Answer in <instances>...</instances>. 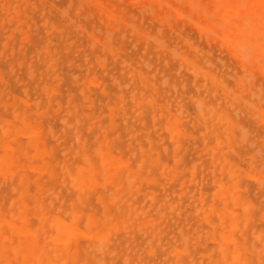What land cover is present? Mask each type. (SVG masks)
<instances>
[{"label": "rangeland", "instance_id": "obj_1", "mask_svg": "<svg viewBox=\"0 0 264 264\" xmlns=\"http://www.w3.org/2000/svg\"><path fill=\"white\" fill-rule=\"evenodd\" d=\"M6 1H8V2H6ZM14 1V0H13ZM13 1H11V0H0V24L2 23L1 21H5V22H3L2 23V26L0 25V41H2V42H0V75H1V77H0V96H1V99H0V105L2 106H0V111L2 112H0V116H1V118H0V127H2V126H5V125H3L5 122H7L12 128H14V127H16V126H19V125H17V124H20L19 122H20V118H18V116L20 117V116H22L23 114H20V115H18L17 114V111H18V109L20 108V113L21 112H24L30 119H33L34 121H36L37 123V125L41 128V132H44L43 134H41V139H43V138H47V140L45 139V141L46 142H43L42 141V145L46 148H48V150H50L51 152H52V156L54 157V159H53V157H52V159H51V162H50V164L51 165H53V164H58L59 166L61 165L60 163H62V160H64V158L65 159H69V158H71V159H69V160H64V161H66V162H64V163H62V166L63 167H66V171L67 172H65V168H62L63 169V172H62V169L59 167V166H55V167H59L60 169H53L54 170V172H53V176L50 174V173H48V172H50L49 171V169L47 170H44V171H41V172H38L37 170H34V169H27V167L24 169V168H21V169H19V170H21V172L22 171H24V173L25 174H27V176H28V179H27V181H28V183H30V181L29 180H31V183H34V184H30V187L32 186V185H35L36 186V184H37V186H39L40 187V189H38V187L36 188L35 186H32L31 188H29L28 190H27V188L29 187V186H27L26 187V196H27V198L29 197L28 196V192L30 193V192H32L33 194L34 193H38V194H41L40 196L37 194V196H38V198H40L41 199V201L43 202V201H45V200H47V198L49 197L50 199H48V201H46L47 203H42L41 205L43 206H41V205H39L42 209L43 208H45V210L47 211V212H45L46 213V215H55V214H59V215H61V216H66V218L68 217L69 218V214H70V208L71 207H69L70 206V204L71 203H69V202H75L76 203V201L77 200H75V198H76V196L75 195H77V188L76 187H73L74 185H72V186H70V184L69 183H71V181L69 182V181H66V180H68L70 177H68V176H70V174H69V171L70 172H72L73 171V167H75V165L76 164H78V163H80L81 162V159H82V154H80V151H78L79 150V146L80 147H82V148H84V149H86V152L87 153H89V151L91 152V149L90 148H93L94 146H93V144H98V140L101 138V135L103 134V133H105V132H107L106 133V135L108 136V138L109 139H111L113 136V138L111 139V140H114L113 141V143L111 142V144H110V151H111V149H113L114 150V148L116 147V146H118L119 148H115V152L112 150L111 152L112 153H115L114 155H117V156H119L120 154V157L122 158V159H124L125 160V158H126V160L125 161H127L131 166L132 165H134L135 166V164L136 163H139V159L141 158V156L140 157H138V158H136L135 156V158L134 157H132L133 156V154L132 153H134L135 154V152L137 153V156H139V154H141L140 152H141V150L139 151V152H137V150L138 149H141V148H143L144 149V151H149L148 149L147 150H145L147 147H149V146H147V144H149L151 141H150V139L152 140V142H153V145H155V146H157L158 148L157 149H159V150H157L156 149V151H158V152H160V156H158V161L157 162H159V163H161V161H162V167H159V166H161V165H157L156 163H154L153 165H151V164H149V162H148V164L149 165H151V167L149 168V167H145L146 165H147V163L145 164V166H143V171L144 172H146V170L147 169H150L151 171H152V173H149V172H151V171H149V170H147V172L149 173H145V174H143V171L141 172V170H140V172L142 173V176L143 177H150V176H152V177H154V178H151L150 180H149V178H143L141 175H139V176H141V178L138 176L137 178H139V180H135L134 182H132L131 183V185L132 186H130L129 185V189L131 188L132 190H129L128 188H124V190H126L127 189V192H125L124 190L122 191V194H124V195H120L121 196V198L120 197H118V198H116L115 200H113L112 201V199H110V198H113L114 199V195H113V193H112V188L113 187H110V186H113L112 184H110V183H104V181L102 182V180H100V181H98V182H96L95 184L97 185V186H95V184L88 190V192H87V194H88V196L86 197V199H87V201L89 202V204L86 206V207H82V206H80V205H85V203L84 202H86V199L84 200V202H82V200L80 201V202H78V203H80V205L79 204H77V205H79V206H76L75 204H73V205H75V207H78V210L81 212V214L83 213V214H87V213H89V211H90V213L92 214H94V215H100V213H101V210H102V208H103V206H101V205H104V203H108L109 201H108V199L107 198H109V197H107L106 199V202L105 201H102V204L100 205V203H101V201L99 200V199H97V200H95L96 198H95V196H98V195H100V191L102 192V190H104L103 192H102V194L105 192V194L107 195L108 193H107V191H109V193L111 192L112 193V195L111 194H108L107 196H109L110 195V202L108 203V206L109 205H112V206H110V207H113L114 205L118 208V206L119 207H121V208H119L118 210L119 211H117V209L115 208V206H114V208L113 209H116V211L119 213V215L121 214L122 216L124 215V209H122V208H124V207H129L128 209H130L131 211L133 210V212L131 213V214H133L132 216H134V214L136 213H134V208H135V206L136 205H138V202H139V206H136V208H138V209H136L135 208V211H137V212H141V214H135V216L134 217H136V219L135 218H132V216H131V219H128V223L130 222V224L128 225V226H126L125 224H124V229L123 228H121V226L119 227L118 226V228H115V229H112V230H110V235H108V241H107V243H105V244H107V245H104L106 248H104V249H100V250H103L101 253H99L98 251H97V249H98V247H96V245L95 244H98V242L100 241V240H97V238H95L94 236H92V235H90L89 236V234H87V233H85V232H78L77 234H76V236H77V238H76V241L77 240H79L81 237L83 238L84 237V235H88L89 237H87L86 236V238L88 239L89 238V240L88 241H86L85 240V238L83 239V241H82V238L80 239V241H82V242H79V241H77L76 242V244H78V242H79V244H82V247H84V249L86 250V248H88L89 249V247H90V249L88 250H84L82 247H81V245H80V249H82V250H84L85 252H90V255L92 254L91 253V249H93L92 247L93 246H86L88 243H90V242H92V245L94 244V249H96V255H100L101 254V256L99 257V259H100V261H102V262H104V260H106V259H108L109 261H111V264H127L128 263V261H129V263L128 264H132V262L130 261V258H136V259H138V261H136V259L134 258L132 261L135 263V264H141V262H142V264H155L156 262V264H168L169 262H170V264H195L198 260H201L202 261V263L203 264H207V260H209V258H210V256H213V257H215L216 256V251H215V246L217 245L216 243H217V241H216V243H215V238H214V240H213V238L212 237H209V235L208 234H206L207 232L205 231H202V234L200 233V230L202 229V230H208V229H210L211 227H212V224L214 223V222H212V220L214 219V221L216 222V220H217V216L215 215V214H217V212L216 211H214V212H212V213H209L208 214V217L210 218H206V220L208 219V220H210L209 221V227H208V229L206 228V226H208V224H205V222L206 223H208L207 221H205L204 219H203V217L205 216L204 214H205V212L207 211V209L206 208H208V206H206V205H209V203L210 204H213L214 205V203H217L216 205H214V207H218V209H219V207H220V205H222V203H223V201H221V199H218L217 197L218 196H216L214 193H210V192H213V191H215V187H217V184H218V181H221L224 177V181L225 180H227V178H228V173H226L225 172V169L223 168V169H221L220 168V162L219 163H217L216 162V165H215V163L213 164V163H211V162H215L214 160H212L211 159V155H213L214 153H215V155H213V156H215V159H216V156H218L217 158H218V160H220V157H221V162H222V158L224 157V155H225V152L227 153V151H224V150H228V151H231V153L229 152V154H228V156H227V154H226V159H227V161L230 159V161H228V163H230V164H236L237 166L239 165V167H237L236 165H233L232 164V167H235V168H239L238 170H237V175H239V177H235V179H237V185H240L239 187H237V190H238V188H239V190L237 191L238 193H239V195L242 197V200H245L244 201V203H247L248 205H249V211L250 210H252V208H253V206H254V212H255V214H253V213H251V211L248 213L250 216H248V217H250L249 218V220L251 221H249V223H247L248 222V220L246 221L244 218H243V220H245L244 222H242L243 220L241 219V220H239V222H238V225L233 229V233H234V236H236V235H238L237 236V238L238 239H242V238H245V240H246V245H247V247L248 248H253L252 247V245L249 243V242H251L252 240L255 242V240L256 239H258V237L256 236V234H257V231L256 230H258V231H261V232H263L264 231V228H261L262 226L264 227V222H263V219L264 218H262V221H260L259 220V217L262 215V213L261 212H263V215H264V210H262V209H264V185L262 184L263 182L262 181H264L263 180V178H264V155H262V154H264V150H261V149H263L264 148V141H262V140H264L263 139V137H264V121L263 120H261L258 116H259V114H258V107L259 108H264V100H262V98L264 99V95H262V93L264 92V70H262V69H260L259 67H257V66H255L254 65V63L250 60V59H248L249 57H250V55H251V53H249L250 55H249V57H247L248 55H244L243 56V58L245 59H240V58H242V55L241 54H239V53H237V52H232L231 50H229V48L226 46V45H224V43H221V40H220V38H219V36H215V35H210L209 37H208V40H210L209 42L210 43H208V40H207V38H206V32L204 33V31L203 30H201L200 28H199V26H198V28H197V26H196V24L194 23V22H189V16L191 15V12H189V14H188V12H183L184 13V15H178V14H176V12H170L169 11V9L168 8H166V7H164L161 3V5L160 6H162V7H160L159 6V3H155L154 1H151V2H154V3H149V5L148 6H146V5H144V4H148V1H142V0H139L140 2H138V0H136L137 2H134L133 0H104V1H106V2H108L110 5H114L115 6V8L119 11V12H113L114 13V17H112V18H110V17H107L106 15H104V12H98L97 10H96V8H95V5L92 3V1L91 0H88V1H91L90 3L86 0V4H84L85 2H83L82 0H80V2L78 3V1L77 0H70V2H69V0H38V1H36V0H28L27 1V3L28 4H26V1H24V2H21V4H19V5H17V3L18 2H15V1H18V0H15L14 2ZM34 1L36 2V3H34ZM48 1V2H47ZM59 1V2H58ZM72 1V2H71ZM77 1V2H76ZM83 3H82V2ZM126 1V2H125ZM129 1H130V3L131 4H134V5H131L130 3H129ZM181 0H172V2H173V4H176V5H180L181 7H183V8H185V9H189L188 8V4H181L182 2H180ZM204 1V0H203ZM206 1V2H205ZM204 2L206 3V7L208 8V9H211V7H212V5H213V2L214 1H216V0H205ZM3 2H5L4 4L5 5H3ZM20 2V1H19ZM38 2H39V4H40V6H38L39 4H38ZM43 2H44V4H43ZM51 4H50V3ZM52 2H54V3H52ZM55 2H58V3H62V5L61 4H55ZM75 3L76 2V4L73 6L72 4L70 5V3ZM125 2V3H124ZM178 2H180V4L178 3ZM10 3H11V5H10ZM22 3H25L24 5L26 6H28L29 4H30V6H28L31 10L32 9H34V8H37L38 9V12H36V10L34 11L33 10V12L31 11V13L29 12V9L27 8V7H24V5L22 4ZM33 3V4H32ZM45 3H48V5L46 4V6H45ZM66 3H67V5L69 6H67L66 5ZM183 3H186V2H183ZM212 3V4H211ZM50 4V5H49ZM55 4V5H54ZM65 4V5H64ZM82 4V5H81ZM87 4H89V5H87ZM152 5V7H150L151 5ZM16 5V6H15ZM34 5V6H33ZM37 5V6H36ZM51 5H53L54 7H57V8H54V7H51ZM77 5V6H76ZM81 5V6H80ZM123 5V6H122ZM145 6V7H140V6ZM184 5V6H183ZM2 6H3V8H2ZM13 6V7H12ZM15 6V7H14ZM17 6H19L18 8H17ZM21 6H22V8L24 7V10H22V8H21ZM58 6H59V10H61L62 11V13L61 12H57V13H52L51 14V12H53V11H57L58 10ZM60 6H63V7H60ZM67 6V7H66ZM72 6V7H71ZM121 6L123 7V8H121ZM137 8H135V7ZM13 8V9H10V8ZM39 7H41V8H39ZM46 7H48V9L46 8ZM50 7V8H49ZM76 7H79V10H77V8ZM80 7H84V9L83 10H80V9H82V8H80ZM85 7H86V9H85ZM89 7V8H88ZM91 7H93V8H91ZM133 7V8H132ZM140 7V8H139ZM148 7L151 9L152 8V10L151 11H153L154 10V8H155V10L153 11V14L152 13H150L151 11H148L149 9H148ZM20 8V9H19ZM53 8V9H52ZM69 8H71V9H69ZM73 8V9H72ZM74 8H76L75 10H74ZM88 8V9H87ZM127 8V9H126ZM143 8V10L144 11H146V9H147V13H145L143 10H142V12L141 11H138L139 9H142ZM165 8V11L163 10ZM18 9V10H17ZM47 9V10H46ZM50 9H51V12H50ZM122 9V10H121ZM125 9V10H124ZM157 9V10H156ZM12 10V11H11ZM21 10V12L22 13H25V14H27L28 16H30V18H31V16H32V18L30 19L29 17H27V15H25L24 17H23V14L22 15H20L21 14V12H19ZM40 10H42V11H40ZM49 10V11H48ZM53 10V11H52ZM71 10H74V11H76V12H73L72 11V13L70 12ZM88 10V11H87ZM92 10H94V11H92ZM18 11V12H17ZM49 12V14H48V12ZM81 13H80V12ZM82 11H83V13H82ZM89 11H92V13L91 12H89ZM159 13H158V12ZM162 11V12H161ZM13 12V13H12ZM15 12H17V14L15 13ZM35 12V13H34ZM44 12V13H43ZM68 12V13H67ZM78 12V13H77ZM87 12V13H86ZM89 12V13H88ZM130 12H132L133 13V15H134V17L132 16V14H130ZM149 12V13H148ZM167 12H168V14L170 13V16H171V14L172 13H174V14H172L173 16V18L171 17V18H169V16L167 15ZM14 13L16 14V15H18V16H13L14 15ZM39 13V14H38ZM44 14L43 16H45V17H42L41 15L42 14ZM74 13V15L76 14V16H73L72 14ZM98 13H100V14H98ZM116 13V14H115ZM140 13H141V18H142V14H143V20H141V22H139L140 20ZM187 13V14H186ZM215 12H212V14H214ZM36 14L37 15H39V16H41V17H39V16H36ZM41 14V15H40ZM59 14V15H58ZM79 14V15H78ZM90 14V15H89ZM97 14V15H96ZM101 14H102V16H101ZM118 14H121V15H119L118 16ZM136 14V15H135ZM209 14V16H210V14H211V12L210 13H208ZM208 14H204L203 12H201V13H198V12H192V16L190 17L191 19H193L192 21H194L195 19H199V20H203V19H205L204 17H207V19L208 20H210V18H212V15L209 17L208 16ZM9 15V16H8ZM78 15V16H77ZM115 15H117L119 18H120V21L119 20H117L116 21V17H115ZM123 15V16H122ZM128 15V16H127ZM197 15H199L198 17H196ZM215 15H218L217 14V12H216V14H214V16H213V18L212 19H214L215 18ZM10 16H12L13 18H11ZM34 16V17H33ZM52 16V17H51ZM65 16H67V18H68V20H67V18H65L66 20H67V22L65 21V19H62L63 17H65ZM69 16V17H68ZM89 16V17H88ZM95 16V17H94ZM101 18H100V17ZM104 16V17H103ZM125 16V17H124ZM137 16V17H136ZM166 16V17H165ZM167 16H168V18H167ZM184 16H187L186 18H188V19H186ZM27 17V18H26ZM35 17H37V18H35ZM38 17L40 18V19H38ZM52 18V19H50V18ZM74 17H76V22L74 23L73 22V20L75 19ZM87 17H88V19H87ZM98 17V18H97ZM165 17V18H164ZM175 17H177V20H175L176 18ZM193 17V18H192ZM201 17V18H200ZM15 18V19H14ZM19 18H20V20H19ZM43 18H44V21H42L43 20ZM48 18V19H47ZM59 18V19H58ZM92 18V19H91ZM93 18H95L94 20H93ZM100 18V19H99ZM103 18V20L105 21H103V20H101ZM110 18V19H109ZM114 18V21L113 20H111V19H113ZM122 18V19H121ZM152 19V20H149V21H146V20H148V19ZM162 18H164V20H162ZM203 18V19H202ZM234 18H237V16H236V14H235V17ZM7 19V20H6ZM11 19H14V20H11ZM22 19L25 21L23 24H22ZM97 19V21L98 20H101L102 22H100V21H98L97 23L98 24H96V23H94V21ZM109 19V20H108ZM161 19V20H160ZM166 19H168V20H166ZM191 19H190V21H191ZM217 19V20H216ZM245 19V18H244ZM243 19V20H244ZM8 20H10L9 22H8ZM17 22H16V21ZM34 21V23H33V21ZM58 20V21H57ZM60 20V21H59ZM71 20V21H70ZM88 20H91V21H89L88 22ZM166 20V21H165ZM171 21V23H168V22H170ZM175 20V21H174ZM214 20H216V23H215V27H219V25H218V17L217 18H215ZM214 20H210V22H212V21H214ZM221 20V19H220ZM242 20V21H243ZM21 21V22H20ZM32 21V22H31ZM49 21H51V23L49 22ZM52 21H54V23H52ZM63 21L64 22H66V23H64L65 25H63L62 23H63ZM69 21V22H68ZM87 21V23L89 24V23H91L92 25H88V24H86L85 22ZM109 21H111V22H109ZM119 21V22H118ZM129 21H130V23H129ZM151 21V22H150ZM154 23H153V22ZM161 23H160V22ZM168 21V22H167ZM222 21V20H221ZM244 21H246L247 22V20H244ZM22 24H20V23ZM70 22L73 24V25H75V26H73L72 25V29L73 28H75V29H79V27L81 28V30H83V31H81L80 29L79 30H77L78 32L80 31V33L82 34H80V35H77V33L75 32V30L73 29V32H72V29H71V25H70ZM83 22V24H81ZM107 22H109V23H107ZM133 22V23H132ZM163 22V23H162ZM167 22V23H166ZM173 22V23H172ZM182 22H184L183 24H182ZM187 22H189V23H187ZM21 25H19V24ZM27 23V24H26ZM42 23V24H41ZM85 23V24H84ZM113 23H115V24H113ZM120 25H119V24ZM127 23V24H126ZM153 23V24H152ZM213 23V22H212ZM4 24V25H3ZM15 24H18L16 27V29H14V25ZM32 24V25H31ZM33 24H36V25H38V26H36V25H34L33 26ZM47 25V27H44V26H46ZM50 24V25H49ZM61 24V25H60ZM67 24V25H66ZM78 24L80 25V26H78ZM112 24L114 25V26H119V28H121V29H116V27H114L113 26V28L111 27L112 26ZM144 24V25H143ZM184 26V28L182 27V25ZM28 25H30L29 26V28L31 29V30H29V28H28ZM44 25V26H43ZM55 25V26H54ZM83 25V26H82ZM87 25H88V28H87ZM95 26L94 28H92V26ZM127 25V26H126ZM133 25H135V27L133 26ZM146 25V26H145ZM158 25V27L159 28H157V29H160L161 27H162V29H160L161 30V32H160V30L158 31V32H160V33H158L157 32V29L155 28V26H157ZM193 25H194V27H193ZM217 25V26H216ZM26 26V27H25ZM51 26H53L52 27V30H51ZM66 26V27H65ZM107 26V27H106ZM122 26H126L125 27V29H123L122 28ZM137 26H138V30L135 32V30H136V28H137ZM161 26V27H160ZM165 26V27H164ZM169 26V27H168ZM34 27H35V29H34ZM38 27V28H37ZM61 27V28H60ZM68 27H70V28H68ZM91 27V28H90ZM99 27H101L103 30H97V29H99ZM103 27H106V29H104ZM148 27H151V28H148ZM176 28V29H174V28ZM217 27V28H218ZM3 28V29H2ZM11 28H12V30H13V32H12V30H11ZM53 28L54 29H56V31L54 32L53 31ZM85 28V29H84ZM100 28V29H101ZM110 30H109V29ZM127 28H129L128 29V31H127ZM222 28H224V27H222ZM17 29H19L18 31H20L21 29L23 30H21L20 31V33L19 32H17ZM26 29V31H24ZM42 29V30H41ZM86 29H87V31H86ZM90 29V30H89ZM94 29V30H96V31H92V30ZM112 29H114V31L112 30ZM156 29V30H155ZM185 29L187 30V31H185ZM191 29L193 30V31H191ZM29 30V31H28ZM44 30V31H43ZM49 30H51V31H49ZM58 30L60 31V32H58ZM61 30L64 32H61ZM68 30V31H67ZM106 30V31H105ZM115 30H116V32H115ZM130 30H133V31H131V32H133V33H130ZM148 30V31H147ZM152 30V31H151ZM171 30V32L169 33V31ZM176 30V31H175ZM4 31H7V32H4ZM42 31V32H41ZM71 33H70V32ZM104 31L106 32V34H107V32L109 33V34H105L104 33ZM111 31H113V32H111ZM120 31H123V32H120L121 34H119V32ZM124 31H126V32H124ZM189 31V32H188ZM191 31V32H190ZM202 33H201V32ZM21 32H23V33H21ZM27 32V35H28V32H29V34L30 35H28V36H26V33ZM69 32V33H68ZM83 32V33H82ZM86 32H90V34L88 33V34H86ZM92 32H94V33H92ZM105 34V36H104V34ZM175 32H177V33H175ZM179 32H180V35H178L179 34ZM200 32V33H199ZM19 33V34H18ZM34 33V34H33ZM98 34V35H103V37L102 36H100V37H102L103 38V40H105L106 41V39L108 38L109 39V45L107 46V47H109V46H111L110 48H112L113 46H115L113 49H111L112 50V53L111 52H108V50H110V48H106V46H104L105 45V43H104V41L103 40H100L101 38L100 37H97L98 35H96V34ZM111 33H112V35H111ZM124 33H126V35L124 34ZM142 33H144V34H142ZM172 33V34H171ZM175 33V34H174ZM181 33L183 34V35H181ZM200 35H199V34ZM3 34V35H2ZM47 34V35H46ZM65 34H68V35H65ZM114 34V35H113ZM116 34H117V36H118V34H119V36H122V37H116ZM142 34V35H141ZM145 34H147V35H150V36H147V35H145ZM153 34V35H152ZM171 34V35H170ZM174 34V35H173ZM13 35V36H12ZM45 36V37H42V36ZM72 35V36H71ZM74 35V36H73ZM85 35V37H83ZM87 35V36H86ZM127 35H129V37L127 36ZM155 35H156V38L158 37V41H155L156 40V38H155ZM205 35V36H204ZM8 36H10V38L7 37ZM12 36V37H11ZM51 36H53V38L51 37ZM89 36H91V37H89ZM95 38H93V37ZM123 36H124V38H123ZM154 36V37H153ZM198 36H200V37H202V39L200 40L199 39V37ZM208 36V35H207ZM5 37H6V39H5ZM39 37V38H38ZM46 37L48 38V40L46 39ZM50 37V38H49ZM89 37V39H91V40H88V39H86V38H88ZM112 37H114V38H112ZM119 38V39H117L116 40V38ZM132 37V38H131ZM150 37H151V39H150ZM176 37H177V39L178 40H176ZM183 37H188V38H186V39H184ZM195 37V38H194ZM205 37V38H204ZM20 38H22L21 40H20ZM26 38V39H25ZM59 38H61L60 40H59ZM96 38L99 40H96ZM110 38H111V40H110ZM126 38H129V39H126ZM147 38V40H149L148 42H145L144 40ZM152 38H154V41L152 40ZM171 38H173V40L171 39ZM197 38L200 40H197ZM211 38H213V39H211ZM215 38H216V40H215ZM44 39L46 40V41H44ZM67 41H66V40ZM75 39H77L78 41H76ZM93 39V40H92ZM124 39H126V40H128V41H130V42H128V41H124ZM187 39H190V40H187ZM28 42H27V41ZM33 40V41H32ZM63 40V41H62ZM71 40H73V45H71ZM112 40L115 42V41H117L116 43H118V42H120L121 41V46L119 45L118 46V44L116 45V44H113V45H110L111 44V42H112ZM138 42H137V41ZM146 40V41H147ZM159 40H161L163 43H165L166 45H167V47H166V45L164 44H162V42H159ZM167 40V41H166ZM171 40V41H170ZM181 40V41H180ZM192 40V41H191ZM207 40V41H206ZM32 41V42H31ZM48 41H49V43H48ZM61 41H62V43H61ZM89 41V44L88 45H86L87 44V42ZM94 41H96V42H94ZM134 42V43H132V42ZM165 41V42H164ZM177 41V42H176ZM187 41H191V42H193V44L191 43V42H187ZM213 41V42H212ZM216 41V42H215ZM5 42V43H4ZM122 42H123V44H122ZM127 42V43H126ZM144 42V43H143ZM156 42H158L159 44H161V45H159L158 43H156ZM168 44H167V43ZM198 42V43H197ZM2 43V44H1ZM6 44L7 43V47L4 45V44ZM44 43V44H43ZM66 43V44H65ZM68 43V44H67ZM95 43H97V45L99 46H102V49H100ZM103 43V44H102ZM113 43V42H112ZM124 43H126L125 45H124ZM146 43V44H145ZM173 43V44H172ZM180 43V45H178ZM208 43V44H207ZM219 43H221V44H219ZM28 44H30V45H28ZM52 46H51V45ZM61 44V45H60ZM64 44V45H63ZM76 44L78 45V46H76ZM102 44V45H101ZM132 44H134V45H132ZM143 44H145V47H143ZM148 44V45H147ZM197 46H196V45ZM201 44H203V45H201ZM210 44V45H209ZM219 44V45H218ZM223 44V45H222ZM2 45V46H1ZM18 45H19V50H18ZM23 45V46H22ZM34 45H36V46H34ZM46 45H48L47 47H46ZM71 45V46H70ZM93 46L94 47V45H95V48H93V47H91V46ZM123 45H124V47H123ZM131 45V46H130ZM146 45H147V48H146ZM163 45V47H165V48H155V46H162ZM172 47H171V46ZM187 46V48H189V49H186V46ZM193 45H195V46H193ZM12 46V47H11ZM27 46V47H26ZM34 46V47H33ZM51 46V47H50ZM86 46V49L84 48ZM90 47L89 49H88V47ZM104 46V47H103ZM127 46V47H126ZM135 48H134V47ZM136 46H137V48H136ZM200 46V48H198ZM203 46V47H202ZM209 46V47H208ZM216 46H219V47H216ZM22 47V48H21ZM72 47V48H71ZM83 49H82V48ZM99 49H98V48ZM118 48V50H116L117 48ZM126 47V48H125ZM128 47H130L129 49H128ZM141 47H143L144 49L143 50H146L147 49V52L145 53V51H143V50H140V49H142ZM148 47H150L149 49H148ZM153 47L155 48V49H153ZM169 47V48H168ZM175 47V48H174ZM182 47V48H181ZM185 47V48H184ZM195 47H197V49L195 48ZM205 47H207L208 49H209V51H207L208 49L207 48H205ZM212 47V48H211ZM5 48V49H4ZM21 48V49H20ZM26 48V49H25ZM36 48V49H35ZM47 48L49 49V52H48V50H47ZM55 50H54V49ZM81 48V49H80ZM172 48V49H171ZM214 48V49H213ZM224 48V49H223ZM2 49H3V51H2ZM58 49V50H57ZM74 49H78L77 51L76 50H74ZM93 49V50H92ZM104 49H106V50H104ZM108 49V50H107ZM177 49V50H176ZM195 49H196V51H195ZM207 49V50H206ZM210 49H211V51H210ZM218 49H220V52H218L217 53V50ZM9 50H11V51H9ZM37 50V51H36ZM55 52H54V51ZM70 50V51H69ZM72 50V51H71ZM81 50H85V51H81ZM98 51L99 53H100V56H99V53L98 52H95V54L92 52V51ZM104 50V51H103ZM114 50V51H113ZM129 50V51H128ZM187 50V51H186ZM198 50H201V51H198ZM225 50V52L226 53H222L223 51ZM24 51V53H22ZM42 51V53H37V52H41ZM69 53H68V52ZM101 51H102V53H101ZM107 51V53H104V52H106ZM126 51H127V54H126ZM134 51V52H133ZM142 51H143V53H142ZM151 51H153L152 52V56H151ZM166 51V52H165ZM188 51H190V52H188ZM219 51V50H218ZM250 51V50H249ZM11 52V53H10ZM14 52V53H13ZM44 52V53H43ZM48 52V53H47ZM67 52V53H66ZM70 52H71V55H70ZM119 54H118V53ZM123 52H125V53H123ZM129 52H130V54H129ZM137 52H139L138 54H139V56H141V54L143 55V57L141 56V59H139L140 57H137L138 56V54H137ZM155 52V53H154ZM161 54V55H158L159 53ZM164 54H163V53ZM173 52L175 53L174 54V56L172 55L173 54ZM180 52V53H179ZM184 53V54H181V53ZM200 52V53H199ZM212 52V53H211ZM251 52V51H250ZM60 53H61V55H60ZM72 53H73V55H72ZM85 53H86V55H85ZM88 53V54H87ZM93 53V54H92ZM108 53H111V54H109L108 55ZM116 53L118 54V57L116 56ZM148 53V58L146 57V54ZM150 53V54H149ZM156 53H157V55H156ZM177 53H179V56H178V54ZM202 53V54H201ZM204 53V54H203ZM211 53V54H210ZM221 53V54H220ZM13 54V55H12ZM22 54H24V55H22ZM77 54V55H76ZM81 54H83V55H81ZM90 54H92V55H90ZM96 54H98V55H96ZM101 54H105L108 58H110V59H112V57H114V61L112 60V62L113 63H115L114 65L112 64V63H110L111 62V60L110 59H108L106 62L104 61L103 62V60H100V58H102V59H104V55L102 56ZM113 54H115V55H113ZM122 54V55H121ZM133 54H136V56L135 55H133ZM180 54H181V56H180ZM206 54V55H205ZM230 54V55H229ZM6 55V56H5ZM12 55V56H11ZM31 55H33V56H31ZM49 56V57H51V59L50 60H46V57L47 56ZM81 55V56H80ZM111 55H112V57H111ZM124 55V56H123ZM128 55V56H127ZM131 55V56H130ZM132 55H133V58H132ZM157 57H156V56ZM172 55V56H171ZM175 55L176 56H178V57H175ZM186 55H188L187 57L188 58H192V57H189V55L190 56H193V60L195 61V62H197V60H199L198 62H199V66H201L203 69H205V70H209L217 79H218V77H220V76H222V77H220V79H218L219 80V84H218V86L217 87H213V86H211V82H210V80L208 79V78H205L206 76L203 74V76H205V77H203L202 76V74H201V76H200V74L199 73H201V72H199V73H197V74H199L198 76L197 75H195L196 77H194V75H193V73H191L190 71H192L193 69H191L192 67H191V65L188 63V61L184 58V59H182L183 58V56H185L186 57ZM203 55V56H202ZM218 57H217V56ZM239 55V56H238ZM37 56L39 57V58H37ZM46 56V57H45ZM57 56L59 57V58H57ZM72 56L74 57V58H72ZM94 56H96L97 58H98V60H99V62H98V60H97V58H94ZM110 56V57H109ZM130 56V57H129ZM154 56V57H153ZM164 56V57H163ZM209 58H208V57ZM5 57H6V59H5ZM55 57V58H54ZM66 57V58H65ZM88 57H89V60H88ZM100 57V58H99ZM107 57H106V59H107ZM116 57V58H115ZM126 57H128L126 60H127V62H126V60H125V58ZM147 59H145V58ZM153 57V58H152ZM162 57V58H161ZM175 57V58H174ZM180 57H182V58H180ZM202 58V60L200 59V58ZM203 57H207L206 58V60H208V59H210V60H208V61H206ZM212 57L214 58V59H212ZM240 57V58H239ZM57 58V59H56ZM82 59V60H80V59ZM84 58V59H83ZM85 58H87V62H85L86 60H85ZM120 58V59H119ZM132 58V60H130V59ZM136 58H137V60L138 61H135L136 60ZM150 58H151V60L153 59L154 60V63L155 64H164V65H160V67H159V65H155L154 63H153V61H151L150 60ZM155 58H161V59H155ZM164 58H167L169 61H167V59L166 60H163ZM171 58V59H170ZM216 58V59H215ZM222 58V59H221ZM230 58H231V60H232V62H231V60H230ZM34 59V60H33ZM38 59V61H36L35 62V60H37ZM55 60V63H54V60ZM58 59H59V61H58ZM66 59V60H65ZM93 59H96L95 60V62H98L97 63V65H96V63L94 62V60ZM105 59V60H106ZM118 59L119 60H125V62H121V61H119V63H120V65H118L119 63L117 62L118 61ZM145 59V60H144ZM177 59V61H178V59H180L179 60V64H177V62L175 63V60ZM203 59L206 61V63H205V61H203ZM219 59H220V62H219ZM223 59H224V61H223ZM229 59V60H228ZM22 60V61H21ZM29 60H31V61H29ZM41 60V61H40ZM70 60V61H69ZM76 60V61H75ZM128 60H130V61H128ZM139 60H140V63L142 62V64H140L139 63ZM148 60H150L151 62H148ZM155 60H157L156 62H155ZM161 60H163L162 62H160ZM170 60H174V61H171L170 62ZM251 61V64H250V61ZM45 61V62H44ZM53 62V64H55L57 67H56V69H55V65H53L52 64V62ZM72 61H75L74 63L72 62ZM82 61H84V62H82ZM116 61V62H115ZM145 61V62H144ZM181 61H183V62H181ZM18 62V63H17ZM26 63L25 65H24V63ZM28 62H29V64H28ZM51 63V65H50V63ZM67 62V63H66ZM81 62H82V64H81ZM90 62V63H89ZM91 62H93V64L91 65ZM103 62V63H102ZM129 62H131L130 64H127V63H129ZM134 62V63H133ZM164 62H166V64L164 63ZM167 62H168V64H167ZM174 62V63H173ZM180 62L181 63H183V65L182 64H180ZM187 62V63H186ZM208 62H209V64H208ZM228 62V63H227ZM240 62V63H239ZM31 63V64H30ZM40 63V64H39ZM42 63H43V65H42ZM48 63H49V67L47 66L48 65ZM79 65H78V64ZM100 63V64H99ZM107 63V64H106ZM116 63H118V64H116ZM125 63H126V65H125ZM145 63V64H144ZM222 63H225V67L223 68H221V66H222ZM235 64V65H232V64ZM28 64V65H27ZM45 64H47L46 66L48 67H45ZM64 64V65H63ZM98 64H99V66L100 65H102V67L100 66H98ZM109 64V65H108ZM121 64H123V65H125L126 66V69L128 68V70H130L129 72L127 71V70H125V68L124 67H122L123 65H121ZM136 64V65H135ZM149 66H148V65ZM169 64L172 66H170L169 67ZM186 64H187V66H186ZM206 64H208V65H206ZM214 65L213 67H211V65ZM237 64H239V65H237ZM241 64H242V66H241ZM246 65V67H245V65ZM30 65V66H29ZM41 65H42V67H41ZM54 67H53V66ZM82 65V66H81ZM84 65V66H83ZM88 65H91V66H88ZM95 65H96V67H95ZM105 65H108V66H106V68L104 67ZM115 66V67H113V66ZM132 66V67H130V68H132V70L131 69H129V66ZM135 65V66H134ZM145 65V66H144ZM146 65H147V67H146ZM150 65H151V68H149L150 67ZM168 65V66H167ZM180 65H181V67H180ZM217 65V66H216ZM244 65V66H243ZM248 65H250V66H248ZM18 66V67H17ZM19 66L21 67V68H19ZM27 66L28 67H30V68H27ZM52 66V67H51ZM81 66V67H80ZM96 68V70H95V68ZM109 66H111V67H109ZM122 67V68H119V67ZM137 66V68H135ZM155 66H156V68L157 67H159L160 68V70H161V72L160 71H158L157 69H159V68H155ZM176 66H177V68L179 69V71L181 72V74L179 73L178 74V70H176L177 68H176ZM229 66V67H228ZM241 68H240V67ZM12 67V68H11ZM17 67V72L19 73H16L15 71V68ZM24 67V68H23ZM32 67V68H31ZM43 67H45V70L43 69ZM91 67V68H90ZM99 67V68H98ZM104 67V68H103ZM108 67H109V69H108ZM116 67H118V68H116ZM141 67H142V69H141ZM143 67H144V69L145 70H148V71H145V70H143ZM154 69H153V68ZM162 67H165V69L164 68H162ZM180 67V68H179ZM185 67H189V68H187L186 70H185ZM217 67V68H216ZM228 67V68H227ZM230 67H231V69H230ZM242 67H244L245 69H243ZM250 67H253L252 68V70H250ZM25 68H27V70H28V73H30V71L32 70L33 72V75H32V73H30L32 76H30V74H26V72H27V70L25 69ZM50 68H52L53 70H54V72L52 71V69H50ZM84 68H88L87 70V72H88V74H87V72L85 71V70H83ZM94 68V69H93ZM101 68H103L102 70H100ZM110 68H113V69H111L110 70ZM141 69V71L142 72H144L143 74L141 73V71H139V74L140 75H145L144 77H146V78H144L145 79V83H143V84H146L145 86L147 87V85H149L147 88L148 89H146L148 92L146 93V91H145V86L142 84V82H140L139 81V79H136L137 77L139 78V74L137 73V69ZM248 68V70H246ZM138 69V70H139ZM152 69H153V71H152ZM155 69L159 72V73H157V71H155ZM171 69V70H170ZM173 69V70H172ZM214 69H215V71H214ZM218 69V71L220 72V70H221V73H219V75H216V70ZM233 69L235 70V72H233ZM236 69H237V71H236ZM2 70V71H1ZM24 70H26V71H24ZM42 70V71H41ZM47 70V71H46ZM90 70V71H89ZM97 70H100V71H97ZM116 70V71H115ZM122 70V71H121ZM125 70V71H124ZM135 71V73H134V71ZM149 70H151V72H149ZM166 71V70H168V71H166L165 72V74H163L162 75V73H164L163 71ZM39 71H40V73H39ZM61 71V72H60ZM83 71H85L86 73H84ZM91 71H92V73L94 72V71H97L95 74H93V75H95L96 77H94V79H89L91 76H93L92 75V73H91ZM119 71H120V73H119ZM123 71L125 72L124 74H123ZM131 71H133L132 73H131ZM172 71V72H171ZM175 71V72H174ZM195 71V70H194ZM214 71V72H213ZM222 71H224V72H222ZM245 71H248V72H245ZM252 71H253V73H252ZM14 72V74L12 75L11 73H13ZM25 72V73H24ZM46 73V74H42V73ZM100 72V73H99ZM108 74H106V73ZM112 72H114V73H112ZM118 72V73H117ZM147 72H149V74L146 73ZM156 72V73H155ZM177 72V73H176ZM185 72H187L186 74H185ZM193 72V71H192ZM243 72V73H242ZM245 72V73H244ZM250 72V74H254L253 76H249L250 77V79L249 78H247L248 76L247 75H250V74H248ZM36 73V74H35ZM55 73H57L56 75H55ZM105 74V75H107V76H103L102 74ZM131 73V77H130V74ZM133 73L134 74H136L137 76H135V78H133ZM155 75H154V74ZM171 74V78L169 77V74ZM175 73V74H174ZM196 73V71L194 72V74ZM215 73V74H214ZM228 73V74H227ZM25 74V75H24ZM82 74H83V76H84V78H83V76H82ZM152 74V75H151ZM156 74L161 78V80H160V78L158 77V76H156ZM175 76V77H177V78H175L174 77V79L173 80H171L172 78H173V75ZM183 74H185V75H183ZM191 75L192 77H194L195 79H193V80H195L196 81V83L194 82V81H192V77L190 78L188 75ZM218 74V73H217ZM225 74L227 75V76H225ZM230 74V75H229ZM242 74L244 75L243 76V78H242ZM245 74H247L246 76H245ZM18 75H21V77L23 78V80H22V78H20V76H18ZM35 75V76H34ZM86 75H88L86 78H85V76ZM122 75H123V77H122ZM125 75L127 76V77H130V78H128V79H126V78H124L125 77ZM129 75V76H128ZM133 75V76H132ZM147 75V76H146ZM148 75H149V78H150V76L152 77L153 75V79L155 80V81H157L158 82V85H157V82H155L154 80H151V79H148ZM178 75H180V76H178ZM185 78V80H183V78H182V76ZM231 75H233V76H231ZM28 76H30V78L28 77ZM55 76H58V77H60V79L57 77V79L56 78H54ZM75 76V77H74ZM117 76V77H116ZM155 76H156V78H155ZM163 76V77H162ZM187 76V77H186ZM218 76V77H217ZM230 76V77H229ZM256 76V77H255ZM17 77V78H16ZM38 77H39V79H38ZM48 77V78H47ZM50 77H51V79H50ZM62 77V78H61ZM74 77V78H73ZM99 77H100V80L102 79V83H100L99 82ZM104 77V78H103ZM111 77H113L112 79H111ZM123 78L122 79V82H120L121 80H120V78ZM179 77H180V79L181 80H179V84L180 83H182L181 85H177L176 83H178V82H176V80L175 79H177V81H178V79H179ZM200 77V79H201V82H198V84H197V80H199L200 81V79H198ZM231 77H233V78H231ZM241 79H240V78ZM252 77H255V78H253V79H255L254 80V83L253 82H248V80H250V81H253V79H252ZM26 78V79H25ZM32 78V79H31ZM80 78V79H79ZM92 78V77H91ZM111 80H110V79ZM131 78H133L134 80H135V84L136 83H138V81H139V83H141L142 84V88H141V84H136V85H138V87H140V88H138L137 86L136 87H133V85L135 86V84L133 83L134 81H131ZM159 79L160 80V82L158 81V80H156V79ZM163 78V79H162ZM166 78H168L167 80H166ZM190 78V80H191V82L189 83L188 81H190V80H188V79ZM18 79H20V80H18ZM24 79H25V83H24ZM28 79H30V80H28ZM36 79V80H35ZM48 79V80H47ZM50 79V80H49ZM54 79H56L55 81H54ZM81 79L83 80V84H81L82 83V81H81ZM87 79H89V80H87ZM96 79L98 80L97 82H99V84H96L97 82H95L96 81ZM126 79V80H125ZM132 79V80H133ZM147 79L149 80V81H147ZM197 79V80H196ZM207 81H206V80ZM223 79V80H222ZM240 80V82H241V84H242V86L243 87H245V88H243V87H239L238 85H237V82H238V80ZM245 79H247V81L245 80ZM37 80H39V82L37 81ZM60 80H61V82H60ZM86 80L88 81V84H89V86H84L85 88H83V85L85 84V85H87L86 84ZM90 80L91 81H93L94 80V82H90ZM123 80H125V82L123 83ZM170 80L173 82L172 84H173V86L171 85V82H170ZM203 80V81H202ZM231 80V81H230ZM259 80L261 81V83L259 82ZM32 83H31V82ZM35 81V82H34ZM50 81H53V82H51L50 83ZM110 81V82H109ZM111 81H114V82H112V87H114V89L115 88H117L118 86V88L119 89H116L115 90V92H114V89H112V87L110 86L111 85ZM128 81H131L132 83H130V84H128L129 82ZM167 83H166V82ZM204 81H205V83H204ZM224 81V82H223ZM243 81V82H242ZM20 82H22V83H20ZM59 83V85H58V87H56L57 86V84L56 85H54V83ZM104 82H109V83H104ZM118 82V86H115L116 85V83ZM120 82V83H119ZM153 83V84H151V83ZM155 82V83H154ZM221 82V83H220ZM250 83V84H248V83ZM7 83V84H6ZM34 83H35V85H34ZM44 83V84H43ZM50 83V84H49ZM123 83V84H122ZM126 83V84H125ZM165 83V84H164ZM184 83H186L187 84V88H186V84H184ZM190 85H189V84ZM197 84V86L199 85V89H198V87L197 86H191V84L192 85H195V84ZM224 83H226V85L224 84ZM230 83V84H229ZM253 83V84H252ZM28 84V85H27ZM80 84V85H79ZM103 84H105L106 85V87L103 85ZM110 84V85H109ZM114 84V85H113ZM131 84H132V86H131ZM162 84V85H161ZM206 84H208V85H206ZM231 84H233V85H231ZM26 85H27V87H26ZM36 85H37V87H36ZM42 85V86H41ZM43 85H45V86H43ZM51 85H53L51 88L53 89V91H54V93H53V91L51 90V89H49L47 92L44 90V88L45 87H49V86H51ZM79 85V87H77ZM82 85V86H81ZM123 85V86H122ZM124 85H128L127 87H125L124 88ZM130 85V86H129ZM182 85H184V87L182 86ZM189 85V86H188ZM204 85V86H203ZM226 86V87H223V86ZM227 85H228V88H227ZM236 85V86H235ZM250 85V86H249ZM258 85H260V86H258ZM5 86V87H4ZM40 86H41V88H43V89H41L40 88ZM150 86H151V89H149L150 88ZM153 86H156V87H154V88H158V89H154V88H152ZM177 86H179L178 88H177ZM182 86V87H181ZM191 86V87H190ZM202 86V87H201ZM207 86V88H209V90H206L205 88H203V87H206ZM229 86H231V87H229ZM234 86H235V88H234ZM247 86H249L250 87V89H248V87ZM4 87V88H3ZM55 87V88H54ZM87 87H89V89L87 88ZM102 87H104V88H102ZM111 88V89H109V88ZM122 87V88H121ZM133 87V88H132ZM189 87V88H188ZM195 87V88H194ZM262 87H263V91L261 90L262 89ZM28 88V89H27ZM103 90H102V89ZM127 88V89H126ZM130 88H132V89H130ZM136 88H138V90H136V92L134 93V92H132V91H134V89H136ZM161 88V89H160ZM175 88V90H173ZM177 88V89H176ZM180 88V89H179ZM183 88V89H182ZM197 88V89H196ZM238 88V89H237ZM257 88V89H256ZM3 89V90H2ZM23 89V90H22ZM27 89V90H26ZM78 89V90H77ZM79 89H81V91L83 90V89H85V91L83 90V92L81 93V91L79 90ZM102 91H101V90ZM121 89V90H120ZM127 90L128 92H132L133 93V95H132V93L130 94L129 93V95L127 94L128 92L126 91L125 92V90ZM129 89H130V91H129ZM154 89V90H153ZM166 89H168V92L169 93H171V91L173 92V91H175V92H173L172 94H173V96L170 94L169 95V93H165V91H166ZM169 89L171 90V91H169ZM184 89H186V92H190V91H194L193 89H195V91L193 92V93H191L190 92V94H187L185 91H184ZM200 89H202V91L200 90ZM232 89V90H231ZM254 89V90H253ZM7 90V91H6ZM29 90L31 91V92H29ZM42 90H44V91H42ZM51 90V91H50ZM89 90V91H88ZM100 90V91H99ZM108 90V91H107ZM118 90H120V92L118 91ZM132 90V91H131ZM156 90V91H155ZM158 90L159 91H161L162 93H164V95L162 94V95H160V97H158V95H159V92H158ZM177 90V91H176ZM182 90H183V92H182ZM188 90V91H187ZM196 90H200V92H202V93H200V92H196ZM205 90V91H204ZM222 90H224V91H222ZM228 90H231V91H228ZM258 90H260L259 92H258ZM37 93H36V92ZM78 91H80V92H78ZM103 91H107V93L105 92L104 94H103ZM116 91H118V92H116ZM139 91H140V94L143 92V94H145V95H143L144 96V98H143V100L142 99H140L139 100ZM151 91V92H150ZM152 91H154V92H152ZM164 91V92H163ZM180 91H181V93H180ZM203 91L206 93V94H204L203 93ZM210 91L212 92L211 94H209L210 93ZM218 91H219V93H218ZM249 91V92H248ZM257 91V92H256ZM24 92H26L25 94H24ZM33 92V93H32ZM48 93L46 96L44 95V93ZM101 92V93H100ZM110 92H114V96H115V93H116V95L118 96V98H124V100L122 101V102H126V104H124V105H121V101H117V100H120V99H116V97H113V95L110 93ZM122 92V94H124V95H119L120 93ZM125 92V93H124ZM157 92V93H156ZM161 92H160V94H161ZM178 92V93H177ZM196 92V93H195ZM215 93V95H212V94H214ZM226 92H229V94H227ZM239 92V93H238ZM248 92V93H247ZM252 92V93H251ZM261 92V93H260ZM33 94V96H35V97H33V96H31L32 94ZM35 93V94H34ZM69 93V94H68ZM73 93V94H72ZM82 94V95H80V94ZM83 93H84V95H83ZM90 93H92V94H90ZM119 93V94H118ZM154 93L156 94V95H154ZM234 93H237L236 95L237 96H234L233 94ZM242 93V94H241ZM248 95H247V94ZM13 94V95H12ZM22 94V95H21ZM24 94V95H23ZM49 94L51 95V97L49 96ZM87 94V95H86ZM106 94H108V96L106 95ZM128 95V97H127V95ZM148 94V95H147ZM153 96H152V95ZM158 94V95H157ZM165 94H166V97H165V99L163 98L164 96H165ZM174 94H176V95H174ZM182 94V95H181ZM184 94V95H183ZM196 94V96H194V95ZM203 94V95H202ZM239 94L240 95H242V96H239ZM250 94H252L251 95V99H250ZM12 95V96H11ZM37 95H38V97H37ZM71 95H72V98H71ZM105 95V96H104ZM132 95V96H131ZM180 96V98L179 97H177V96ZM207 95H209V98H208V96ZM220 95H222V96H220ZM247 95V96H246ZM254 95V96H253ZM10 96V97H9ZM14 96V98H11V97H13ZM16 96V97H15ZM25 96V97H24ZM28 96H30L29 98H28ZM41 96H45L46 97V99L43 97H41ZM47 96H49V97H47ZM81 96V97H80ZM86 96H89L87 99H86ZM124 96V97H123ZM174 96H176V98L174 97ZM186 96V97H185ZM193 96V97H192ZM206 96V97H205ZM214 96V98H211V97H213ZM215 96H216V99H215ZM255 96H257V98L255 97ZM259 96H260V98H259ZM7 97H9V98H7ZM20 97H22V98H20ZM79 97H80V99H79ZM129 97L132 99V100H138V102L140 101V106H139V104L137 103V100H136V102H133L131 99H129ZM135 97V99H133ZM151 98V101H150V103L152 104H149V101L147 100L148 98ZM153 97H155V99L157 98V100L155 101L154 99H153ZM171 99H170V98ZM181 97H182V99L184 100V102H186L185 103V105H184V102H183V106L184 107H186L185 109H184V107L182 106V99H181ZM197 97V98H196ZM228 97V98H227ZM232 97H234V98H232ZM237 97V98H236ZM245 97V98H244ZM6 98L8 99V100H6ZM18 98V99H17ZM26 98V99H25ZM34 98H35V100H34ZM38 98V99H37ZM42 98V99H41ZM48 98V99H47ZM50 98V99H49ZM70 99V100H68V99ZM83 98V99H82ZM91 98H93V100H95V101H93ZM112 98V99H111ZM147 98V99H146ZM166 100V102H168V105L169 106H172L171 108H169V106L167 107V103H165V101L163 100ZM174 100H173V99ZM190 98V99H189ZM191 98H193V99H191ZM194 98H196V99H194ZM217 98H218V100H217ZM220 98L222 99V101L220 100ZM231 99V101H232V103H231V101H230V99ZM238 98H242V100H240V99H238ZM14 99H16V101H18V102H16L15 104H14ZM20 99V100H19ZM40 99V100H39ZM78 99V100H77ZM86 99V100H85ZM116 99V100H115ZM126 99H127V101H126ZM145 99L148 101V102H146L145 101ZM161 99H162V102H161ZM168 99V100H167ZM178 99H180V100H178ZM189 101H188V100ZM199 99V100H198ZM202 99H203V101L205 102L204 103V105L205 106H208L207 105V103H208V101L210 102V99H211V101H212V99L215 101H218V102H220V103H218V102H216V104L218 103V104H220L221 105V107H220V105H218V107L219 108H221L222 110L223 109H225L224 111L226 112V113H229L228 115L230 116V117H232L233 118V114L235 113V115H234V117L235 116H237L238 118H237V120L236 121H234V122H243L244 120H242V117H243V119H245V121L243 122L244 124H242V123H238V124H236L235 123V125H234V128H233V130H232V135L233 136H235L234 138H231V141H230V143L229 144H224V146H222V145H220L221 143L223 144V142L225 143V140H224V136L222 135V134H224V133H222L220 130H214L213 128V125L212 124H214V122H213V120L214 119H211V117L209 118V117H207L208 119H211V121L210 120H208L207 118H205L206 117V113H205V115L203 114V113H201L200 112V103L198 102L197 103V101H202ZM205 99H206V101H205ZM209 99V100H208ZM259 99V101L257 102V100ZM262 101H261V100ZM5 100L7 101V104H5L6 102H5ZM29 100H33L32 102L31 101H29ZM39 100V102L40 103H38L37 101ZM47 100V103L45 102ZM59 101V102H57L56 103V101ZM67 100H68V102H67ZM82 100H85V102L84 101H82ZM107 100V101H106ZM117 101V102H115V101ZM131 100V101H130ZM155 101L156 102V104L153 106V101ZM172 101V103H171V101ZM182 100V101H181ZM185 100H187V101H185ZM190 100H194V101H196V102H192L191 101V103H190ZM27 101V102H26ZM92 101V102H91ZM113 101L115 102V103H113ZM174 101V102H173ZM176 101V102H175ZM180 101V102H179ZM228 101H230V102H228ZM241 101V102H240ZM245 101V102H244ZM248 102V104H247V102ZM5 104H3V103ZM8 102L11 104L10 106H12V107H10L9 106V104H8ZM34 102V103H33ZM55 102V103H54ZM86 102H87V104L89 105H87L86 106ZM100 102V103H99ZM106 102V103H105ZM147 104V105H145V103ZM213 102V101H212ZM226 102V103H225ZM235 104H238L237 105V107H234V103ZM239 102V103H238ZM256 102L258 103V104H256ZM30 103H33V106H31L32 104H30ZM52 104V105H49L50 106V108H52V109H50L46 104ZM61 103V104H60ZM90 103V104H89ZM93 103V104H92ZM137 103V105H134V104H136ZM143 103V104H142ZM158 103V104H157ZM162 103V104H161ZM170 103V104H169ZM174 103H176L177 104V106L179 107L180 105L179 104H181V106L177 109V106L175 107L174 105H176V104H174ZM214 103V102H213ZM229 103V104H228ZM241 103V104H240ZM261 103V104H260ZM16 104H17V108H16ZM29 104V105H28ZM36 104V105H35ZM44 104H45V106H46V108H45V106H44ZM74 104V105H73ZM119 104V105H118ZM123 104V103H122ZM160 104V105H159ZM164 104V106L162 107V105ZM171 104H173V105H171ZM191 104H192V107H191ZM194 104V105H193ZM195 104H198L197 106L199 107V109H198V107H197V109H196V106H195ZM209 104V103H208ZM216 104H214V107H215V105ZM255 104V105H254ZM7 105V106H6ZM20 105H22L21 107H19ZM24 105H26V106H24ZM58 105H60L61 106V108H59L60 106H58ZM71 105H73V107H71ZM91 105H93V106H91ZM115 106V108L117 107V105H118V107H117V110L116 109H112L113 111L110 113L109 111H110V109L108 108V107H110V106ZM120 105L122 106V107H120ZM133 105V106H132ZM149 105V106H148ZM150 105H151V108H150ZM166 105V106H165ZM210 105H212V103L211 104H209V106ZM216 105V106H217ZM224 105V106H223ZM229 105H231V107L229 106ZM248 105H250V106H248ZM256 105H258V107L256 106ZM29 106H31L30 107V109H29ZM86 106V108H84ZM130 106H132L131 107V109H129L130 108ZM134 106H136V109H135V111L136 112H138V111H140V110H142V108H140L141 106H143V110L142 111H140L142 114H138V113H136V114H138L139 116L136 118L137 119V121L139 122V119H140V121H142L143 120V122L144 123H136L137 121H135V118H134V116H137V115H135V114H133L135 111H134ZM138 106V107H137ZM153 106V107H152ZM204 106V107H205ZM208 106V107H209ZM16 108L15 110H13V108ZM48 107V108H47ZM57 107V108H56ZM81 107L83 108V109H81ZM88 107H90V110H88L89 108ZM106 107L108 108V109H106ZM126 107H128V109H126L125 110V108ZM155 107H156V111H157V113L159 114V113H162V116L160 117V115H155ZM166 108V109H163V108ZM174 107V108H173ZM183 107V108H182ZM193 107H194V110L196 109L197 111H198V115L199 114H202V116L200 115V117H197L198 115L196 114L197 113V111L195 110V112H194V110H193ZM230 107V108H229ZM257 107V108H256ZM6 108V109H5ZM38 108V109H37ZM44 108V109H43ZM101 108V109H100ZM113 108V107H112ZM119 108V109H118ZM122 108V109H121ZM133 108V109H132ZM159 108H161V109H159ZM182 114V118L180 119V117H181V114H179L178 115V111L176 110V109ZM206 108V107H205ZM204 108V109H205ZM236 108V109H235ZM239 108V109H238ZM242 108V109H241ZM245 108L247 109V110H245ZM251 110V111H248L249 109ZM5 109V110H4ZM56 110V111H53L52 112V110ZM58 109V110H57ZM60 109V110H59ZM62 109V110H61ZM77 109V110H76ZM85 109V110H84ZM123 110V111H121V110ZM146 109V110H145ZM159 109V110H158ZM184 110V111H182V110ZM186 109H188L189 111H187ZM232 109H234V110H232ZM241 109V110H240ZM2 110H4V111H2ZM14 112H13V111ZM17 110V111H16ZM33 110H34V112H33ZM41 110V111H40ZM43 110H45V111H43ZM51 110V111H50ZM99 110H101V111H99ZM120 110V111H119ZM127 110H129V111H127ZM131 110H133V111H131ZM150 110H153V112L152 111H150ZM160 110H162V111H160ZM181 110V111H180ZM230 110H232L233 112H230ZM239 110H240V112H239ZM255 112H257V113H253V111ZM43 111V112H42ZM58 111V112H57ZM74 114H72L71 112ZM85 111V112H84ZM101 112V113H99V116H98V112H97V114H96V112H95V114L98 116V119H99V117H100V114L102 115L101 117V121H100V119H99V121L97 120L95 123H94V121H95V119H97L96 117H94L95 116V114L93 113V112ZM127 111V112H126ZM131 111V112H130ZM167 113H166V112ZM170 111V112H169ZM173 111V112H172ZM176 111L178 112V113H176ZM189 112L190 114H187L186 112ZM201 111H202V109H201ZM205 111H206V109H205ZM6 112V113H5ZM8 112V113H7ZM35 112H37V115L35 114ZM40 112H42L41 113V115H40ZM57 112V113H56ZM82 112H84V114L82 113ZM89 112V113H88ZM118 112V114H120V116L118 115H116V116H113V113L114 114H116ZM123 112V113H122ZM126 112V113H125ZM148 112H151L150 114H148ZM155 112V113H154ZM238 112L240 113V115L238 114ZM11 113V114H10ZM18 113H19V111H18ZM35 115H34V114ZM39 113V114H38ZM44 113V114H43ZM70 113V114H69ZM93 113V116L91 115ZM108 113V115H109V113H110V115L108 116V115H106V116H104L105 114H107ZM125 113V114H124ZM130 113V114H129ZM185 113V114H184ZM236 113H237V115H236ZM242 113V114H241ZM29 114V115H28ZM64 114H66V115H64ZM72 114V115H71ZM145 114V115H144ZM153 114L155 115V116H153ZM163 114H170V115H174V116H176L177 118H178V124H179V128L180 129H183V132H182V130H181V133H180V135L177 137V138H175V137H173L172 136V141L170 142V138H171V132H170V130L168 129L167 130V128L168 127H166V126H164V125H166V124H164V123H166V119L165 118H167L169 115H167V117L165 116V115H163ZM184 114V115H183ZM196 114V115H195ZM248 114V116H246V117H244L245 115H247ZM252 114V115H251ZM254 114V115H253ZM45 115H47V117L45 116ZM51 115V116H50ZM86 115H91V116H89V117H87ZM131 115V117H132V115H133V121L131 120V118L129 117L128 119H127V117L126 116H130ZM153 116V119L155 118V119H157V120H159V121H155V119H154V121H153V119H152V116ZM188 115H190V116H192V118L191 117H189ZM195 115V116H194ZM232 115V116H231ZM250 115H251V117H250ZM39 116V118H36V117H38ZM51 117V120H50V118L49 117ZM68 116V117H67ZM75 116V117H74ZM80 116H82V117H80ZM85 116V117H84ZM110 117V118H108V117ZM123 116V117H122ZM151 118H150V117ZM159 116V117H158ZM186 116V117H185ZM242 116V117H241ZM255 116V122H257V123H255L257 126H258V128H259V130H260V127H261V132L258 130V128H256V125L255 124H251V122H249V121H251L250 119H253L252 117H254ZM12 117L14 118V119H12ZM40 117H42V118H40ZM45 117L47 118V119H45ZM74 117V118H73ZM87 117V118H86ZM91 117V118H90ZM104 117V118H103ZM116 119H115V118ZM120 119H119V118ZM125 117V118H124ZM185 117V118H184ZM188 117V118H187ZM196 117V118H195ZM241 117V118H240ZM247 117H248V119H247ZM258 117V118H257ZM2 118H4V119H2ZM6 118V119H5ZM118 118V119H117ZM139 118V119H138ZM159 118V119H158ZM161 118V119H160ZM183 118H184V121H183ZM194 118V119H193ZM9 119H11L10 121H9ZM45 119V120H44ZM54 119V120H53ZM79 119V120H78ZM185 119H189V120H186V121H188V122H192L193 121V124L190 122V123H187L186 121H185ZM191 119V120H190ZM197 119H200L199 121H197ZM204 119V123L202 124L201 123V120H203ZM233 119H235V118H233ZM239 119H241L240 121H239ZM3 120H5V121H3ZM7 120V121H6ZM161 120V121H160ZM196 120V121H195ZM248 120V121H247ZM257 120V121H256ZM3 121V122H2ZM40 121H42V122H40ZM44 121V122H43ZM51 121H53V123L51 122ZM80 121V122H79ZM90 121H92V122H90ZM112 121L113 122V124H112V122H111V125H113V127H116V125H118L116 128L117 129H113V127H111V125H110V122ZM120 121V122H119ZM153 121V122H152ZM207 121H210V122H208V124L210 123H212L211 124V128H210V126L207 124V123H205V122H207ZM253 121V120H252ZM258 121H261V122H258ZM11 124H10V123ZM46 122L48 123V124H46ZM82 122H84L82 125L81 124H78V123H82ZM90 122V123H89ZM125 124H124V123ZM149 122L151 123V125L149 126ZM156 122V123H155ZM161 122H163L162 124H164V125H162L161 124ZM181 122V123H180ZM185 122L188 126H186V124L183 123ZM248 122V123H247ZM263 122V123H262ZM14 123H15V126H14ZM43 123V124H42ZM88 123L89 124H91V123H94V124H91L90 126L88 125ZM118 123V124H117ZM200 123V124H199ZM258 123H260V124H258ZM2 124V125H1ZM45 124H46V127H47V129H46V127H45ZM98 124H100L99 125V127L97 126ZM114 124H116V125H114ZM124 124V125H123ZM135 124H136V126H138V127H136L135 126ZM144 125L143 126V129H141L142 128V126H140V125ZM148 124V125H147ZM153 124H155V125H153ZM157 124V125H156ZM160 124V125H159ZM182 124V125H181ZM195 124H198V125H195ZM206 124H207V126H206ZM44 125V130H43V128H42V126ZM50 125L52 126V127H50ZM79 125H81V126H79ZM92 125H94L93 127H92ZM109 125V126H108ZM185 125V126H184ZM192 126V127H190V126ZM200 125H202L204 128L203 129H206V132H203V129H202V126H201V128H199L200 127ZM206 127H205V126ZM236 125H239V126H237L236 127ZM243 125H246V126H243ZM91 127V130H90V128L89 127ZM120 126V127H119ZM153 126H155V127H157V129L155 128V127H153ZM183 128H182V127ZM209 126V127H208ZM248 126V127H247ZM263 126V127H262ZM49 127V128H48ZM83 127V128H82ZM84 127H86V128H84ZM88 127V128H87ZM101 127V128H100ZM145 127V128H144ZM147 127V128H146ZM149 127H152V128H155V129H153V130H151L152 128H149ZM164 127H165V130H166V132H164L165 130H164ZM195 127V128H194ZM208 127V128H207ZM213 127V128H212ZM216 127V126H215ZM54 128V129H53ZM62 128V129H61ZM109 128H111L110 130H109ZM126 128V129H125ZM132 128H134V129H132ZM163 128V129H162ZM188 128V129H187ZM190 128V129H189ZM209 128H210V130H209ZM219 128V127H218ZM248 128V129H247ZM257 130H256V129ZM50 129V130H49ZM51 129H53V130H55L54 131V135L52 136V133H53V131L51 130ZM102 129V130H101ZM145 129V130H144ZM146 129H148V131L149 132H146ZM193 129L195 130V131H193ZM202 129V130H201ZM211 129H213V130H211ZM220 129V128H219ZM241 129V130H240ZM247 129V130H246ZM263 129V130H262ZM63 130V131H62ZM87 130H89L88 132L89 133H87L86 131ZM103 131V132H99V131ZM140 130L142 131V133L140 132ZM164 130V131H163ZM196 130H197V132H196ZM208 130H209V132L211 131V133H209L208 132ZM234 130H236L235 132H234ZM239 131V133H237L238 131ZM248 130H253V131H248ZM0 131H1V129H0ZM50 131H52V132H50ZM95 131H98L99 133H97V132H95ZM129 133H128V132ZM132 131H133V133H132ZM153 131H154V133H153ZM160 131H161V133H160ZM189 131V132H188ZM216 131H220L221 132V135H220V133L219 132H216ZM244 132V136H243V138L245 137V136H247L248 138H244V143L242 142L241 143V141H240V139H239V137L241 138V135H240V133L242 134L243 132ZM257 131H259L261 134L259 135V137H258V134H256L257 133ZM46 132H48V134H49V136L46 134ZM61 132V133H60ZM64 132V133H63ZM93 132H95V134H94V136H93ZM131 132V133H130ZM139 133V135L137 134V133ZM145 132L147 133V134H149V135H147V134H145ZM153 134H152V133ZM157 132H159V133H157ZM190 132H192L191 134H193V135H196V139H192V138H195V136H193L192 135V137H190V135L191 134H189ZM199 132H203V134H202V136H200L201 135V133H199ZM208 132V133H207ZM213 132V133H212ZM214 132L216 133V135L217 136H215L214 135ZM168 133V134H167ZM184 133V134H183ZM218 133V134H217ZM235 133H237V134H234ZM250 134V135H246V134ZM253 133H255L256 135L254 136V134ZM17 134H18V136H17ZM16 134V141L17 142H19V139L21 140L20 142L22 143V144H24V143H26V141L28 140V136L29 135H27L26 133H22V132H18ZM44 134H45V136H44ZM57 134V135H56ZM117 134V137L115 136ZM118 134H120V135H118ZM133 135V137H134V134L136 135V137H134V140L132 139V136L131 135ZM159 135L158 137H157V135ZM186 134H188V136H186ZM205 134V135H204ZM208 134V136H206ZM209 134H211V136L209 135ZM212 134H213V136H212ZM25 135H26V137H25ZM50 135L52 136V137H50ZM63 135V136H62ZM91 135V136H90ZM96 135H98V136H96ZM131 136L130 137V141H129V137H128V140L126 139L127 138V136ZM152 135H154V137L156 136V138H154ZM170 135V138L168 137L167 138V136H169ZM185 137H187V138H185L186 139V141H185V139H184V141L185 142H182V140L183 139H181V137L182 138H184L183 136ZM219 135L221 136V138H220V143L217 145L215 142H217L218 140H219ZM232 135H231V137H232ZM239 135V136H238ZM252 135L255 137V141L254 140H252L251 138H252ZM54 136H55V138H54ZM56 136H58V138L56 137ZM67 136V137H66ZM148 136L149 137H152V138H148ZM206 138H204V137ZM263 136V137H262ZM19 137V138H18ZM61 137V138H60ZM96 137H98V138H96ZM118 137H120V139L122 140V141H120V139H118ZM199 137V138H198ZM238 137V138H237ZM251 137V138H250ZM163 139V143H162V139ZM189 138H191V140L189 139ZM205 140H204V139ZM209 138H211V139H209ZM215 138H216V140H215ZM218 138V139H217ZM259 138H262V140L261 139H259ZM57 139H58V141H57ZM77 139V140H76ZM93 139V140H92ZM97 139V140H96ZM117 139V140H116ZM154 139V140H153ZM158 139H161V140H158ZM181 139V140H180ZM251 139V140H250ZM50 140V141H49ZM55 140V141H54ZM59 140H60V142H59ZM67 140L68 142H65V141ZM118 142V141H120V142H118V143H116V141ZM146 140H148V143H146L147 141ZM156 140H158V141H156ZM175 140V141H174ZM180 140V141H179ZM195 140V142H193ZM223 142H222V141ZM234 140V142L237 140H239L240 141V143H239V141L236 143L237 145V147L235 146V144L232 142ZM241 140H243V139H241ZM245 140H247L246 142H245ZM260 140V142H258ZM54 143H53V142ZM63 141V142H62ZM79 141V142H78ZM92 141V142H91ZM94 141H96V142H94ZM150 141V142H149ZM161 141V142H160ZM207 141V142H206ZM210 141H211V143H210ZM214 141V142H213ZM19 142V143H20ZM52 142V143H51ZM71 142V143H70ZM73 142V143H72ZM90 142V143H89ZM129 144H128V143ZM132 142H136L135 144H133ZM138 142V143H137ZM139 142H140V144H139ZM151 142V143H152ZM161 143V144H159V143ZM175 142H177L176 144L178 145H176L175 144ZM193 142V143H192ZM255 142H257V144L255 143ZM48 145H47V144ZM61 143H62V146H64V147H60V145H61ZM64 143V144H63ZM68 143V144H67ZM78 143V144H77ZM159 145H158V144ZM181 143V144H180ZM205 143H208V144H206L205 145ZM250 145H249V144ZM50 144H53L54 145V147H53V145H50ZM55 144H56V146H55ZM58 144V145H57ZM74 146H73V145ZM79 144H84L85 145V147H84V145H79ZM116 144V145H115ZM169 144V145H168ZM183 144V146L181 147V149H179V147H180V145H182ZM211 144V145H210ZM234 144V148H233V151H235V152H233L232 151V148H230V147H232V145ZM65 145H69V149L68 148H66L65 149ZM78 145V146H77ZM114 145V147H112ZM121 145V146H120ZM150 145V144H149ZM153 145L151 146V151H154L155 150V147H153ZM167 145H168V148H167ZM173 145V146H172ZM196 145V146H195ZM198 145V146H197ZM203 145V146H202ZM208 145V146H207ZM210 145V146H209ZM230 147H229V146ZM248 146V147H252V148H254V149H252L251 148V150H250V148L249 149H247V147L246 146ZM254 145V146H253ZM258 145V146H257ZM259 145H260V147H259ZM49 146H51L52 148H54V150L52 149V148H50L49 149ZM58 146V147H57ZM66 146V147H67ZM71 146V147H70ZM75 146H77V147H75ZM127 146H129V147H127ZM132 146V147H131ZM138 146H141L140 148L138 147ZM147 146V147H146ZM163 146V150H164V148H165V146H166V148L167 149H169V151H168V156H167V152L165 153L163 150H161L162 147ZM195 147V148H193L192 149V147ZM202 146V147H201ZM204 146H205V148H207V149H205L204 148ZM216 146H217V148L218 147H220L219 149H216ZM226 146V147H225ZM228 146V147H227ZM241 146H244L243 148H245V150H246V152H245V150L242 152V150H241ZM61 149H60V148ZM138 147V149H136ZM173 147V148H175V147H177L176 149H174V151L175 150H177V152H174L173 151V148H172V150H171V148ZM198 147H199V149H200V151H199V149H198ZM201 147V148H200ZM223 147V148H222ZM241 147V148H240ZM46 148V149H47ZM59 148V149H58ZM62 148H64L63 149V151H62ZM71 148V149H70ZM126 148H128L127 150H126ZM188 148H190L189 150H187ZM240 148V149H239ZM242 148V149H243ZM261 148V149H260ZM81 149V148H80ZM125 149V151L127 152V155H128V158L126 157V154H125V151H123ZM136 149V150H135ZM166 149V150H167ZM179 149V150H178ZM202 149V150H201ZM216 150L215 152H212V150ZM235 149V150H234ZM259 149V150H258ZM59 152H58V151ZM122 150V153L121 152H118V154H117V151H121ZM131 150V151H130ZM165 150V151H166ZM170 150H171V152H170ZM195 150V151H194ZM204 150H206L205 152H204ZM211 150V151H210ZM219 150H222V155H221V151H220V155H219V152L218 151ZM248 150H250V153H249V151ZM76 151V152H75ZM163 151V152H162ZM203 151V153H205V154H201V152ZM208 151V152H207ZM237 151V152H236ZM257 153H259V154H257ZM261 151V152H260ZM65 152V153H64ZM128 152H129V154H128ZM131 152V153H130ZM158 152H155L154 151V154H157ZM169 152H170V155L171 154H173L172 156H179V157H173L172 158V156L170 157V155H169ZM173 152V153H172ZM184 152H186V153H184ZM200 154H199V153ZM210 152V153H209ZM211 152L213 153V154H211ZM217 152V153H216ZM248 152V153H247ZM255 152V153H254ZM74 153V154H73ZM77 153H78V155H77ZM162 153V154H161ZM183 153V154H182ZM234 153V154H233ZM241 154V155H239V157L237 156L238 154ZM261 153V154H260ZM132 154V155H131ZM164 154V155H163ZM177 154V155H176ZM182 155V157H181V155ZM206 154H209V155H206ZM237 154V155H236ZM245 154V155H244ZM69 155H70V157H69ZM74 157H73V156ZM136 155V154H135ZM199 155H205V157L204 158H202V156H200V157H198ZM236 155V156H235ZM252 155H254V156H252ZM262 157H260V156ZM63 156V157H62ZM81 158H80V157ZM125 156V157H124ZM165 157L164 159H166L165 160V162L167 163V165H165L166 163L163 161L164 159H161V157ZM167 156V157H166ZM191 156V157H190ZM196 156V158H194L193 159V157H195ZM212 156V157H213ZM241 156V157H240ZM245 156V158H248V159H245V158H243ZM255 156H257V157H255ZM59 157H61V162H60V158ZM130 157V158H129ZM162 157V158H163ZM210 157V158H209ZM224 157V158H225ZM228 157V158H227ZM232 157H234V159L232 160ZM255 158L257 161L256 162H254L255 160L253 159V158ZM46 158H48L47 156H46ZM76 158V160H74ZM78 158V159H77ZM132 158V159H131ZM181 158L183 159V161H181ZM201 160H200V159ZM207 158H209V159H211L212 161L210 162V160L209 159H207ZM214 158V157H213ZM237 158H239V159H241V158H243V159H241V160H239V159H237ZM250 158H252V160L250 159ZM258 158H260V159H258ZM37 159V158H36ZM39 159V158H38ZM73 159V160H72ZM79 159H80V161H79ZM93 159L95 160L96 158L95 157H93ZM135 159V160H134ZM173 159H177L176 161H174ZM179 159V160H178ZM197 159H199V160H197ZM204 159H206V161L204 162V164L203 163H201V162H203V160ZM78 160V161H77ZM161 160V161H160ZM193 160H195V161H193ZM209 160V161H208ZM238 160V161H237ZM246 160H248L247 162H246ZM260 160V161H259ZM133 161V162H132ZM182 162V164L180 163H178V162ZM233 161V162H232ZM238 163H237V162ZM241 161H243V162H241ZM259 161V162H258ZM70 162V164L69 165H67V163H69ZM164 162V163H163ZM174 162H176L177 164H179V166H177V164H176V166L174 165L175 163ZM193 162V163H192ZM250 162V163H249ZM252 162V163H251ZM254 162V163H253ZM262 163V165L260 166V164L259 163ZM53 163V164H52ZM171 163H172V165H171ZM190 165L191 163L194 165V163H196L194 166H196L197 167V165H198V167L196 168V169H194V167L192 166V164H191V166H189L188 164ZM200 163H201V165H203V167L202 166H200ZM243 163H244V165H243ZM250 164V165H252V164H254L253 166H255V167H253L252 166V169H254V170H252L251 169V166H249L248 164ZM257 163V164H256ZM156 164V165H155ZM184 164H185V166H184ZM219 165V170H218V167H215V166H218ZM246 164H247V166H246ZM67 165V166H66ZM163 165H165L164 167H163ZM179 170H176L175 168H174V166ZM204 165H205V167H204ZM207 165V166H206ZM213 165H215V166H213ZM243 165V166H242ZM256 165L258 166V167H256ZM73 166V167H72ZM148 166V165H147ZM166 166H168L167 168H165ZM169 166H171V167H173V168H169ZM186 166H188L189 168H187ZM210 166H213L214 168H215V174L213 173V176H212V172H214V169H213V167H211L210 168ZM249 166V167H248ZM52 167V166H51ZM53 167H54V165H53ZM54 167V168H55ZM73 169H72V168ZM155 167H156V169H157V167L159 168V169H157V171L155 170ZM184 167V168H183ZM200 167V168H199ZM202 167V168H201ZM243 167V168H242ZM245 167V168H244ZM247 167V168H246ZM263 167V168H262ZM145 168V169H144ZM152 168H154V169H152ZM162 168L164 169L163 171H162ZM186 168V169H185ZM194 169L195 171H193V173H192V171L190 170V169ZM200 170H199V169ZM205 170H204V169ZM209 168V169H208ZM260 168V169H259ZM71 169V170H70ZM167 169H169V172L167 171ZM185 169V170H184ZM203 169V170H202ZM247 169H249L248 171H247ZM252 171H251V170ZM18 170V171H19ZM29 170H31V171H29ZM61 170V171H60ZM153 170H155V172L153 171ZM165 170H166V172H165ZM174 170V171H173ZM182 170V171H181ZM183 170L185 171V173H183ZM187 170H189L188 172H190V173H192V176H190V174L188 175V172H187ZM199 170V171H198ZM201 170L202 171H204V172H201ZM211 170V172L209 173V171ZM213 170V171H212ZM220 171V172H222V173H220V172H218V171ZM221 170H223V171H221ZM245 170V172L247 173V174H243L244 171ZM259 170H261V172H259ZM18 171H15V175H16V173L18 172ZM48 171V172H47ZM162 171V172H161ZM207 171H208V173H209V175L208 174H204V173H207ZM239 171V172H238ZM241 171V172H240ZM255 171V172H254ZM34 173V174H32V173ZM57 172H59L60 173V175H59V173H57ZM61 172H62V174L64 175V174H68V176L67 177H65V178H63L62 179V177H61ZM65 172V173H64ZM158 172V173H157ZM164 172L166 173L165 175H164ZM172 172H174V174L172 173ZM176 172H177V174H176ZM180 172V173H179ZM196 172H197V174H196ZM198 172H199V174H198ZM216 172H218L217 173V175H216ZM253 172V173H252ZM31 173V174H30ZM42 174V175H39V174ZM50 176V180L47 178V174ZM140 173V174H141ZM184 174V176H188V177H183V175L182 174ZM194 173L196 174V176L194 175ZM203 173V174H202ZM240 173L242 174V175H245L246 176V179H245V176L243 177L242 175H240ZM252 173V174H251ZM1 174V173H0ZM18 175H19V173H17ZM38 174V175H37ZM57 174V175H56ZM147 174V175H146ZM157 177H159V175L160 176H162V177H157L160 181H162V180H165V181H163V182H161L160 183V181L158 180V179H156V177L154 176V175ZM159 174V175H158ZM167 174H168V176H167ZM169 174H171V175H169ZM200 174H202L201 176H200ZM211 174V175H210ZM13 175V174H12ZM11 174H1L0 175V180H2L3 179V177H5L6 176V181H0V210H1V212H3L5 215H7L8 214V212H5L4 211V209H3V207L5 208V207H7V206H9L7 209L9 210V211H11V210H13L14 209V206L12 205V202H14V203H16L15 201H17L15 198L16 197H18V194H19V190H20V186L19 187H16V185L18 186V183H16L18 180H17V178H18V175H17V177L16 176H14L13 175V177H10V176H12ZM35 175L36 176H38V179L39 180H41V183L38 181V179L36 180L37 182H32V181H35ZM46 177H45V176ZM178 175V176H177ZM181 175V176H180ZM236 175V176H237ZM254 176L255 175V177H252V176ZM257 175V176H256ZM3 176V177H2ZM33 176V177H32ZM43 176V177H42ZM48 176V177H49ZM58 176H60V178L62 179H60ZM64 176H66V175H64ZM192 177V178H190V177ZM209 176H211V179H205V177L206 178H208ZM10 177V178H9ZM42 177V178H41ZM51 177H52V179H51ZM166 177H168V178H166ZM170 177V178H169ZM173 177V178H172ZM178 179H177V178ZM193 177H195V178H193ZM216 177V178H215ZM219 179H218V178ZM221 177H223V178H221ZM260 177V178H259ZM8 178H9V180H8ZM12 178V179H11ZM16 178V179H15ZM30 178V179H29ZM35 178V179H34ZM45 178H47V180H49L48 181V183H47V181H46V179ZM60 180H59V179ZM100 178V176L98 177V179ZM136 178V179H137ZM164 178V179H163ZM166 178V179H165ZM179 178H181L182 180L184 179V181H186V182H184V181H181V179H179ZM188 178H190V180L188 179ZM202 178V179H201ZM210 178V177H209ZM213 178V179H212ZM241 178V179H240ZM249 178V179H248ZM4 179V180H5ZM33 179V180H32ZM44 179H45V183H43L44 182ZM54 179H58V182H57V184H56V182H55V180ZM64 179H66V180H64ZM152 179L153 180H155L156 179V183H155V181L153 182L152 181ZM169 180V183L170 184H168L166 181H168ZM171 179H173L174 180V183H172L173 181H171ZM175 179H177V180H175ZM191 179H193V181L195 182V184L197 185V187H198V189H196L197 187H196V185L194 184V182L191 180ZM200 179V180H199ZM214 179H217V180H215L216 181V184H213L212 183V180H214ZM221 179V180H220ZM254 179V180H253ZM17 180V181H16ZM64 180V181H63ZM146 181L147 180V182H143V181ZM198 180L200 181L198 184H197V182H198ZM201 180L203 181V184H202V182H201ZM208 180H210V184L208 183L209 181ZM240 180V181H239ZM257 180H259V182L257 181ZM51 181V182H50ZM63 184H65V186L64 185H62V183ZM126 181V180H125ZM138 181H139V183H138ZM150 181V182H149ZM189 181H192V182H190V183H188ZM204 181H206V182H204ZM229 181V180H228ZM60 182V183H59ZM100 182H102V183H104L105 184V186L103 185V184H101ZM159 182V184H161V185H157V183ZM166 182V183H165ZM178 183V185H175V183ZM214 182V181H213ZM227 182V181H226ZM225 182V183H226ZM238 182H240V184L238 183ZM27 183V182H26ZM42 183H43V185H42ZM53 185H52V184ZM135 183V184H134ZM143 183V184H142ZM151 185H150V184ZM157 185H155V184ZM163 183V184H162ZM208 183V184H207ZM215 183V182H214ZM259 183H260V185H259ZM3 184V185H2ZM45 184H47L46 185V187H45ZM48 184H51L50 186H48ZM60 184L62 185V187H60ZM140 184H142V186L140 185ZM147 184L150 186H148V188L146 187L147 186ZM154 184V186H156V187H151L152 185ZM179 184H180V186H179ZM184 185V186H181V185ZM186 184H188V185H186ZM189 184H190V188H189ZM194 184L195 186H193V187H196V188H194V190L196 191L195 192V194L193 195L192 193H194V190L193 191H191L190 189H193L192 188V185ZM202 184V185H201ZM29 185V184H28ZM56 185V186H55ZM100 185H102V186H104L103 188H102V186H100ZM146 185V186H145ZM162 185H163V187H166V191L165 190H162V192L160 191L161 189H163V187H162ZM166 185V186H165ZM169 185H173V186H169ZM202 187H204V188H202ZM211 185V186H210ZM256 185H257V188H256ZM42 186L44 187V188H46V189H50L51 188V190H46V189H43V192L46 194L47 192V194H49V192H51V194H49L48 196H45L44 195V193L43 192H41V193H39L40 192V190H42ZM60 188H59V187ZM99 186V187H98ZM134 186H137V187H134ZM139 186H141V187H139ZM159 186H161V187H159ZM169 186V187H168ZM186 186V188L188 189H186V188H184ZM262 187L261 189L263 190V191H261L260 189H259V191H258V187ZM13 187V188H12ZM47 187H50V188H47ZM52 187H55V188H53L52 189ZM76 188V189H73V188ZM94 187V188H93ZM100 188V189H97V188ZM106 187V188H105ZM143 187V188H142ZM159 187V188H158ZM167 187L168 188H170L169 190H167ZM176 187V188H175ZM178 187H182V188H178ZM202 188V190H200L201 188ZM243 187H245V188H243ZM248 187H249V190H248ZM14 189V188H17V189H14V190H16V191H14V190H12V189ZM93 188V189H92ZM96 188V189H95ZM109 188H111L110 190H109ZM139 188H140V191H139ZM151 188V189H150ZM210 189V191L209 192H207V190L206 189ZM215 188V189H214ZM241 188V189H240ZM36 189H38V190H36ZM60 189V191H58V190ZM133 189H135V190H133ZM137 189V190H136ZM157 189H160L159 191L157 190ZM173 189V190H172ZM175 189V190H174ZM183 190V192H184V194L182 195V194H180V195H182V196H179V198H181V199H179L178 198V195H179V193H182V191H177V192H175L176 190ZM185 189H186V191H188V192H186L185 191ZM214 189V190H213ZM244 191H243V190ZM245 189H247V190H245ZM12 190V191H11ZM36 190V191H35ZM75 190V191H74ZM93 190V191H92ZM99 190V191H98ZM130 191V193H132L131 191H133V195H131V194H128L129 193V191ZM191 192H190V191ZM200 190V191H199ZM213 190V191H212ZM254 190V191H253ZM255 190H256V192H255ZM15 193H14V192ZM35 191V192H34ZM91 191V192H90ZM151 192V194L150 193H148V192ZM156 192V194H158V195H156L155 196V192ZM165 191V192H164ZM199 191V192H198ZM261 191V192H260ZM59 194H58V193ZM139 192H141V193H139ZM144 194H143V193ZM158 192V193H157ZM167 192V193H166ZM168 192H171V193H168ZM201 192H202V194H201ZM258 192V193H257ZM32 193H30L29 195H31L30 197H32L31 198V200L33 201V203H32V201L28 198V199H25V195H24V199H25V201L24 202H29L28 200H30V202L28 203V205H31V203L33 204V206L31 205L30 207H27V215H26V218L28 219L27 221H28V223H29V221H32V222H30L31 224H34L33 222L34 221H36L38 218H39V212H41V211H43L41 208V210H39L38 209V211L39 212H37V210H34V205L37 203V201H39V204L41 203L40 202V200L37 198V196H35L34 195V197H33V194ZM95 193V194H94ZM99 193V194H98ZM162 193V194H161ZM165 193V194H164ZM175 193H177V194H175ZM188 193V194H187ZM199 194V197H197V199L195 198L196 196H198V194ZM209 193V194H208ZM254 193V194H253ZM261 193H263L262 195H261ZM46 194V195H47ZM75 194V195H74ZM90 194V195H89ZM105 194H103V195H105ZM120 194H121V192H120ZM136 194H138V195H136ZM140 194V195H139ZM154 195V199L152 200L151 199V197H153V195ZM165 196H164V195ZM169 194H171V195H169ZM175 194V195H174ZM210 196V199H209V197L207 196ZM247 194H249V195H247ZM50 195L51 196H53V198L52 197H50ZM55 195L57 196L56 198H55ZM59 195V196H58ZM74 195V196H73ZM131 196V197H129V196ZM146 195H148V196H146ZM162 195V196H161ZM177 195V196H176ZM191 196V197H189V196ZM211 195H213L212 196V198H213V200L215 199L216 201H213L212 202V199H211ZM244 195H247V197H248V200L250 201V202H246V197L244 196ZM256 195V196H255ZM45 196V198H41V197H44ZM123 196V197H122ZM128 198H127V197ZM135 196V198L133 199V197ZM137 196H140V197H137ZM151 196V197H150ZM164 196V197H163ZM174 196H176L177 198L175 199V197ZM194 197V199L195 200H193L192 198ZM200 196H204L203 198L206 200L207 198V201H204L203 200V198H201ZM215 196V197H214ZM258 196V197H257ZM5 197V198H4ZM13 197V198H12ZM126 197V198H125ZM158 197V200L160 201H162V202H158L157 201V199L156 198ZM166 197V198H165ZM168 197H172V198H170V200H169V198ZM174 197V198H173ZM254 197H257V200L254 198ZM260 197H263V199H261ZM37 198V199H36ZM71 198H72V200H71ZM98 198V197H97ZM123 198H125V199H127V201L124 199V200H122L123 201V203H119V202H122L121 201V199H123ZM137 198V199H136ZM143 198V199H142ZM148 199V200H146V199ZM160 198H162V199H160ZM164 198V199H163ZM168 198V199H167ZM189 198V199H188ZM260 198V199H259ZM34 199V200H33ZM35 199H36V201H35ZM62 199V200H61ZM119 199V200H118ZM129 199V200H128ZM130 199H132V200H134V202H135V204H134V202L131 200V203H132V205L130 206ZM136 199V200H135ZM151 199V200H150ZM173 199H174V201H175V205L177 206V208H176V206H173L174 204H173ZM178 199V200H177ZM199 199V200H198ZM254 199H255V201H254ZM95 201L94 203H93V201ZM140 200H142V202H140ZM145 200V201H144ZM164 200H165V202H164ZM209 200H210V202H209ZM259 200H261V201H259ZM9 201V202H8ZM10 201H12L11 203H10ZM63 201V202H62ZM96 201H98V202H96ZM125 201H126V203H125ZM151 201V202H150ZM156 201V202H155ZM167 201H169L168 203H167ZM176 201H182V202H180V204H179V202L177 203L178 205H180V206H178L177 204H176ZM192 201H193V203H194V201H195V203H196V201H197V203H199V201L201 202V206H200V203L199 204H197L196 203V205H198L199 206V208L198 207H196V205L194 204V205H192ZM204 201V202H203ZM221 201V202H220ZM254 201V202H253ZM257 201V203H255ZM260 203H259V202ZM1 202H2V204H1ZM9 204H8V203ZM26 202V203H27ZM49 202H51V204L52 205H50V206H52V207H50L48 204H50ZM88 202H86V203H88ZM100 202V203H99ZM115 202V203H114ZM129 202V203H128ZM155 202V204H153ZM171 202V203H170ZM189 202V203H188ZM206 202H209L208 204L206 203ZM13 203V204H14ZM63 203V204H62ZM69 205H68V204ZM82 203V204H81ZM114 203V204H113ZM141 203V204H140ZM149 203H151V204H149ZM161 203V207L159 206L158 207V205L157 204H160ZM206 203V204H205ZM253 203V204H252ZM263 203V204H262ZM46 204V205H45ZM100 205V208L99 209H97V207H99L98 205ZM117 204V205H116ZM126 204H127V206H126ZM151 205L150 207H149V205ZM163 204V205H162ZM165 204H167V207H166V205ZM173 204V205H172ZM181 204H182V206H181ZM190 204L191 206H190V208H189V206L188 205ZM204 204V205H203ZM219 204V205H218ZM254 204H256V205H254ZM1 205H3L2 207H1ZM27 205V206H28ZM93 205V206H92ZM107 205V204H106ZM134 205V206H133ZM141 205H143V206H141ZM153 205V206H152ZM169 205H171V206H169ZM187 205V206H186ZM233 205H234V207H236V208H238V211H237V209L236 208H234L233 207ZM237 205H239L240 206V209H239V207L238 206H236V204H232L231 202L229 203V207H231L230 209L231 210H233L234 212H238V213H240L241 211V205L240 204H237ZM258 205H260V206H258ZM11 206H13V207H11ZM57 206H59V207H57ZM96 206V207H95ZM107 206V207H108ZM133 206V207H132ZM166 207V210L170 207L171 209H169L168 210V213L170 212V214H168V213H166L165 211H164V207ZM169 206V207H168ZM188 207V208H186V207ZM193 206H194V209H195V213H194V209H193ZM205 206V207H204ZM81 207H82V209H81ZM110 207H109V209H110ZM131 207V208H130ZM139 207H141V208H139ZM158 207V208H157ZM163 207V209H161ZM175 209V210H173V208ZM184 207V208H183ZM65 208V209H64ZM84 208H86L85 210H84ZM133 208V209H132ZM148 208V209H147ZM157 208V209H156ZM159 208H160V212L158 213V211H159ZM6 209V208H5ZM32 209V210H31ZM36 209V208H35ZM58 209H60L59 211H58ZM77 209V208H76ZM95 209H97V210H95ZM112 209V208H111ZM110 209V210H111ZM149 210V211H145V210ZM158 210L157 211V213H155L156 212V210ZM184 209V210H183ZM192 209V210H191ZM198 209H200V211H201V213H202V215H203V217H202V215H201V213H200V211H198ZM217 209V208H216ZM7 210V211H8ZM31 210V211H30ZM82 210V211H81ZM126 210V209H125ZM139 210V211H138ZM172 210V211H171ZM183 210V211H182ZM190 210V211H189ZM204 210H205V212H204ZM260 212H258V211ZM36 211V212H35ZM55 211V212H54ZM66 212V213H69L68 215H66V213H64V212ZM69 211V212H68ZM97 211V212H96ZM114 211L115 210H113V211H111V212H113L114 213ZM115 211V213L114 214H116V216H118V217H120L118 214H117V212ZM123 211V212H122ZM143 211H145V212H143ZM178 211H180L179 213H178ZM182 211V212H181ZM185 211V212H184ZM36 213V214H31V213ZM49 212V213H48ZM96 212V213H95ZM164 212V213H163ZM175 212H177L178 213V215H180V216H178ZM192 212V213H191ZM197 212H199V214H197ZM10 213V212H9ZM54 213V214H53ZM63 213L65 214V215H63ZM146 213V214H145ZM161 213V214H160ZM172 213V214H171ZM187 213H189V215H187ZM190 213H191V215H190ZM30 214L32 215V217H29L30 216ZM145 214V215H144ZM193 214L195 215V216H193ZM217 217L216 219L214 218L215 216ZM38 216V218H36L37 216ZM161 215H163V216H165L163 219H162V221H161V218L163 217V216H161ZM171 215H173L172 217H171V220L169 219L170 218V216ZM197 215L199 216V217H197ZM212 215V216H211ZM263 215L261 216V217H263ZM35 216V217H34ZM83 216V215H82ZM81 216V218H80V220H79V222H78V225H81V224H84V217H82ZM85 216V215H84ZM130 216V215H129ZM137 216H139V218H137ZM161 216V217H160ZM259 220V222H258V220L255 218V217ZM257 216H259V217H257ZM151 217V220L149 219ZM169 217V218H168ZM176 219V220H174V218ZM247 217V218H248ZM33 218V219H32ZM67 218V219H68ZM144 218V219H143ZM147 218H148V222L146 221L147 220ZM196 218V219H195ZM246 218V217H245ZM246 218V219H247ZM252 218H254L253 220H252ZM135 219V220H134ZM146 219V220H145ZM167 219H168V221H167ZM182 219V220H181ZM261 219V218H260ZM155 220H157V222L155 221ZM175 221L176 223H175V226H174V224L172 225V223H173V221ZM200 220H202V221H200ZM257 220V221H256ZM138 221V222H137ZM144 221V222H143ZM150 221V222H149ZM155 221V224L153 223V222ZM159 221V222H158ZM170 221H172V223L170 222ZM186 221H188L187 222V224L185 223ZM192 221V222H191ZM256 221V222H255ZM37 223H35V225H30L29 224V226H33L32 228H35L34 226H36V228L39 226L38 224H40V221H36ZM147 224H146V223ZM152 222V223H151ZM161 222V223H160ZM191 222V223H190ZM197 222H199V223H204L203 225H204V227H203V225H200V224H198ZM263 222V223H262ZM140 223V224H139ZM160 223V224H159ZM183 223H185V225H182ZM242 223V224H241ZM120 224V223H119ZM135 224V225H134ZM136 224H138V225H136ZM157 224V227H155V225ZM162 224H164V225H162ZM178 224V225H177ZM190 224V225H189ZM196 224V225H195ZM243 224H244V227H242L243 226ZM123 225V224H122ZM134 227H133V226ZM160 227H159V226ZM180 225V226H179ZM211 225V226H210ZM257 227H255V226ZM49 226H50V224H49ZM138 226V227H137ZM174 226V227H173ZM177 226V227H176ZM198 227L197 228V230H195V227ZM239 226H240V228H239ZM248 226V227H247ZM254 226V227H253ZM45 227V228H44ZM46 227H47V229H46ZM80 227H83V225H81ZM123 227V226H122ZM126 227V228H125ZM127 227H131L130 229H129V231H128V228ZM132 227H133V229H132ZM142 227V228H141ZM151 227V228H150ZM159 227V228H158ZM171 227V228H170ZM193 227H194V229H193ZM202 227V228H201ZM35 228V229H36ZM41 228H44V229H46V231L47 232H43V231H45L44 229H40V228H38V231H41V232H43V234H42V238H44V236H47L48 234V231H49V234L51 233V231H53V227L52 226H50L49 228V230H48V223L46 222L44 225H43V227L41 226ZM156 228H158V229H156ZM161 228V229H160ZM199 228H201V229H199ZM237 228H239V229H237ZM243 228V229H242ZM246 228V229H245ZM260 228H261V230H260ZM40 229V230H39ZM120 229H123L124 230V234H123V232L122 231H119ZM178 229V230H177ZM184 231V232H182V230ZM236 229V230H235ZM252 229V230H251ZM43 230V231H42ZM114 230H116V231H114ZM136 230V231H135ZM138 230V231H137ZM152 230H155L156 232H155V234L154 235H151V234H153L152 232ZM175 230H177L176 231V233H175ZM241 230V231H240ZM127 231V232H126ZM193 231V232H192ZM197 232L196 234H195V232ZM121 232H122V234H121ZM126 232V233H125ZM142 232V234H139V233H141ZM179 232H181V233H179ZM187 232H188V239H186L184 236H182V234L184 233V234H187ZM190 232H192L191 234H190ZM204 232V233H203ZM85 233V234H84ZM137 233V234H136ZM144 233V234H143ZM160 233V234H159ZM200 233V234H199ZM241 233V234H240ZM243 233V234H242ZM81 234V235H80ZM129 234V235H128ZM203 234H205V235H203ZM240 234V235H239ZM44 235V236H43ZM127 235V236H126ZM147 235H148V237H147ZM171 235H172V237H171ZM197 235V236H196ZM198 235L200 236V237H198ZM202 235V236H201ZM81 236V237H80ZM123 236L125 237V238H123ZM129 236H131L132 237V239H130V238H128ZM159 236V237H158ZM208 236V237H207ZM239 236H240V238H239ZM113 237V238H112ZM145 237H147L146 239H145ZM151 237V238H150ZM158 238V239H154V238ZM207 237V238H206ZM257 237V238H256ZM93 238L94 239V241L93 240H91V239ZM160 238V239H159ZM170 238H171V240L172 241H170ZM189 238H190V242H189ZM194 238H197V239H199L198 241H197V239L195 240ZM256 238V239H255ZM264 238V236H262V239ZM45 239H47V238H45ZM95 239L97 240V241H95ZM120 239V240H119ZM128 239H129V241H128ZM150 239H152V240H154L153 242L150 240ZM174 239V240H173ZM181 239V240H180ZM185 239V240H184ZM211 239V241H208V240H210ZM132 241V243H131V241ZM150 240V241H149ZM160 240V241H159ZM193 240V241H192ZM251 240V241H250ZM112 241V242H111ZM144 241V242H143ZM149 243H148V242ZM173 241H175L174 243H173ZM260 241H261V244H262V242L264 241V239L263 240H261V238H259L258 240H256V245L258 246V244L260 243ZM50 243H52L51 241H49ZM146 242V243H145ZM158 242V243H157ZM160 242V243H159ZM171 242V243H170ZM181 242H183V243H181ZM186 242L188 243L187 245H186ZM206 242V243H205ZM209 242V243H208ZM254 242L252 243L253 244V246H254V250H258V247L257 246H255V244H254ZM129 243V244H128ZM142 243L144 244V246H142ZM180 244V246L178 245L177 246V244ZM205 243V244H204ZM79 244L78 245H76V246H79ZM91 244V243H90ZM124 244H127V245H124ZM133 245V246H131V245ZM141 244V245H140ZM147 244H148V247H145V246H147ZM173 244V245H172ZM189 244H192V245H189ZM197 246H196V245ZM211 244H214V252H212V248L211 247H213V246H211ZM260 244V245H261ZM153 245V246H152ZM184 245H186L185 247H184ZM206 245H209V246H206ZM250 245V246H249ZM75 246V247H76ZM131 246V247H130ZM175 246H177V247H179L178 249H180L179 251H177L178 252V254H179V259H176L175 258V256L173 255V252H174V247ZM190 246V247H189ZM191 246H195L194 247V249L196 250H194ZM204 246V247H203ZM206 246V247H205ZM121 247H124V250H123V248L121 249ZM142 247H143V249H142ZM159 247V249H156L155 250V248H158ZM77 248V247H76ZM147 248V249H146ZM149 248V249H148ZM150 248H151V250H150ZM154 248V250H152ZM184 248V249H183ZM206 248H208V250H211V251H208ZM246 249L245 250V252H243V253H245V255H247L246 256V258H247V261H248V264H252V262H257L259 259L258 258H260V260H262V262L261 263H258L257 262V264H264V259H262V257L264 258V253L262 254V257H261V253H262V251H261V247H260V250L259 251H256V252H259V254H260V256H257L258 255V253H255L254 251H250V249ZM93 249V252L95 251ZM121 249V250H120ZM173 249V250H172ZM177 248H176V250H178ZM188 251H187V250ZM207 250V252H209V257H208V254H206V250ZM82 250H80L81 251V253H83V251ZM91 250V251H90ZM99 250V249H98ZM149 250L150 251H152L151 253L149 252ZM157 250H163V252L161 251V253H158V252H155V251H157ZM182 250V251H181ZM193 250V251H192ZM253 250V249H252ZM263 250V249H262ZM78 251H79V249H78ZM79 251V252H80ZM146 251V252H145ZM153 251H154V254H158V255H160L161 254V256H159L160 258H157L156 257V255H153ZM183 251H184V253H183ZM129 252H131V253H129ZM145 252V253H144ZM148 252V253H147ZM166 253V254H164L165 256H163V253ZM169 252V253H168ZM188 252V253H187ZM193 252H195V253H193ZM205 252V253H204ZM254 252V253H253ZM87 253H85L84 255H86ZM98 253V254H97ZM134 255H133V254ZM138 253H140L141 255H138ZM146 253H147V255H146ZM169 255H168V254ZM181 253V254H180ZM247 253V254H246ZM251 253H253V255H255V256H257L256 258H255V256H253ZM106 254V255H105ZM108 254V255H107ZM111 254H112V256H113V254H114V256L115 257H113V258H110V256H111ZM183 254V255H182ZM193 254H196V256H194ZM207 256H206V255ZM251 254V255H250ZM92 255H94V253L92 254ZM96 255H94V256H96ZM98 255V256H99ZM104 255H105V258L106 259H104ZM145 255V256H144ZM157 255V256H158ZM182 255V256H181ZM190 256V258H188L189 256ZM200 255V256H199ZM111 256V257H112ZM133 256V257H132ZM167 256V257H166ZM203 256V258L202 259H200L201 257ZM251 256V257H250ZM78 257H79V259H80V261L79 260H74V262L72 261L71 262V264L73 263V264H81L83 261H84V258H83V254H80L79 253V255H78ZM77 257V258H78ZM117 257V258H116ZM124 257H125V260H123L124 259ZM143 257H144V260L142 261V259H143ZM188 259H187V258ZM76 258V259H77ZM96 258H98V257H96ZM161 258H163V260L161 259ZM175 258V259H174ZM112 259V260H111ZM198 259V260H197ZM83 260V261H82ZM123 260V261H122ZM127 260V261H126ZM169 260V261H168ZM175 260V261H174ZM195 260V261H194ZM197 260V261H196ZM253 260V261H252ZM257 260V261H256ZM76 261V262H75ZM108 261V262H109ZM168 261V262H167ZM181 261V262H180ZM186 261H188V262H186ZM192 261V262H191ZM195 263H194V262ZM126 262V263H125ZM148 262V263H147ZM200 262V261H199ZM105 264H107V260L104 262ZM133 263V264H134ZM108 264H110V262L108 263ZM196 264H199V263H196ZM201 264V263H200ZM254 264V263H253Z\"/></svg>", "mask_w": 264, "mask_h": 264}, {"label": "bare ground", "instance_id": "obj_2", "mask_svg": "<svg viewBox=\"0 0 264 264\" xmlns=\"http://www.w3.org/2000/svg\"><path fill=\"white\" fill-rule=\"evenodd\" d=\"M11 1H13V0H11ZM15 1V0H14ZM13 1V2H14ZM20 1V2H19ZM24 1H26V4H28L27 3V1L28 0H18V1H15V2H18L17 3V5H19V4H21V2H24ZM36 1H38V0H36ZM43 1V0H42ZM45 1V0H44ZM49 1V0H48ZM47 1V2H48ZM51 1V0H50ZM75 1V0H74ZM78 1V0H77ZM76 1V2H77ZM83 1V0H82ZM81 1V2H82ZM88 1V0H87ZM92 1V3L95 5V8H96V10L98 11V12H104V15H106L107 17H110V18H112V17H114V13L113 12H119L116 8H115V6L114 5H110L108 2H106V1H104V0H91ZM91 1H88L89 3L91 2ZM119 1V0H118ZM134 2H137L136 0H133ZM143 2L145 1H148V4H144V5H146V6H148L149 5V3H159V6L162 4L164 7H166V8H168L169 9V11L170 12H176V14H178V15H184V13L183 12H188V14H189V12H191V15L189 16V22H194L195 24H196V26H197V28H198V26H199V28L201 29V30H203L204 31V33L206 32L207 34H206V38H207V40H208V37L210 36V35H215V36H219V38H220V40H221V43H224V45H226L228 48H229V50H231L232 52H237V53H239V54H241L242 55V58H240V59H244L243 58V56L244 55H248L247 57H249V53H251V55H250V57L248 58V59H250L253 63H254V65L255 66H257V67H259L260 69H262V70H264V0H216V1H214L213 2V5H212V7H211V9H208L207 7H206V1L204 2L203 0H181L180 2H182L181 4H188V8L189 9H185V8H183V7H181L180 5H176V4H173V2H172V0H142ZM151 1H154V2H151ZM208 1V0H207ZM6 2H8V1H6ZM59 2V1H58ZM58 2H55V4L57 3L58 5L59 4H61L62 5V3H58ZM69 2H70V0H69ZM72 2V1H71ZM76 2L74 3H70V5L72 4L73 6L76 4ZM80 2V0L78 1V3ZM83 2H85L84 4H86L87 2H86V0H84ZM82 2V3H83ZM126 2V1H125ZM124 2V3H125ZM138 2H140L139 0H138ZM180 2H178L179 4H180ZM183 2H186V3H183ZM5 2H3V5H5L4 4ZM34 3H36L35 1H34ZM50 3V2H49ZM52 3H54V2H52ZM129 3H130V1H129ZM161 3V4H160ZM23 5L25 4V3H22ZM33 4V3H32ZM38 4H39V2H38ZM43 4H44V2H43ZM46 4L48 5V3H45V6H46ZM51 4V3H50ZM49 4V5H50ZM54 4V5H55ZM131 4V3H130ZM212 4V3H211ZM10 5H11V3H10ZM65 5V4H64ZM66 5H67V3H66ZM82 5V4H81ZM80 5V6H81ZM87 5H89V4H87ZM131 5H134V4H131ZM140 6V7H145V6ZM151 5V4H150ZM16 6V5H15ZM14 6V7H15ZM20 6V5H19ZM19 6H17V8L19 7ZM28 6H30V4L28 5ZM27 5L25 6L24 5V7H27L28 9H29V12L31 13V11L33 12V10L35 11L37 8H34V9H30L29 7H28ZM34 6V5H33ZM37 6V5H36ZM38 6H40V4L38 5ZM68 6V5H67ZM66 6V7H67ZM77 6V5H76ZM123 6V5H122ZM121 6V8H123ZM184 6V5H183ZM13 7V6H12ZM10 8V9H13V8ZM24 7L22 8V6H21V8H22V10H24ZM51 7H54L53 5H51ZM60 7H63V6H60ZM69 7V6H68ZM72 7V6H71ZM75 7V6H74ZM135 7V6H134ZM139 7V8H140ZM150 7H152V5L150 6ZM154 7V6H153ZM152 7V8H153ZM160 7H162V6H160ZM2 8H3V6H2ZM39 8H41V7H39ZM47 9H48V7H46ZM50 8V7H49ZM54 8H57V7H54ZM77 8V10H79V7H76ZM76 8H74V10L76 9ZM80 8H82V7H80ZM89 8V7H88ZM87 8V9H88ZM91 8H93V7H91ZM133 8V7H132ZM136 8V7H135ZM146 8V7H145ZM152 8L150 9L149 7H148V11H151L152 10ZM156 8V7H155ZM155 8H154V10H155ZM20 9V8H19ZM46 9V10H47ZM53 9V8H52ZM60 8H59V6H58V10L55 12V11H53V12H51V9H50V12H51V14L53 13H57L58 11L59 12H61L62 13V11L61 10H59ZM69 9H71V8H69ZM73 9V8H72ZM84 9V7L82 8V9H80V10H83ZM85 9H86V7H85ZM127 9V8H126ZM137 9V8H136ZM18 10V9H17ZM74 10H71L70 12L72 13V11L73 12H76V11H74ZM122 10V9H121ZM125 10V9H124ZM142 10H143V8L142 9H139L138 11H141L142 12ZM153 10V11H154ZM157 10V9H156ZM164 11H165V8L163 9ZM12 11V10H11ZM40 11H42V10H40ZM49 11V10H48ZM47 11V12H48ZM88 11V10H87ZM92 11H94V10H92ZM92 11H89V12H91L92 13ZM144 11V10H143ZM146 11H147V9H146ZM146 11H144L145 13H147ZM153 11H151L150 13H152L153 14ZM18 12V11H17ZM17 12H15L16 14H17ZM19 12H21V10L19 11ZM23 12V11H22ZM21 12V14L20 15H22L23 14V17L25 16V15H27V14H25V13H22ZM36 12H38V9L36 10ZM80 12V11H79ZM88 12V13H89ZM158 12V11H157ZM162 12V11H161ZM192 12H198V13H201V12H203L205 15L206 14H208V13H210L211 12V14H210V16L212 15V18H213V16H214V14H216V12H217V14L218 15H215V18H217L218 17V25H219V27L217 28V27H215V23H216V20H214V19H212V18H210V20H214V21H212V22H210V20H208L207 19V17H204L205 19H203V20H197V19H195L194 21H192L193 19H191L190 17L192 16ZM212 12H215L214 14H212ZM13 13V12H12ZM14 13V15L13 16H18V15H16ZM35 13V12H34ZM44 13V12H43ZM68 13V12H67ZM78 13V12H77ZM76 13V14H77ZM81 13V12H80ZM82 13H83V11H82ZM87 13V12H86ZM149 13V12H148ZM159 13V12H158ZM39 14V13H38ZM42 14V13H41ZM40 14V15H41ZM48 14H49V12H48ZM52 14V15H53ZM63 14V13H62ZM76 14L74 15V13L72 14L73 16H76ZM98 14H100V13H98ZM116 14V13H115ZM130 14H132V16L134 17V15H133V13L132 12H130ZM172 14H174V13H172ZM171 14V16H170V13L168 14V12H167V15L169 16V18H171L173 15ZM187 14V13H186ZM235 14H236V16H237V18H234L235 17ZM19 15V16H20ZM44 14H42L41 16L42 17H45V16H43ZM55 15V14H54ZM53 15V16H54ZM59 15V14H58ZM79 15V14H78ZM77 15V16H78ZM90 15V14H89ZM97 15V14H96ZM119 15H121V14H118V16ZM136 15V14H135ZM9 16V15H8ZM36 16H39V15H37L36 14ZM41 16H39V17H41ZM101 16H102V14H101ZM117 15H115V17H116ZM116 17L117 19H116V21L117 20H119L120 21V18L119 17ZM123 16V15H122ZM128 16V15H127ZM168 16H167V18H168ZM199 15H197L196 17H198ZM208 16H209V14H208ZM209 16V17H210ZM11 18H13L12 16H10ZM27 17H29L30 18V16H28L27 15ZM26 17V18H27ZM34 17V16H33ZM38 17V19H40ZM52 17V16H51ZM69 17V16H68ZM89 17V16H88ZM88 17H87V19H88ZM95 17V16H94ZM100 17V16H99ZM104 17V16H103ZM125 17V16H124ZM137 17V16H136ZM166 17V16H165ZM164 17V18H165ZM174 17V16H173ZM172 17V18H173ZM185 18L187 17V16H184ZM31 18H32V16H31ZM30 18V19H31ZM35 18H37V17H35ZM50 18V17H49ZM65 18H67V16H65V17H63L62 19H65ZM75 19L73 20V22L75 21L76 22V17H74ZM98 18V17H97ZM101 18V17H100ZM99 18V19H100ZM109 18V19H110ZM142 18H143V14H142ZM141 18V13H140V21L139 22H141V20H143ZM164 18H162V20H164ZM168 18V19H169ZM176 19L175 20H177V17H175ZM201 18V17H200ZM245 18V19H244ZM15 19V18H14ZM14 19H11V20H14ZM48 19V18H47ZM50 19H52V18H50ZM59 19V18H58ZM92 19V18H91ZM95 18H93V20H94ZM108 19V20H109ZM122 19V18H121ZM148 19V18H147ZM168 19H166V20H168ZM174 19V18H173ZM186 19H188V18H186ZM190 19H191V21H190ZM222 21H221V20ZM247 20V22L246 21H244V20ZM7 20V19H6ZM19 20H20V18H19ZM67 20H68V18H67ZM67 20L65 19V21L67 22ZM101 20H103V18L101 19ZM101 20H98V21H100V22H102ZM111 20H113L114 21V18L113 19H111ZM149 20H152V19H148V20H146V21H149ZM161 20V19H160ZM165 20V21H166ZM174 20V21H175ZM243 20V21H242ZM10 20H8V22H9ZM16 21V20H15ZM18 21V20H17ZM16 21V22H17ZM22 24L25 22L23 19H22ZM33 21V20H32ZM31 21V22H32ZM42 21H44V18H43V20ZM58 21V20H57ZM60 21V20H59ZM71 21V20H70ZM89 21H91V20H88V22ZM97 19L94 21V23H96V24H98L97 22ZM104 21V20H103ZM118 21V22H119ZM170 21V20H169ZM2 23L3 22H5V21H1ZM21 22V21H20ZM19 22V23H20ZM50 23H51V21H49ZM66 22H64L63 21V25H65L64 23H66ZM69 22V21H68ZM74 22V23H75ZM105 22V21H104ZM109 22H111V21H109ZM109 22H107V23H109ZM151 22V21H150ZM153 22V21H152ZM160 22V21H159ZM168 22V21H167ZM166 22V23H167ZM189 22H187V23H189ZM2 23L0 24L1 26H2ZM18 23V24H19ZM33 23H34V21H33ZM52 23H54V21H52ZM86 24H88L87 23V21L85 22ZM84 23V24H85ZM92 23V22H91ZM91 23H89L88 25H92ZM103 23V22H102ZM129 23H130V21H129ZM133 23V22H132ZM154 23V22H153ZM152 23V24H153ZM161 23V22H160ZM163 23V22H162ZM168 23H171V21L170 22H168ZM173 23V22H172ZM184 22H182V24H183ZM18 24H15L13 27H14V29H16L17 27V25ZM21 24V23H20ZM19 24V25H20ZM21 24V25H22ZM27 24V23H26ZM42 24V23H41ZM81 24H83V22L81 23ZM113 24H115V23H113ZM112 24V28H113V25ZM119 24V23H118ZM127 24V23H126ZM181 24V25H182ZM4 25V24H3ZM20 25V26H21ZM32 25V24H31ZM34 25H36V24H33V26ZM46 25V24H45ZM50 25V24H49ZM61 25V24H60ZM67 25V24H66ZM70 27H71V29H72V23L70 22ZM88 25H87V28H88ZM116 25V24H115ZM120 25V24H119ZM144 25V24H143ZM29 26L30 25H28V28H29ZM36 26H38V25H36ZM44 26V25H43ZM55 26V25H54ZM73 26H75V25H73ZM78 26H80L79 24H78ZM83 26V25H82ZM127 26V25H126ZM126 26H122V28L123 29H125V27ZM134 27H135V25H133ZM146 26V25H145ZM26 27V26H25ZM44 27H47V25L46 26H44ZM52 27L53 26H51V30H52ZM66 27V26H65ZM70 27H68V28H70ZM95 26L93 25L92 26V28H94ZM107 27V26H106ZM106 27H103L104 29H106ZM114 27H116V29L118 28V29H121V28H119V26H114ZM161 27V26H160ZM165 27V26H164ZM169 27V26H168ZM182 27L184 28V26L182 25ZM193 27H194V25H193ZM222 27H224V28H222ZM38 28V27H37ZM61 28V27H60ZM91 28V27H90ZM96 28V27H95ZM101 27H99V29H97L98 31L99 30H103L102 28L100 29ZM148 28H151V27H148ZM155 28L157 29V28H159L158 27V25L157 26H155ZM174 28V27H173ZM3 29V28H2ZM13 29V30H14ZM34 29H35V27H34ZM74 30H75V32L77 33L78 31L77 30H81V28L79 27V29L77 28V29H75V28H73ZM73 29H72V32H73ZM85 29V28H84ZM109 29V28H108ZM117 29V30H118ZM128 29L129 28H127V31H128ZM155 29V30H156ZM160 29H162V27L160 28ZM160 29H157V32L160 30ZM174 29H176V28H174ZM11 30H12V28H11ZM13 30H12V32H13ZM19 29H17V32H19L20 33V31L22 30H20V31H18ZM29 30H31L30 28H29ZM28 30V31H29ZM42 30V29H41ZM51 30H49V31H51ZM90 30V29H89ZM92 30V29H91ZM94 30V29H93ZM92 30V31H93ZM110 30V29H109ZM113 31H114V29H112ZM138 30V26H137V28H136V30H135V32ZM23 31V30H22ZM24 31H26V29L24 30ZM44 31V30H43ZM53 31L55 32L56 31V29H54L53 28ZM64 31V30H63ZM62 30H61V32H63ZM68 31V30H67ZM81 31H83V30H81ZM86 31H87V29H86ZM94 31H96V30H94ZM106 31V30H105ZM104 31V33L106 34V32ZM113 31H111V32H113ZM131 31H133V30H130V33H133V32H131ZM148 31V30H147ZM152 31V30H151ZM176 31V30H175ZM185 31H187L186 29H185ZM191 31H193L192 29H191ZM190 31V32H191ZM4 32H7V31H4ZM42 32V31H41ZM57 32V31H56ZM58 32H60L59 30H58ZM70 32V31H69ZM68 32V33H69ZM84 32V31H83ZM82 32V33H83ZM97 32V31H96ZM115 32H116V30H115ZM119 32V31H118ZM120 32H123V31H120ZM119 32V34H121ZM124 32H126V31H124ZM160 32H161V30H160ZM160 32H158V33H160ZM171 32V30L169 31V33ZM189 32V31H188ZM201 32V31H200ZM199 32V33H200ZM18 33V34H19ZM21 33H23V32H21ZM64 33V32H63ZM71 33V32H70ZM80 33V31L77 33V35H80L79 34ZM90 34V32H86V34ZM92 33H94V32H92ZM103 33V32H102ZM103 33V34H104ZM117 33V32H116ZM175 33H177V32H175ZM174 33V34H175ZM198 33V34H199ZM202 33V32H201ZM24 34V33H23ZM26 34V36H28V35H30L29 34V32H28V35H27V32L25 33ZM34 34V33H33ZM96 34V33H95ZM105 34H104V36H105ZM107 34H109L108 32H107ZM106 34V35H107ZM119 34H118V36H117V34H116V37H122V36H119ZM125 35H126V33H124ZM142 34H144V33H142ZM141 34V35H142ZM172 34V33H171ZM170 34V35H171ZM173 34V35H174ZM3 35V34H2ZM47 35V34H46ZM65 35H68V34H65ZM82 35V34H81ZM96 35H98V34H96ZM111 35H112V33H111ZM114 35V34H113ZM145 35H147V34H145ZM153 35V34H152ZM178 35H180V32H179V34ZM181 35H183L182 33H181ZM200 35V34H199ZM208 35V36H207ZM13 36V35H12ZM11 36V37H12ZM69 36V35H68ZM72 36V35H71ZM74 36V35H73ZM87 36V35H86ZM100 36H102L103 37V35L101 34V35H98L97 37H100ZM128 37H129V35H127ZM147 36H150V35H147ZM205 36V35H204ZM7 37V36H6ZM6 37H5V39H6ZM9 38H10V36H8ZM7 37V38H8ZM42 37H45L44 35L42 36ZM52 38H53V36H51ZM83 37H85V35L83 36ZM89 37H91V36H89ZM89 37L88 38H86V39H88V40H91V39H89ZM93 37V36H92ZM102 37H100L101 39L100 40H103V38ZM106 37V36H105ZM115 37V38H116ZM154 37V36H153ZM199 37V39L201 40L202 39V37H200V36H198ZM39 38V37H38ZM50 38V37H49ZM94 38V37H93ZM112 38H114V37H112ZM123 38H124V36H123ZM132 38V37H131ZM155 38H156V35H155ZM184 39H186V38H188V37H183ZM195 38V37H194ZM205 38V37H204ZM11 39V38H10ZM22 38H20V40H21ZM26 39V38H25ZM46 39L48 40V38L46 37ZM61 38H59V40H60ZM95 39V38H94ZM117 39H119V38H116V40ZM126 39H129V38H126ZM126 39H124V41L126 40ZM150 39H151V37H150ZM172 40H173V38H171ZM198 38H197V40H199ZM211 39H213V38H211ZM66 40V39H65ZM76 41H78L77 39H75ZM93 40V39H92ZM96 40H98L97 38H96ZM110 40H111V38H110ZM130 40V39H129ZM147 38L144 40L145 42H148L149 40H147ZM152 40L154 41V38H152ZM176 40H178L177 39V37H176ZM187 40H190V39H187ZM199 40V41H200ZM206 40V41H207ZM215 40H216V38H215ZM27 41V40H26ZM33 41V40H32ZM31 41V42H32ZM44 41H46L45 39H44ZM63 41V40H62ZM62 41H61V43H62ZM67 41V40H66ZM72 42H71V45H73L74 43H73V40H71ZM99 41V40H98ZM104 41V43H105V45L104 46H106V48H110L111 46H109V47H107L108 45H109V39L107 38L106 39V41L105 40H103ZM126 41H128V40H126ZM137 41V40H136ZM155 41H158V37L156 38V40ZM167 41V40H166ZM171 41V40H170ZM181 41V40H180ZM192 41V40H191ZM191 41H187V42H191ZM210 40H208V43H210L209 42ZM0 42H2V41H0ZM28 42V41H27ZM94 42H96V41H94ZM113 42V43H112ZM112 42H111V44L110 45H113V44H118V46L120 45L121 46V41L120 42H118V43H116L117 41H113L112 40ZM128 42H130V41H128ZM132 42V41H131ZM138 42V41H137ZM159 42H162L161 40H159ZM165 42V41H164ZM177 42V41H176ZM213 42V41H212ZM216 42V41H215ZM5 43V42H4ZM3 43V44H4ZM48 43H49V41H48ZM73 43V44H72ZM127 43V42H126ZM126 43H124V45L126 44ZM132 43H134V42H132ZM144 43V42H143ZM156 43H158V42H156ZM167 43V42H166ZM192 44H193V42H191ZM198 43V42H197ZM207 43V44H208ZM221 43H219V44H221ZM2 44V43H1ZM44 44V43H43ZM66 44V43H65ZM68 44V43H67ZM89 44V41L87 42V44L86 45H88ZM96 45H97V43H95ZM103 44V43H102ZM101 44V45H102ZM122 44H123V42H122ZM146 44V43H145ZM145 44H143V47H145ZM159 44V43H158ZM162 44L164 45L165 43H163L162 42ZM168 44V43H167ZM173 44V43H172ZM218 44V45H219ZM6 47H7V43L6 44H4ZM28 45H30V44H28ZM51 45V44H50ZM61 45V44H60ZM64 45V44H63ZM70 45V46H71ZM124 45H123V47H124ZM132 45H134V44H132ZM148 45V44H147ZM147 45H146V48H147ZM159 45H161V44H159ZM163 45L162 46H155V48L157 47V48H162L163 47ZM166 45V44H165ZM178 45H180V43L178 44ZM196 45V44H195ZM195 45H193V46H195ZM201 45H203V44H201ZM210 45V44H209ZM223 45V44H222ZM2 46V45H1ZM23 46V45H22ZM34 46H36V45H34ZM33 46V47H34ZM48 45H46V47H47ZM52 46V45H51ZM50 46V47H51ZM76 46H78L77 44H76ZM91 46V45H90ZM98 46V45H97ZM103 46V47H104ZM131 46V45H130ZM135 46V45H134ZM133 46V47H134ZM171 46V45H170ZM186 46V45H185ZM197 46V45H196ZM12 47V46H11ZM27 47V46H26ZM88 47V46H87ZM91 47H93V46H91ZM100 49H102V46H98ZM97 47V48H98ZM115 46H113L112 48H110V50H108V52H111L112 53V50L111 49H113ZM127 47V46H126ZM125 47V48H126ZM143 47H141L142 49H140V50H143L144 48ZM166 47H167V45H166ZM172 47V46H171ZM203 47V46H202ZM209 47V46H208ZM216 47H219V46H216ZM22 48V47H21ZM20 48V49H21ZM72 48V47H71ZM82 48V47H81ZM80 48V49H81ZM85 49H86V46L84 47ZM90 47H88V49H89ZM93 48H95V45H94V47ZM98 48V49H99ZM117 48V47H116ZM130 47H128V49H129ZM135 48V47H134ZM136 48H137V46H136ZM150 47H148V49H149ZM154 47H153V49H155ZM163 48H165V47H163ZM162 48V49H163ZM169 48V47H168ZM175 48V47H174ZM182 48V47H181ZM185 48V47H184ZM196 49H197V47H195ZM198 48H200V46L198 47ZM205 48H207V47H205ZM212 48V47H211ZM5 49V48H4ZM26 49V48H25ZM36 49V48H35ZM54 49V48H53ZM83 49V48H82ZM91 49V48H90ZM89 49V50H90ZM151 49V48H150ZM149 49V50H150ZM172 49V48H171ZM186 49H189V48H187V46H186ZM196 49H195V51H196ZM208 49V48H207ZM206 49V50H207ZM214 49V48H213ZM224 49V48H223ZM18 50H19V45H18ZM47 50H48V52H49V49L47 48ZM55 50V49H54ZM53 50V51H54ZM58 50V49H57ZM74 50H78V49H74ZM93 50V49H92ZM91 50V51H92ZM104 50H106V49H104ZM103 50V51H104ZM116 50H118V48L116 49ZM177 50V49H176ZM219 50V51H218ZM217 50V53L218 52H220V49H218ZM251 52H250V51ZM2 51H3V49H2ZM9 51H11V50H9ZM20 51V50H19ZM37 51V50H36ZM70 51V50H69ZM72 51V50H71ZM81 51H85V50H81ZM114 51V50H113ZM119 51V50H118ZM129 51V50H128ZM143 51H145V53L147 52V49L146 50H143ZM143 51H142V53H143ZM187 51V50H186ZM198 51H201V50H198ZM207 51H209V49L207 50ZM210 51H211V49H210ZM47 52V53H48ZM55 52V51H54ZM68 52V51H67ZM66 52V53H67ZM94 54H95V52H98V51H92ZM134 52V51H133ZM152 52L153 51H151V56H152ZM166 52V51H165ZM164 52V53H165ZM188 52H190V51H188ZM11 53V52H10ZM14 53V52H13ZM22 53H24V51L22 52ZM37 53H42V51L41 52H37ZM44 53V52H43ZM69 53V52H68ZM92 53V54H93ZM99 53V52H98ZM101 53H102V51H101ZM104 53H107V51L106 52H104ZM111 53H108V55L109 54H111ZM118 53V52H117ZM116 53V56L118 57V54ZM123 53H125V52H123ZM139 52H137V54H138ZM155 53V52H154ZM159 53V52H158ZM163 53V52H162ZM163 53V54H164ZM180 53V52H179ZM179 53H177L178 54V56H179ZM191 53V52H190ZM200 53V52H199ZM212 53V52H211ZM210 53V54H211ZM222 53H226L225 52V50L222 52ZM88 54V53H87ZM92 54H90V55H92ZM126 54H127V51H126ZM129 54H130V52H129ZM150 54V53H149ZM174 52H173V56H174ZM181 54H184L183 52L181 53ZM181 54H180V56H181ZM202 54V53H201ZM204 54V53H203ZM221 54V53H220ZM2 55V54H1ZM0 55V56H1ZM13 55V54H12ZM11 55V56H12ZM22 55H24V54H22ZM60 55H61V53H60ZM70 55H71V52H70ZM72 55H73V53H72ZM77 55V54H76ZM81 55H83V54H81ZM80 55V56H81ZM85 55H86V53H85ZM96 55H98V54H96ZM102 56L104 55V59H102V58H100V60H103V62L105 61H107L108 59H110V58H108L105 54H101ZM113 55H115V54H113ZM122 55V54H121ZM133 55H135L136 56V54H133ZM133 55H132V58H133ZM156 55H157V53H156ZM155 55V56H156ZM158 55H161L160 53L158 54ZM171 55V56H172ZM206 55V54H205ZM230 55V54H229ZM6 56V55H5ZM31 56H33V55H31ZM47 56V55H46ZM45 56V57H46ZM74 56V55H73ZM72 56V58H74ZM99 56H100V53H99ZM124 56V55H123ZM128 56V55H127ZM131 56V55H130ZM129 56V57H130ZM141 56L143 57V55L141 54ZM141 56H139V54H138V56L137 57H140L139 59H141ZM148 56V53L146 54V57ZM178 56H176L175 55V57H178ZM188 55H186V57L185 56H183V58L182 57H180V58H182V59H186L187 61H188V63L191 65V69H193L192 71H190L191 73H193V75H194V77H196L195 75H199L200 74V76H201V74L203 73L205 76H203V74H202V76L203 77H205V78H208L209 80H210V82H211V86H213V87H217L218 86V84H219V80L218 79H220V77H222V76H220V77H218V79L209 71V70H205V69H203L201 66H199L198 64H199V60H197V62H195L192 58H193V56H190L189 55V57H192L191 59L190 58H188L187 57ZM203 56V55H202ZM217 56V55H216ZM239 56V55H238ZM106 57H107V59H106ZM110 57V56H109ZM111 57H112V55H111ZM154 57V56H153ZM152 57V58H153ZM157 57V56H156ZM164 57V56H163ZM174 57V58H175ZM208 57V56H207ZM207 57H203L205 60H206V58ZM218 57V56H217ZM37 58H39L38 56H37ZM55 58V57H54ZM57 58H59L58 56H57ZM56 58V59H57ZM66 58V57H65ZM94 58H97L96 56H94ZM116 58V57H115ZM128 57H126L125 58V60L127 59ZM132 58L130 59V60H132ZM145 58V57H144ZM148 58V57H147ZM162 58V57H161ZM161 58H155V59H161ZM200 58V57H199ZM209 58V57H208ZM5 59H6V57H5ZM51 59V57H49V56H47L46 57V60H50ZM80 59V58H79ZM84 59V58H83ZM106 59V60H105ZM114 59V57H112V59H110L111 60V62L110 63H112L113 65L115 64V63H113L112 62V60ZM120 59V58H119ZM118 59V63H119V61H121V62H125V60H119ZM146 59V58H145ZM144 59V60H145ZM167 58H164L163 60H166ZM171 59V58H170ZM201 60H202V58H200ZM203 59V61H205ZM212 59H214L213 57H212ZM216 59V58H215ZM222 59V58H221ZM34 60V59H33ZM54 60V59H53ZM66 60V59H65ZM80 60H82V59H80ZM85 62H87L88 60H89V57H88V60H87V58H85ZM94 60V62H95V60L96 59H93ZM97 60H98V58H97ZM96 60V61H97ZM130 60H128V61H130ZM142 60V59H141ZM147 60V59H146ZM150 60H151V58H150ZM150 60H148V62H151V61H153V63H154V60L152 59L151 61ZM163 60H161L160 62H162ZM179 60L180 59H178V61H177V59L175 60V63L177 62V64H179L178 62H179ZM208 60H210V59H208ZM208 60H206V61H208ZM229 60V59H228ZM230 60H231V58H230ZM245 60V59H244ZM249 60V61H250ZM22 61V60H21ZM29 61H31V60H29ZM36 61H38V59L37 60H35V62ZM41 61V60H40ZM58 61H59V59H58ZM70 61V60H69ZM76 61V60H75ZM75 61H72L73 63L75 62ZM109 61V60H108ZM114 61V60H113ZM135 61H138L137 60V58H136V60ZM157 60H155V62H156ZM167 61H169L168 59H167ZM171 61H174V60H170V62ZM206 61H205V63H206ZM211 61V60H210ZM223 61H224V59H223ZM251 61H250V64H251ZM45 62V61H44ZM52 62V61H51ZM82 62H84V61H82ZM82 62H81V64H82ZM98 62H99V60H98ZM98 62H95L96 63V65H97V63ZM102 62V63H103ZM116 62V61H115ZM126 62H127V60H126ZM145 62V61H144ZM158 62V61H157ZM181 62H183V61H181ZM180 62V64H182L183 65V63H181ZM212 62V61H211ZM219 62H220V59H219ZM231 62H232V60H231ZM18 63V62H17ZM24 63V62H23ZM37 63V62H36ZM50 63V62H49ZM49 63H48V65L47 64H45V67H49ZM54 63H55V60H54ZM67 63V62H66ZM90 63V62H89ZM118 63H116V64H118ZM131 62H129V63H127V64H130ZM134 63V62H133ZM139 63H140V60H139ZM152 63V62H151ZM152 63V64H153ZM165 64H166V62H164ZM172 63V62H171ZM174 63V62H173ZM187 63V62H186ZM228 63V62H227ZM240 63V62H239ZM26 63H24V65H25ZM28 64H29V62H28ZM27 64V65H28ZM31 64V63H30ZM40 64V63H39ZM52 64H53V62H52ZM78 64V63H77ZM93 64V62H91V65ZM100 64V63H99ZM99 64H98V66H99ZM107 64V63H106ZM140 64H142V62L140 63ZM145 64V63H144ZM155 64V63H154ZM167 64H168V62H167ZM208 64H209V62H208ZM208 64H206V65H208ZM42 65H43V63H42ZM42 65H41V67H42ZM47 65V66H46ZM50 65H51V63H50ZM53 65H55V64H53ZM52 65V66H53ZM64 65V64H63ZM79 65V64H78ZM91 65H88V66H91ZM96 65H95V67H96ZM109 65V64H108ZM108 65H103L105 68H106V66H108ZM112 65V66H113ZM118 65H120V63L118 64ZM121 65H123V64H121ZM125 65H126V63H125ZM125 65H123L122 67H124L125 68V70H127L128 72L130 71V70H128V68L126 69V66ZM136 65V64H135ZM134 65V66H135ZM148 65V64H147ZM147 65H146V67H147ZM156 66L157 65H159L158 63L157 64H155ZM161 65V64H160ZM160 65H159V67H160ZM162 65H164V64H162ZM161 65V66H162ZM211 65V64H210ZM232 65H235L234 63L232 64ZM237 65H239V64H237ZM245 65V64H244ZM243 65V66H244ZM30 66V65H29ZM44 66V65H43ZM51 66V67H52ZM82 66V65H81ZM80 66V67H81ZM84 66V65H83ZM101 67H102V65H100ZM99 66V67H100ZM116 66V65H115ZM115 66H113V67H115ZM129 66V65H128ZM145 66V65H144ZM149 66V65H148ZM156 66H155V68H156ZM168 66V65H167ZM171 65L169 64V67H170ZM186 66H187V64H186ZM214 65H211V67H213ZM217 66V65H216ZM225 67L226 65H225V63H222V66H221V68L222 67ZM241 66H242V64H241ZM248 66H250V65H248ZM18 67V66H17ZM17 67L15 68V72L16 73H18L17 72ZM45 67H43V69L45 70ZM47 67V68H48ZM54 67V66H53ZM56 65H55V69H56ZM94 67V66H93ZM94 67V68H95ZM98 67V68H99ZM103 67V68H104ZM109 67H111V66H109ZM109 67H108V69H109ZM119 67V66H118ZM118 67H116V68H118ZM122 67H119V68H122ZM130 67H132V66H129V69H131L132 70V68H130ZM159 67H157V68H159ZM172 67V66H171ZM180 67H181V65H180ZM179 67V68H180ZM223 67V68H224ZM229 67V66H228ZM227 67V68H228ZM240 67V66H239ZM245 67H246V65H245ZM12 68V67H11ZM19 68H21L20 66H19ZM24 68V67H23ZM27 68H30V67H28L27 66ZM27 68H25L26 70H27ZM32 68V67H31ZM91 68V67H90ZM93 68V69H94ZM97 68V67H96ZM96 68H95V70H96ZM103 68H101L100 70H102ZM135 68H137V66L135 67ZM148 68V67H147ZM149 68H151V65H150V67ZM153 68V67H152ZM156 68V69H157ZM162 68H164L165 69V67H162ZM176 68H177V66H176ZM182 68V67H181ZM187 68H189V67H185V70L187 69ZM217 68V67H216ZM241 68V67H240ZM243 69H245L244 67H242ZM252 68L253 67H250V70H252ZM50 69H52V68H50ZM54 69V70H55ZM88 69V68H87ZM86 68H84L83 70H85L86 72L88 71ZM111 69H113V68H110V70ZM139 69V68H138ZM137 69V73L139 74V71H141V69H142V67H141V69H139L138 70ZM154 69V68H153ZM153 69H152V71H153ZM155 69V71H160L161 72V70H160V68L159 69H157L156 70ZM230 69H231V67H230ZM26 70H24V71H26ZM33 70V69H32ZM30 71V73H32L33 71ZM54 70L52 69V71L54 72ZM100 70H97V71H100ZM124 70V71H125ZM143 70H145L144 69V67H143ZM171 70V69H170ZM173 70V69H172ZM176 70H178L179 71V69L177 68ZM196 71V73L194 74V72ZM246 70H248V68L246 69ZM2 71V70H1ZM42 71V70H41ZM47 71V70H46ZM85 71H83L84 73H86ZM90 71V70H89ZM97 71H94L93 73H92V71H91V73H92V75L93 74H95ZM116 71V70H115ZM122 71V70H121ZM123 71V74L125 73ZM134 71V70H133ZM133 71H131V73L133 72ZM145 71H148V70H145ZM157 71V73H159ZM166 71H168V70H166ZM165 70L163 71L164 73H162V75L163 74H165V72H166ZM214 71H215V69H214ZM213 71V72H214ZM217 72H216V75H219V73H221V70H220V72L218 71V69L216 70ZM236 71H237V69H236ZM61 72V71H60ZM101 72V71H100ZM99 72V73H100ZM149 72H151V70H149ZM149 72H147L148 74H149ZM172 72V71H171ZM175 72V71H174ZM182 72V71H181ZM181 72L179 71L178 72V74L180 73L181 74ZM199 72H201V73H199ZM222 72H224V71H222ZM233 72H235V70L233 69ZM245 72H248V71H245ZM244 72V73H245ZM1 73V72H0ZM25 73V72H24ZM28 73V70H27V72H26V74ZM30 73H28V74H30ZM39 73H40V71H39ZM106 73V72H105ZM112 73H114V72H112ZM118 73V72H117ZM119 73H120V71H119ZM131 73L129 74L130 75V77H131ZM134 73H135V71H134ZM133 73V78H135V76H137L136 74H134ZM141 73L143 74L144 72H142L141 71ZM140 73V74H141ZM146 73V72H145ZM146 73V74H147ZM156 73V72H155ZM177 73V72H176ZM187 72H185V74H186ZM197 73H199V74H197ZM218 73V74H217ZM243 73V72H242ZM252 73H253V71H252ZM12 75L14 74V72L13 73H11ZM19 74V73H18ZM36 74V73H35ZM43 75L44 74H46L45 72L44 73H42ZM57 73H55V75H56ZM87 74H88V72H87ZM107 74V73H106ZM139 74V78L137 77L136 79H139V81L140 82H142V84L143 83H145L144 81H145V79L144 78H146V77H144L145 75H140ZM154 74V73H153ZM169 74V73H168ZM175 74V73H174ZM185 74H183V75H185ZM215 74V73H214ZM228 74V73H227ZM248 74H250V72L248 73ZM15 75V74H14ZM25 75V74H24ZM32 75H33V73H32ZM31 74H30V76H32ZM103 76L105 75L104 73L102 74ZM108 75V74H107ZM107 75H105V76H107ZM128 75V76H129ZM152 75V74H151ZM155 75V74H154ZM153 75V76H154ZM159 75V74H158ZM157 74H156V76H158ZM173 75V74H172ZM188 75V74H187ZM230 75V74H229ZM247 74H245V76H246ZM254 75V74H253ZM252 74H250V75H247L248 77L247 78H249L250 79V77L251 76H253ZM18 76H20V78H22L21 77V75H18ZM30 76H28L29 78H30ZM35 76V75H34ZM82 76H83V74H82ZM88 75H86L85 76V78L87 77ZM147 76V75H146ZM152 76V77H153ZM156 76H155V78H156ZM164 76V75H163ZM162 76V77H163ZM178 76H180V75H178ZM182 76V75H181ZM190 78L192 77L191 75H188ZM225 76H227L226 74H225ZM231 76H233V75H231ZM243 74H242V78H243ZM250 76V77H249ZM0 77H1V75H0ZM33 77V76H32ZM57 77L58 76H55L54 78H56L57 79ZM75 77V76H74ZM73 77V78H74ZM92 77V78H91ZM89 79H94V77H96L95 75H93V76H91ZM117 77V76H116ZM122 77H123V75H122ZM120 78V82H122V79L123 78ZM130 77H127L126 75H125V77L124 78H126V79H128V78H130ZM151 76H150V78H149V75H148V79H151L152 78ZM159 77V76H158ZM169 77L171 78L172 76H171V74H169ZM174 75H173V78L171 79V80H173L174 79ZM185 77V76H184ZM183 76H182V78H183V80H185V78H184ZM187 77V76H186ZM194 77H192V81H194L195 83H196V81L195 80H193V79H195ZM230 77V76H229ZM256 77V76H255ZM255 77H252V79L253 78H255ZM17 78V77H16ZM24 78V77H23ZM23 78H22V80H23ZM48 78V77H47ZM59 79H60V77H58ZM62 78V77H61ZM83 78H84V76H83ZM104 78V77H103ZM113 77H111V79H112ZM133 78H131V81H134L133 83L135 84V80L133 79ZM154 78V77H153ZM151 79V80H154V79ZM160 78V77H159ZM175 78H177V77H175ZM190 78L188 79V80H190ZM231 78H233V77H231ZM240 78V77H239ZM26 79V78H25ZM25 79H24V83H25ZM32 79V78H31ZM38 79H39V77H38ZM41 79V78H40ZM39 79V80H40ZM50 79H51V77H50ZM49 79V80H50ZM56 79H54V81L56 80ZM80 79V78H79ZM89 79H87V80H89ZM110 79V78H109ZM110 79V80H111ZM125 79V80H126ZM133 79V80H132ZM147 79V81H149ZM163 79V78H162ZM168 78H166V80H167ZM198 79H200V77L198 78ZM234 79V78H233ZM241 79V78H240ZM256 79V78H255ZM255 79H253V81H250V80H248V82H253L254 83V80ZM18 80H20V79H18ZM28 80H30V79H28ZM36 80V79H35ZM39 80H37L38 82H39ZM48 80V79H47ZM52 80V79H51ZM86 80V84L87 85H83V88H85L86 86H89V84H88V81ZM90 80V82H94V80L93 81H91ZM113 80V79H112ZM125 80H123V83L125 82ZM156 80H158L159 82H160V80H161V78H160V80L157 78ZM170 80V82H171V85L173 86V82ZM176 80V82H178V83H176L177 85H181L182 83H180L179 84V80H181L180 79V77H179V79H178V81H177V79H175ZM197 80V79H196ZM206 80V79H205ZM223 80V79H222ZM238 80V79H237ZM246 81H247V79H245ZM1 81V80H0ZM81 81H82V83L81 84H83V80L81 79ZM98 80L96 79V81L95 82H97ZM131 81H128L129 83L128 84H130V83H132ZM139 81H138V83H139ZM155 81V80H154ZM162 81V80H161ZM203 81V80H202ZM207 81V80H206ZM231 81V80H230ZM31 82V81H30ZM33 82V81H32ZM31 82V83H32ZM35 82V81H34ZM51 82H53V81H50V83ZM60 82H61V80H60ZM94 82V83H95ZM99 82L100 83H102V79L100 80V77H99ZM99 82H97L96 84H99ZM110 82V81H109ZM109 82H107V83H109ZM112 82H114V81H111V87H112ZM119 82V83H120ZM155 82H157V81H155ZM154 82V83H155ZM166 82V81H165ZM189 83L191 82V80L190 81H188ZM198 82H201V79H200V81L199 80H197V84H198ZM224 82V81H223ZM243 82V81H242ZM247 82V83H248ZM259 82L261 83V81L259 80ZM20 83H22V82H20ZM49 83V84H50ZM104 83H106V82H104ZM106 83V84H107ZM115 83V82H114ZM122 83V84H123ZM138 83H136V84H138ZM151 83V82H150ZM167 83V82H166ZM188 83V84H189ZM192 83V82H191ZM194 83V84H195ZM204 83H205V81H204ZM221 83V82H220ZM252 83V84H253ZM7 84V83H6ZM44 84V83H43ZM57 84V86L56 87H58V85H59V83L57 82V83H54V85H56ZM126 84V83H125ZM135 84V86L133 85V87H138V85H136ZM139 84H141V83H139ZM142 84L140 85L141 86V88L143 87L142 86ZM151 84H153V83H151ZM165 84V83H164ZM184 84H186V83H184ZM197 84H195V85H192L191 84V86H197ZM225 85H226V83H224ZM230 84V83H229ZM248 84H250V83H248ZM28 85V84H27ZM27 85H26V87H27ZM34 85H35V83H34ZM80 85V84H79ZM79 85L77 86V87H79ZM105 87H106V85L105 84H103ZM114 85V84H113ZM144 86L146 85V84H143ZM154 85V84H153ZM157 85H158V82H157ZM162 85V84H161ZM190 85V84H189ZM188 85V86H189ZM206 85H208V84H206ZM223 86V87H226V86ZM231 85H233V84H231ZM237 85L239 86V87H243L242 86V84H241V82H240V80H238V82H237ZM42 86V85H41ZM41 86H40V88H41ZM43 86H45V85H43ZM53 85H51V86H49V87H45L44 88V90L47 92L49 89H51L52 91H53V89L51 88ZM60 86V85H59ZM82 86V85H81ZM85 86V87H84ZM115 86H118V82L116 83V85ZM123 86V85H122ZM128 85H124V88L125 87H127ZM130 86V85H129ZM131 86H132V84H131ZM149 85H147V87H148ZM159 86V85H158ZM183 87H184V85H182ZM181 86V87H182ZM190 86V87H191ZM204 86V85H203ZM209 86V85H208ZM236 86V85H235ZM235 86H234V88H235ZM250 86V85H249ZM249 86H247L248 87V89H250V87ZM258 86H260V85H258ZM5 87V86H4ZM3 87V88H4ZM36 87H37V85H36ZM119 87V86H118ZM115 88L114 89V87H112V89H114V92H115V90L116 89H119V88ZM132 87V88H133ZM146 87V86H145ZM145 88V91H146V93L148 92L146 89H148V88ZM154 87H156V86H153L152 88H154ZM179 86H177V88H178ZM198 87V89H199V85L197 86ZM202 87V86H201ZM229 87H231V86H229ZM38 88V87H37ZM55 88V87H54ZM88 89H89V87H87ZM102 88H104V87H102ZM101 88V89H102ZM109 88V87H108ZM122 88V87H121ZM132 88H130V89H132ZM138 88H140V87H138ZM138 88H136V89H134V91H132V92H136V90H138ZM176 88V89H177ZM185 88V87H184ZM186 88H187V84H186ZM189 88V87H188ZM195 88V87H194ZM203 88H205L206 90H209V88H207V86L206 87H203ZM227 88H228V85H227ZM243 88H245V87H243ZM28 89V88H27ZM26 89V90H27ZM41 89H43V88H41ZM100 89V90H101ZM109 89H111V88H109ZM111 89V90H112ZM127 89V88H126ZM130 89H129V91H130ZM149 89H151V86H150V88ZM154 89H158V88H154ZM153 89V90H154ZM161 89V88H160ZM180 89V88H179ZM183 89V88H182ZM197 89V88H196ZM238 89V88H237ZM257 89V88H256ZM3 90V89H2ZM23 90V89H22ZM44 90H42V91H44ZM50 90V91H51ZM78 90V89H77ZM80 91H81V89H79ZM84 91H85V89H83ZM83 90L81 91V93L83 92ZM90 90V89H89ZM88 90V91H89ZM99 90V91H100ZM103 90V89H102ZM101 90V91H102ZM121 90V89H120ZM120 90H118L119 92H120ZM125 90V89H124ZM152 90V89H151ZM173 90H175V88L173 89ZM194 91H195V89H193ZM201 91H202V89H200ZM200 90L198 91V90H196V92L198 93V92H200ZM232 90V89H231ZM231 90H228V91H231ZM254 90V89H253ZM262 91H263V87H262V89H261ZM7 91V90H6ZM80 91H78V92H80ZM108 91V90H107ZM107 91H103V94L106 92L107 93ZM118 91H116V92H118ZM127 90H125V92H126ZM156 91V90H155ZM169 91H171L170 89H169ZM177 91V90H176ZM184 91L186 92V89H184ZM188 91V90H187ZM193 91V92H194ZM205 91V90H204ZM203 91V93L204 94H206L205 92ZM222 91H224V90H222ZM260 90H258V92H259ZM29 92H31L30 90H29ZM36 92V91H35ZM114 92H110L112 95H113V97H116V99H120V98H118V96L116 95V93H115V96H114ZM124 92V93H125ZM128 92V91H127ZM132 92H128L127 94L129 95V93L131 94ZM151 92V91H150ZM152 92H154V91H152ZM158 92H159V95H158V97H160V95H164V93H162L161 91H159L158 90ZM160 92H161V94H160ZM164 92V91H163ZM173 92H175V91H173ZM172 91H171V93H169L168 92V89H166V91H165V93L167 94V93H169V95L171 94L172 96H173V93ZM182 92H183V90H182ZM191 93H193L192 91H190ZM190 92H186L187 94H190ZM195 92V93H196ZM249 92V91H248ZM247 92V93H248ZM257 92V91H256ZM26 92H24V94H25ZM33 93V92H32ZM31 93V94H32ZM37 93V92H36ZM44 93V92H43ZM53 93H54V91H53ZM101 93V92H100ZM149 93V92H148ZM157 93V92H156ZM178 93V92H177ZM180 93H181V91H180ZM200 93H202V92H200ZM212 92L210 91V93L209 94H211ZM214 93V92H213ZM218 93H219V91H218ZM227 94H229V92H226ZM239 93V92H238ZM246 93V94H247ZM252 93V92H251ZM261 93V92H260ZM23 94V95H24ZM35 94V93H34ZM46 93H44V95H45ZM48 94V93H47ZM46 94V95H47ZM55 94V93H54ZM69 94V93H68ZM73 94V93H72ZM80 94V93H79ZM90 94H92V93H90ZM119 94V93H118ZM122 94V92L119 94V95H121ZM126 94V95H127ZM139 94H140V91H139ZM166 94H165V96L163 97L164 99H165V97H166ZM199 94V93H198ZM237 93H234L233 95L234 96H237L236 95ZM242 94V93H241ZM13 95V94H12ZM11 95V96H12ZM22 95V94H21ZM45 95V96H46ZM52 95V94H51ZM51 95L49 94V96L51 97ZM80 95H82V94H80ZM83 95H84V93H83ZM87 95V94H86ZM107 96H108V94H106ZM122 95H124V94H122ZM128 95H127V97H128ZM132 95H133V93H132ZM131 95V96H132ZM143 95H145V94H143V92L139 95V100L140 99H142L143 100V98H144V96ZM148 95V94H147ZM152 95V94H151ZM154 95H156L155 93H154ZM174 95H176V94H174ZM182 95V94H181ZM184 95V94H183ZM194 95V94H193ZM203 95V94H202ZM212 95H215V93L214 94H212ZM248 95V94H247ZM246 95V96H247ZM251 95L252 94H250V99H251ZM262 95H264V92L262 93ZM31 96H33V94L31 95ZM45 96H41L42 98L44 97L45 99H46V97ZM49 96H47V97H49ZM105 96V95H104ZM130 96V95H129ZM153 96V95H152ZM194 96H196V94L194 95ZM208 96V98H209V95H207ZM220 96H222V95H220ZM239 96H242V95H240L239 94ZM254 96V95H253ZM10 97V96H9ZM9 97H7V98H9ZM16 97V96H15ZM25 97V96H24ZM30 96H28V98H29ZM33 97H35V96H33ZM37 97H38V95H37ZM81 97V96H80ZM80 97H79V99H80ZM89 96H86V99L88 98ZM124 97V96H123ZM157 97V98H158ZM175 98H176V96H174ZM177 97H179L180 98V96L178 95ZM186 97V96H185ZM193 97V96H192ZM206 97V96H205ZM243 97V96H242ZM256 98H257V96H255ZM6 98V100H8ZM11 98H14V96L13 97H11ZM20 98H22V97H20ZM31 98V97H30ZM36 98V97H35ZM35 98H34V100H35ZM41 98V99H42ZM71 98H72V95H71ZM148 98V97H147ZM146 98V99H147ZM157 98L155 99V97H153V99L156 101L157 100ZM162 98V99H163ZM170 98V97H169ZM197 98V97H196ZM196 98H194V99H196ZM211 98H214V96L213 97H211ZM228 98V97H227ZM232 98H234V97H232ZM237 98V97H236ZM245 98V97H244ZM259 98H260V96H259ZM0 99H1V96H0ZM18 99V98H17ZM26 99V98H25ZM38 99V98H37ZM48 99V98H47ZM50 99V98H49ZM68 99V98H67ZM83 99V98H82ZM85 99V100H86ZM92 100H93V98H91ZM112 99V98H111ZM115 99V100H116ZM129 99H131L130 97H129ZM133 99H135V97L133 98ZM145 99V101L146 102H148L149 100L151 101V98H148L147 100ZM159 99V98H158ZM162 99H161V102H162ZM163 99V100H164ZM171 99V98H170ZM173 99V98H172ZM181 99H182V97H181ZM190 99V98H189ZM191 99H193V98H191ZM215 99H216V96H215ZM230 99V98H229ZM238 99H240V98H238ZM5 100V104H7V101ZM20 100V99H19ZM40 100V99H39ZM39 100L37 101L38 103H40L39 102ZM68 100H70V99H68ZM68 100H67V102H68ZM78 100V99H77ZM85 100H82V101H84L85 102ZM114 100V101H115ZM123 101L124 100V98H121L120 100H117L118 102L119 101ZM132 100V99H131ZM130 100V101H131ZM137 100V99H136ZM136 100L134 101V100H132L133 102H136ZM168 100V99H167ZM174 100V99H173ZM178 100H180V99H178ZM183 100V99H182ZM181 100V101H182ZM188 100V99H187ZM187 100H185V101H187ZM199 100V99H198ZM209 100V99H208ZM217 100H218V98H217ZM220 100L222 101V99L220 98ZM240 100H242V98L240 99ZM261 100V99H260ZM262 100H264L263 98H262ZM261 100V101H262ZM14 101V104L16 103V102H18V101H16V99H14L13 100ZM29 101H31V100H29ZM33 101V100H32ZM31 101V102H32ZM93 101H95V100H93ZM107 101V100H106ZM113 101V103H115V102H117V101H115L114 102ZM121 101V102H122ZM125 101V100H124ZM126 101H127V99H126ZM129 101V100H128ZM127 101V102H128ZM150 101H149V104H151L150 103ZM153 101V100H152ZM155 101H153V106L156 104V102ZM165 101V103H167V107L169 106L168 105V102H166V100H164ZM171 101V100H170ZM189 101V100H188ZM187 101V102H188ZM191 101L193 102L194 100H190V103H191ZM197 101V100H196ZM196 101H194V102H196ZM205 101H206V99H205ZM214 103H213V102ZM212 101H211V99H210V102L208 101V103L209 104H211L212 103V105H210L209 106V104L207 103V105L209 106H205L204 105V101H203V99H202V101H197V103L199 102L200 103V109H199V107L197 106L198 104H195V106H196V109H197V107H198V109L200 110V112L201 113H203L204 115H205V113L207 114L206 115V117L205 118H207V117H211V119H214L213 120V122H214V124H212L213 125V129L215 130H220L222 133H224V134H222L224 137V140H225V143L223 142V144L221 143L220 145H222V146H224V144L226 145V144H229L230 143V141H231V138H234L235 136H233L232 135V130H233V128H234V125H235V123L236 122H234V121H236L237 120V116H235L234 117V115H235V113L233 114V118H235V119H233L232 117H230L228 114L229 113H226L224 110L225 109H221V108H219L218 107V105H220L221 103L220 102H218V101H216V102H218V103H220V104H216V102L212 99ZM230 101H231V99H230ZM230 101H228V102H230ZM259 101V99L257 100V102ZM27 102V101H26ZM46 103H47V100L45 101ZM57 102H59L58 100L56 101V103ZM92 102V101H91ZM174 102V101H173ZM176 102V101H175ZM180 102V101H179ZM183 102H184V100L182 101V106H183ZM241 102V101H240ZM245 102V101H244ZM247 102V101H246ZM256 102V104H258ZM3 103V102H2ZM3 103V104H4ZM11 103V102H10ZM9 102H8V104H9V106L11 105ZM34 103V102H33ZM33 103H30V104H32L31 106H33ZM45 103V104H46ZM55 103V102H54ZM100 103V102H99ZM106 103V102H105ZM123 103V104H122ZM121 103V105H124V104H126V102H122ZM137 103L139 104L140 103V101L138 102V100H137ZM137 103L136 104H134V105H137ZM145 103V102H144ZM155 103V104H154ZM163 103V102H162ZM161 103V104H162ZM171 103H172V101H171ZM185 103L186 102H184V105H185ZM226 103V102H225ZM231 103H232V101H231ZM234 103V102H233ZM239 103V102H238ZM4 104V105H5ZM45 104H44V106H45ZM53 104V103H52ZM52 104H46L49 108H50V106L49 105H52ZM61 104V103H60ZM90 104V103H89ZM93 104V103H92ZM143 104V103H142ZM148 104V103H147ZM146 103H145V105H147ZM158 104V103H157ZM170 104V103H169ZM174 104H176V103H174ZM214 104H216L215 105V107H214ZM229 104V103H228ZM235 104V103H234ZM241 104V103H240ZM247 104H248V102H247ZM261 104V103H260ZM264 104V103H263ZM29 105V104H28ZM36 105V104H35ZM74 105V104H73ZM73 105H71V107H73ZM88 104H87V102H86V106H87ZM119 105V104H118ZM118 105H117V107H118ZM120 105V107H122ZM152 105V104H151ZM151 105H150V108H151ZM160 105V104H159ZM171 105H173V104H171ZM180 106H181V104H179ZM194 105V104H193ZM237 105L238 104H235L234 105V107H237ZM255 105V104H254ZM1 106V105H0ZM7 106V105H6ZM13 106V105H12ZM12 106H10V107H12ZM22 105H20L19 107H21ZM24 106H26V105H24ZM31 106H29V109H30V107ZM58 106H60V105H58ZM86 106L84 107V108H86ZM89 106V105H88ZM91 106H93V105H91ZM133 106V105H132ZM132 106H130V108L129 109H131V107ZM139 106H140V104H139ZM149 106V105H148ZM152 106V107H153ZM164 106V104L162 105V107ZM166 106V105H165ZM175 107L177 106V104L176 105H174ZM179 106V107H180ZM206 108H205V107ZM224 106V105H223ZM230 107H231V105H229ZM248 106H250V105H248ZM257 107H258V105H256ZM2 107V106H1ZM18 106H17V104H16V108H17ZM47 107V108H48ZM113 107V108H112ZM117 107L115 108V106H110V107H108L109 109H110V113L113 111L112 109H116L117 110ZM135 108H134V111H135V109H136V106H134ZM138 107V106H137ZM172 106H169V108H171ZM178 106H177V109L179 108ZM184 107V106H183ZM182 107V108H183ZM191 107H192V104H191ZM220 107H221V105H220ZM229 107V108H230ZM256 107V108H257ZM15 107L13 108V110H15L16 109ZM45 108H46V106H45ZM57 108V107H56ZM59 108H61V106L59 107ZM89 109L88 110H90V107H88ZM107 107H106V109H108ZM125 108V107H124ZM140 108H142V110H143V106H141ZM174 108V107H173ZM186 107H184V109H185ZM206 109V111H205V109ZM6 109V108H5ZM4 109V110H5ZM38 109V108H37ZM44 109V108H43ZM50 109H52V108H50ZM81 109H83L82 107H81ZM101 109V108H100ZM119 109V108H118ZM122 109V108H121ZM120 109V110H121ZM126 109H128V107H126L125 108V110ZM133 109V108H132ZM159 109H161V108H159ZM158 109V110H159ZM163 109H166L165 107L163 108ZM176 109V108H175ZM176 109V110H177ZM195 109V110H196ZM201 109H202V111H201ZM236 109V108H235ZM239 109V108H238ZM242 109V108H241ZM240 109V110H241ZM249 109V108H248ZM4 110H2V111H4ZM12 110V111H13ZM58 110V109H57ZM60 110V109H59ZM62 110V109H61ZM77 110V109H76ZM85 110V109H84ZM119 110V111H120ZM142 110H140V111H142ZM146 110V109H145ZM179 110V109H178ZM177 110V111H178ZM182 110V109H181ZM180 110V111H181ZM187 111H189L188 109H186ZM193 110H194V107H193ZM195 110H194V112H195ZM198 110V111H199ZM232 110H234V109H232ZM232 110H230V112H233ZM240 110H239V112H240ZM245 110H247L246 108H245ZM17 111V110H16ZM18 111H19V113H18ZM18 111H17V114L18 115H20V114H23L22 116H18V118H20V124H17V125H19V126H16V127H14V128H12L7 122H5L3 125H5V126H2V127H0V129H1V131H0V173L1 174H13L14 176H16L17 177V173H19V175H18V178H17V182L16 183H18V186L16 185V187H19L20 186V190H19V194H18V197H16L15 199L17 200V201H15L16 203H14V202H12V201H10V203L12 202V205L14 206V209L13 210H11V211H9L7 208L9 207V206H7V207H3V209H4V211L5 212H8V214L7 215H5L3 212H1V210H0V264H71V262L73 261L74 262V260H79L80 261V259H79V257H78V255H79V253L80 254H83V258H84V261L81 263V264H105L104 262L107 260V264L110 262V264H111V261H109L108 259H106L105 258V255H104V259H106V260H104V262H102V261H100V259H99V257L101 256V254L99 255L98 253V255H96V252L98 251L99 253H101L103 250H100L101 248L102 249H104V248H106L104 245H107L108 243H107V241H108V235H110L111 233H110V230H112V229H115V228H118V226L120 225L121 226V228H123L124 229V224L126 225V226H128L129 224H130V222L128 223L127 221H128V219H131V216L133 215V214H131L132 212H133V210L131 211L130 209H128L129 207H124V208H122V209H124L123 211L125 212L124 213V215L122 216L121 214V216L119 215V213L117 212V211H119L118 209L119 208H121V207H119L118 206V208L115 206V208L117 209V211H116V209H113L114 208V206L113 207H110V206H112V205H109L108 206V203L110 202V199H112V201L113 200H115L116 198H118V197H120L121 198V196L120 195H124V194H122V191L124 190V188H128L129 187V185L130 186H132L131 185V183L132 182H134L135 180H139V178H137L139 175H141L142 176V169H143V166H145V164L147 163V165L145 166V167H151V165H153L154 163H158L157 165H161V166H159V167H162V161H161V163H159V162H157L158 161V156H160V152H158V151H156V149L158 148L157 146H155V145H153V142H152V140L150 139V141L152 142H150L149 144H147V146H149V147H147L145 150H149V151H144V149L143 148H141V149H138V147L140 148L141 146H138L136 149H138L137 150V152H139L140 150H141V154H139V156H137V153L135 152V154L134 153H132L133 154V156L132 157H136V158H138V157H140L141 156V158L139 159V163H136L135 164V166L134 165H130L127 161H125L126 160V158H125V160L124 159H122L121 157H120V155L119 156H117V155H114L115 153H112L111 151L113 150V149H111V151H110V144H111V142L113 143V141L114 140H111V139H109L108 138V136L106 135V133L107 132H105V133H103L102 135H101V138L98 140L99 142H98V144L96 145V144H93V148H90L91 149V152L89 151V153H87L86 152V149H84V148H82V147H80L79 146V150L78 151H80V154H82V159H81V162L80 163H78V164H76L75 165V167H71L72 169H73V171L72 172H70L69 171V174H70V176H68V174L66 173V174H64V175H66V176H64L63 174H62V172H63V169L62 168H65L64 170H65V172H67L66 171V167H63L62 166V163H64V162H66V161H64V160H69V159H71V158H69V159H65L64 158V160H62V163H60L61 165L59 166L58 164H53L54 165V167L55 166H59L61 169H62V172H61V177H62V179L63 178H65V177H70L68 180H66V179H64V180H66V181H71V183H69L70 184V186H72V185H74L73 187H76V188H73V189H76L77 190V195H75L76 196V198H75V200H77L76 201V203L75 202H69V203H71L70 204V206L69 207H71L70 208V214L69 213H66V212H64V213H66V215H70L69 216V218L67 219L66 218V216H61V215H59V214H55V215H46V213L45 212H47L46 210H45V208H41L39 205H41L42 203H47L46 201H48V199H50L49 197L47 198V200H45V201H41V199L40 198H38V196H37V194L36 193H32V192H30V193H32L33 194V197H34V195L35 196H37V198L40 200V204H39V201H37V203L34 205V210H37V212H39L38 211V209L39 210H43V211H41V212H39V218H38V216L36 217V218H38L37 220L38 221H40V224H38L39 226L36 228V226H34L35 228H32L33 226H29V224L30 225H35V223H37L36 221H34L33 223L34 224H31L30 222H32V221H29V223H28V219L26 218V215H27V207H30L31 205L33 206V201L31 200V198L32 197H30L31 195H29L30 193L28 192V196L30 197H28L31 201H32V203H31V205H28V203L30 202V200H28L29 202H24L25 201V199H28L27 198V196H26V187L27 186H29L28 188H27V190L29 189V188H31L32 186H35V185H32L31 187H30V184H34V183H31V180H29L30 181V183H28V181H27V179H28V176H27V174H25L24 173V171H22L21 172V170H19V169H21V168H26L27 167V169H34V170H37L38 172H41V171H44V170H46L47 168L49 169V171L50 172H48V173H50L52 176L54 175L53 174V172H54V170L53 169H60L59 167L57 168V167H53V165H51L50 164V162H51V159H52V152L50 151V150H48V148L46 149L43 145H42V141L43 142H46L45 141V139L47 140V138H43V139H41V134H43L44 132H41V128L36 124L37 122L36 121H34L33 119H30L24 112H21L20 113V108L18 109ZM41 111V110H40ZM43 111H45V110H43ZM42 111V112H43ZM51 111V110H50ZM53 111H56L55 109L54 110H52V112ZM99 111H101V110H99ZM118 111V110H117ZM121 111H123V110H121ZM127 111H129V110H127ZM126 111V112H127ZM131 111H133V110H131ZM130 111V112H131ZM133 111V112H134ZM140 111H138V112H134L133 114H135V115H137V116H134V118H135V121H137V117L139 116L138 114H142ZM150 111H152L153 112V110H150ZM155 112V115L157 116V115H160V117L162 116V113H157V111H156V107H155V110H154ZM160 111H162V110H160ZM176 111V113H178ZM182 111H184V110H182ZM197 111V110H196ZM198 111H197V115H198ZM248 111H251L250 109L248 110ZM253 111V110H252ZM1 112V111H0ZM14 112V111H13ZM33 112H34V110H33ZM42 112H40V115H41V113ZM46 112V111H45ZM58 112V111H57ZM56 112V113H57ZM71 112V111H70ZM85 112V111H84ZM84 112H82L83 114H84ZM93 112V111H92ZM96 112V111H95ZM95 112H93L94 114H95ZM98 112V111H97ZM97 112H96V114H97ZM125 112V113H126ZM166 112V111H165ZM168 112V111H167ZM166 112V113H167ZM170 112V111H169ZM173 112V111H172ZM186 112V111H185ZM238 112V114L240 115V113ZM2 113V112H1ZM6 113V112H5ZM8 113V112H7ZM47 113V112H46ZM72 113V112H71ZM89 113V112H88ZM93 113L91 114L92 116H93ZM99 113H101V112H98V116H99ZM110 113H109V115H110ZM123 113V112H122ZM124 113V114H125ZM136 113H138V114H136ZM151 112H148V114H150ZM182 113V112H181ZM180 112L178 113V115L179 114H181ZM187 114H190L189 112H186ZM253 113H257L256 111L254 112L253 111ZM11 114V113H10ZM34 114V113H33ZM35 114L37 115V112H35ZM34 114V115H35ZM39 114V113H38ZM44 114V113H43ZM70 114V113H69ZM73 114V113H72ZM71 114V115H72ZM95 114V116L94 117H96L97 115ZM130 114V113H129ZM185 114V113H184ZM183 114V115H184ZM195 114V115H196ZM242 114V113H241ZM258 114H259V118L261 119V120H263L264 121V108H259L258 107ZM29 115V114H28ZM64 115H66V114H64ZM74 115V114H73ZM85 115V114H84ZM91 115H86L87 117H89V116H91ZM103 115V114H102ZM101 114H100V117H99V119H100V121H101V116H102ZM106 115H108V113L107 114H105L104 116H106ZM108 115V116H109ZM120 116V114H118V112L116 113V114H114L113 113V116ZM145 115V114H144ZM154 114H153V116H155ZM163 115H165L166 117H167V115H169L167 118H165L166 119V123H164V124H166V125H164V124H162L163 122H161V124L162 125H164V126H166V127H168L167 128V130L169 129L170 130V132H171V138H170V135L169 136H167V138L169 137L170 139V142L172 141L171 139H172V136L173 137H175V138H177L179 135H180V133H181V130H182V132H183V129H180L179 127V124H178V118L176 117V116H174V115H170V114H163ZM191 115V114H190ZM190 115H188L189 117H191L192 118V116H190ZM194 115V116H195ZM200 115L202 116V114H199L197 117H200ZM209 115V116H208ZM236 115H237V113H236ZM252 115V114H251ZM251 115H250V117H251ZM254 115V114H253ZM46 117H47V115H45ZM51 116V115H50ZM98 116L96 117L97 119H95V121H94V123L98 120L99 121V119H98ZM107 116V117H108ZM112 116V117H113ZM116 116V117H117ZM152 116V115H151ZM153 116H152V119H153ZM180 116V115H179ZM232 116V115H231ZM246 116H248V114L247 115H245L244 117H246ZM45 117V119H47ZM49 117V116H48ZM68 117V116H67ZM75 117V116H74ZM73 117V118H74ZM80 117H82V116H80ZM85 117V116H84ZM86 117V118H87ZM111 117V116H110ZM110 117H108V118H110ZM111 117V118H112ZM123 117V116H122ZM127 117V119L130 117L131 118V120L133 119V115H132V117H131V115L130 116H126ZM150 117V116H149ZM159 117V116H158ZM163 117V116H162ZM186 117V116H185ZM184 117V118H185ZM209 117V118H210ZM242 117V116H241ZM240 117V118H241ZM257 117V118H258ZM0 118H1V116H0ZM36 118H39V116L38 117H36ZM40 118H42V117H40ZM50 118V120H51V117H49ZM83 118V117H82ZM91 118V117H90ZM104 118V117H103ZM115 118V117H114ZM119 118V117H118ZM117 118V119H118ZM121 118V117H120ZM119 118V119H120ZM125 118V117H124ZM151 118V117H150ZM156 118V117H155ZM154 118V119H155ZM182 118V114H181V117H180V119ZM184 118H183V121H184ZM188 118V117H187ZM196 118V117H195ZM253 119H250L251 121H249V122H251V124L253 125V124H255V123H257V122H255L254 120V118H255V116L254 117H252ZM2 119H4V118H2ZM6 119V118H5ZM12 119H14L13 117H12ZM44 119V120H45ZM116 119V118H115ZM139 119V118H138ZM154 119H153V121H154ZM159 119V118H158ZM161 119V118H160ZM194 119V118H193ZM208 119V118H207ZM211 119H208V120H210L211 121ZM247 119H248V117H247ZM11 119H9V121H10ZM54 120V119H53ZM79 120V119H78ZM186 120H189V119H185V121ZM191 120V119H190ZM200 119H197V121H199ZM241 119H239V121H240ZM242 120H244L245 121V119H243V117H242ZM253 120V121H252ZM3 121H5V120H3ZM2 121V122H3ZM7 121V120H6ZM12 121V120H11ZM133 121V120H132ZM152 121V122H153ZM155 121H159V120H157V119H155ZM161 121V120H160ZM196 121V120H195ZM204 119L203 120H201V123L203 124L204 122ZM210 121H207V122H205V123H207L208 124V122H210ZM243 121V122H244ZM248 121V120H247ZM257 121V120H256ZM1 122V121H0ZM40 122H42V121H40ZM44 122V121H43ZM52 123H53V121H51ZM80 122V121H79ZM90 122H92V121H90ZM89 122V123H90ZM110 122V121H109ZM112 122V121H111ZM111 122H110V125H111ZM120 122V121H119ZM144 123L143 122V120L142 121H140V119H139V122L137 121L136 123ZM187 123H190V122H188V121H186ZM243 122H237L236 124H238V123H242V124H244ZM258 122H261V121H258ZM10 123V122H9ZM84 122H82V123H78V124H83ZM88 123V125L90 126L91 124H94V123H91V124H89ZM124 123V122H123ZM126 123V122H125ZM124 123V124H125ZM156 123V122H155ZM181 123V122H180ZM183 123V122H182ZM185 123V122H184ZM183 123V124H184ZM192 124H193V121L191 122ZM248 123V122H247ZM263 123V122H262ZM11 124V123H10ZM43 124V123H42ZM46 124H48L47 122H46ZM46 124H45V127H46ZM112 124H113V122H112ZM118 124V123H117ZM123 124V125H124ZM186 124V123H185ZM200 124V123H199ZM207 124H206V126H207ZM211 124L209 123L208 125L210 126V128H211ZM258 124H260V123H258ZM2 125V124H1ZM81 125H79V126H81ZM99 125L100 124H98L97 126L99 127ZM114 125H116V124H114ZM148 125V124H147ZM151 125V123L149 122V126ZM153 125H155V124H153ZM157 125V124H156ZM160 125V124H159ZM182 125V124H181ZM195 125H198V124H195ZM256 125V124H255ZM14 126H15V123H14ZM88 126V127H89ZM94 125H92V127H93ZM109 126V125H108ZM118 125H116V127H117ZM135 126H136V124H135ZM140 126H142V128L141 129H143V124L142 125H140ZM185 126V125H184ZM186 126H188L187 124H186ZM190 126V125H189ZM201 126L202 125H200V127L199 128H201ZM205 126V125H204ZM205 126V127H206ZM208 126V127H209ZM216 126V127H215ZM237 126H239V125H236V127ZM243 126H246V125H243ZM254 126V125H253ZM50 127H52L51 125H50ZM87 127V128H88ZM111 127H113V125H111ZM116 127H113V129L115 128V129H117ZM120 127V126H119ZM136 127H138V126H136ZM153 127H155V126H153ZM190 127H192V126H190ZM207 127V128H208ZM220 129H219V128ZM240 127V126H239ZM248 127V126H247ZM255 127V126H254ZM263 127V126H262ZM42 128H43V130H44V125L42 126ZM49 128V127H48ZM83 128V127H82ZM84 128H86V127H84ZM90 128V130H91V127H89ZM101 128V127H100ZM145 128V127H144ZM147 128V127H146ZM149 128H152V127H149ZM156 129H157V127H155ZM155 128H152L151 130H153V129H155ZM195 128V127H194ZM204 127L202 126V129H203ZM210 128H209V130H210ZM238 128V127H237ZM256 128H258V126L256 125ZM255 128V129H256ZM46 129H47V127H46ZM54 129V128H53ZM53 129H51L52 131H53V133H52V136L54 135V131L55 130H53ZM62 129V128H61ZM111 128H109V130H110ZM126 129V128H125ZM132 129H134V128H132ZM163 129V128H162ZM188 129V128H187ZM190 129V128H189ZM201 129V130H202ZM213 129H211V130H213ZM248 129V128H247ZM246 129V130H247ZM50 130V129H49ZM102 130V129H101ZM99 131L100 133L101 132H103V131ZM145 130V129H144ZM164 130H165V127H164ZM163 130V131H164ZM209 130H208V132H209ZM241 130V129H240ZM257 130V129H256ZM258 130H259V128H258ZM260 130H261V127H260ZM259 130V131H260ZM263 130V129H262ZM52 131H50V132H52ZM63 131V130H62ZM89 130H87L86 132L87 133H89L88 132ZM193 131H195L194 129H193ZM220 131H216V132H219L220 133V135H221V132ZM236 130H234V132H235ZM238 131V130H237ZM248 131H250V130H248ZM251 131H253V130H251ZM250 131V132H251ZM259 131H257V133L256 134H258V137H259V135L261 134ZM20 133V132H22V133H26L27 135H29L28 136V140L26 141V143H24V144H22L20 141V139H19V142H17L16 141V134L17 133ZM95 132H97V133H99L98 131H95ZM95 132H93V136H94V134H95ZM128 132V131H127ZM140 132L142 133V131L140 130ZM146 132H149L148 131V129H146ZM145 132V134H147ZM164 132H166V130L164 131ZM189 132V131H188ZM196 132H197V130H196ZM203 132H206V129H203ZM203 132H199V133H201V135L200 136H202V134H203ZM207 132V133H208ZM243 132V131H242ZM61 133V132H60ZM64 133V132H63ZM129 133V132H128ZM131 133V132H130ZM132 133H133V131H132ZM137 133V132H136ZM152 133V132H151ZM153 133H154V131H153ZM152 133V134H153ZM157 133H159V132H157ZM160 133H161V131H160ZM192 132H190L189 134H191ZM209 133H211V131L209 132ZM213 133V132H212ZM237 133H239V131L237 132ZM237 133H235V134H237ZM46 134L49 136V134H48V132H46ZM138 135H139V133H137ZM136 134V135H137ZM155 134V133H154ZM168 134V133H167ZM184 134V133H183ZM218 134V133H217ZM234 134V133H233ZM234 134V135H235ZM254 134V136L256 135L255 133H253ZM57 135V134H56ZM118 135H120V134H118ZM131 135V134H130ZM127 136V140H128V137H129V141H130V137L132 136V139L134 140V137H136V135L134 134V137H133V135H131V136ZM147 135H149V134H147ZM157 135V134H156ZM160 135V134H159ZM159 135H157V137L159 136ZM192 135L193 134H191L190 135V137H192ZM205 135V134H204ZM210 136H211V134H209ZM214 135L215 136H217L216 135V133L214 132ZM219 135V140L217 141V142H215L217 145L220 143L219 141H220V138H221V136ZM231 135H232V137H231ZM240 135H241V138L239 137V139H240V141H241V143L244 141V138L246 139V138H248L247 136H245L244 138H243V136L245 135L244 134V132L241 134L240 133ZM243 135V136H242ZM246 135H250V134H246ZM17 136H18V134H17ZM44 136H45V134H44ZM51 135H50V137H52ZM63 136V135H62ZM91 136V135H90ZM96 136H98V135H96ZM116 137H117V134L115 135ZM153 137H154V135H152ZM183 136V135H182ZM186 136H188V134H186ZM184 137V138H182L181 137V139H183L182 140V142H185L186 141V139L185 138H187V137ZM193 136H195V138H192V139H196L197 137H196V135H193ZM206 136H208V134L206 135ZM205 136V137H206ZM212 136H213V134H212ZM239 136V135H238ZM251 136V135H250ZM253 135H252V140H254L255 139V137H254ZM25 137H26V135H25ZM46 137V136H45ZM57 138H58V136H56ZM67 137V136H66ZM95 137V136H94ZM204 137V136H203ZM204 137V138H205ZM209 137V136H208ZM263 137V136H262ZM19 138V137H18ZM54 138H55V136H54ZM61 138V137H60ZM96 138H98V137H96ZM148 138H152V137H149L148 136ZM154 138H156V136L154 137ZM199 138V137H198ZM203 138V139H204ZM207 138V137H206ZM205 138V139H206ZM217 138V139H218ZM238 138V137H237ZM118 139H120V137H118ZM162 139V138H161ZM161 139H158V140H161ZM180 139V140H181ZM184 139H185V141H184ZM190 140H191V138H189ZM204 139V140H205ZM209 139H211V138H209ZM241 139H243V140H241ZM250 139V140H251ZM259 139H261L262 140V138H259ZM263 139H264V137H263ZM77 140V139H76ZM93 140V139H92ZM97 140V139H96ZM117 140V139H116ZM115 140V141H116ZM154 140V139H153ZM158 140H156V141H158ZM179 140V141H180ZM215 140H216V138H215ZM48 141V140H47ZM50 141V140H49ZM55 141V140H54ZM57 141H58V139H57ZM65 141V140H64ZM120 141H122L121 139H120ZM120 141H118V142H120ZM132 141V140H131ZM130 141V142H131ZM147 142L146 143H148V140H146ZM162 141V143H163V139L161 140ZM160 141V142H161ZM175 141V140H174ZM239 141V140H238ZM237 140L235 141L236 143L238 142ZM240 141H239V143H240ZM247 140H245V142H246ZM255 141V140H254ZM262 141H264V140H262ZM53 142V141H52ZM51 142V143H52ZM59 142H60V140H59ZM63 142V141H62ZM65 142H68L67 140L65 141ZM79 142V141H78ZM92 142V141H91ZM94 142H96V141H94ZM117 141H116V143H118ZM173 142V141H172ZM193 142H195V140L193 141ZM192 142V143H193ZM207 142V141H206ZM214 142V141H213ZM219 142V143H218ZM234 144H235V146L237 145L235 142H234V140L232 141ZM258 142H260V140L258 141ZM54 143V142H53ZM71 143V142H70ZM73 143V142H72ZM90 143V142H89ZM128 143V142H127ZM133 144H135L134 142H132ZM138 143V142H137ZM159 143V142H158ZM157 143V144H158ZM177 142H175V144H176ZM210 143H211V141H210ZM240 143V144H241ZM244 143V142H243ZM256 144H257V142H255ZM47 144V143H46ZM64 144V143H63ZM68 144V143H67ZM78 144V143H77ZM129 144V143H128ZM139 144H140V142H139ZM159 144H161V143H159ZM158 144V145H159ZM181 144V143H180ZM206 144H208V143H205V145ZM212 144V143H211ZM210 144V145H211ZM234 144L232 145V147H230L229 145V147L230 148H232V151H233V148H234ZM249 144V143H248ZM48 145V144H47ZM50 145H53V144H50ZM58 145V144H57ZM73 145V144H72ZM79 145H84V144H79ZM116 145V144H115ZM153 145V147H155V152H158L157 154H154V151H151V146ZM169 145V144H168ZM168 145H167V148H168ZM177 145V144H176ZM209 145V146H210ZM250 145V144H249ZM55 146H56V144H55ZM62 146V143H61V145H60V147ZM67 145H65V149L66 148H68L69 147V145L66 147ZM74 146V145H73ZM78 146V145H77ZM77 146H75V147H77ZM119 146V145H118ZM118 146H116L115 148H119ZM121 146V145H120ZM173 146V145H172ZM178 146V145H177ZM183 146V144L182 145H180V147H179V149H181V147ZM196 146V145H195ZM198 146V145H197ZM203 146V145H202ZM201 146V147H202ZM208 146V145H207ZM227 146V147H228ZM246 146V145H245ZM254 146V145H253ZM258 146V145H257ZM53 147H54V145H53ZM58 147V146H57ZM59 147V148H60ZM62 147H64V146H62ZM71 147V146H70ZM84 147H85V145H84ZM112 147H114V145L112 146ZM127 147H129V146H127ZM132 147V146H131ZM200 147V148H201ZM226 147V146H225ZM237 147V146H236ZM242 148L244 147V146H241ZM240 147V148H241ZM247 147V149H249L250 147H248V146H246ZM259 147H260V145H259ZM50 148H52L51 146H49V149ZM55 148V147H54ZM54 148H52L53 150H54ZM58 148V149H59ZM78 148V147H77ZM81 148V149H80ZM115 148H114V150H115ZM130 148V147H129ZM162 149L161 150H163V146L161 147ZM166 148V146H165V148H164V152L166 153L167 152V156H168V151H169V149H167ZM171 148V147H170ZM173 148V147H172ZM172 148H171V150H172ZM177 147H175V148H173V151H174V149H176ZM193 148H195L194 146L192 147V149ZM204 148H205V146H204ZM220 147H218L217 148V146H216V149H219ZM223 148V147H222ZM238 148V147H237ZM239 148V149H240ZM241 148V150H242V152L245 150V148H243L242 149ZM252 148V147H251ZM251 148H250V150H251ZM255 148V147H254ZM254 148H252V149H254ZM61 149V148H60ZM63 149L64 148H62V151H63ZM64 149V150H65ZM69 149V148H68ZM71 149V148H70ZM128 148H126V150H127ZM135 149V150H136ZM160 149V148H159ZM159 149H157V150H159ZM167 149V150H166ZM178 149V150H179ZM190 148H188L187 150H189ZM198 149H199V147H198ZM205 149H207V148H205ZM246 149V150H247ZM261 149V148H260ZM56 150V149H55ZM54 150V151H55ZM67 150V149H66ZM113 150V151H114ZM129 150V149H128ZM166 150V151H165ZM171 150H170V152H171ZM202 150V149H201ZM212 150V149H211ZM210 150V151H211ZM235 150V149H234ZM246 150H245V152H246ZM250 150H248L249 151V153H250ZM259 150V149H258ZM261 150H264V148L263 149H261ZM58 151V150H57ZM116 151V150H115ZM114 151V152H115ZM123 151H125V149L123 150ZM131 151V150H130ZM162 151V152H163ZM195 151V150H194ZM199 151H200V149H199ZM206 150H204V152H205ZM216 151V150H215ZM214 150H212V152H215ZM218 151V150H217ZM220 151H221V155L223 154L222 153V150H219L218 152H219V155H220ZM224 151H227V153L229 154V152L231 153V151H228V150H224ZM59 152V151H58ZM76 152V151H75ZM118 152H121L122 153V150L121 151H117V154H118ZM170 152H169V155H170ZM174 152H177V150H175ZM208 152V151H207ZM211 152V154H213ZM233 152H235V151H233ZM237 152V151H236ZM256 152V151H255ZM254 152V153H255ZM261 152V151H260ZM65 153V152H64ZM131 153V152H130ZM173 153V152H172ZM184 153H186V152H184ZM199 153V152H198ZM203 153V151L201 152V154ZM210 153V152H209ZM217 153V152H216ZM226 152H225V155H224V157L226 156V154H227ZM248 153V152H247ZM257 153V152H256ZM74 154V153H73ZM125 154H126V157L128 158V155H127V152L125 151ZM128 154H129V152H128ZM131 154V155H132ZM162 154V153H161ZM174 154V153H173ZM173 154H171L170 155V157L173 155ZM183 154V153H182ZM200 154V153H199ZM203 154H205V153H203ZM228 154H227V156H228ZM232 154V153H231ZM234 154V153H233ZM238 154V153H237ZM236 154V155H237ZM257 154H259V153H257ZM261 154V153H260ZM77 155H78V153H77ZM164 155V154H163ZM177 155V154H176ZM181 155V154H180ZM206 155H209V154H206ZM213 155H215V153L213 154ZM213 155H211L210 157H211V159L212 160H216L215 162H211L212 160L211 159H209V158H207V159H209L210 160V162L211 163H215V165H216V162L217 163H219L220 162V168L221 169H225V172L226 173H228L227 175H228V178H227V180H225L224 181V178L223 177H221V178H223L221 181H218V184H217V187H215L214 189H215V191H213V192H210V193H214L216 196H218L217 198L218 199H221V201H223V203H222V205H220V207H219V209H218V207H214V205H216L217 203H214V205L213 204H210L211 202H210V200H209V202H206L207 204L209 203V205H206V206H208V208H206L207 209V211L205 212V210H204V212H205V216L203 217V215H202V213H201V211H200V209H198V211H200V213H201V215H202V217H203V219L205 220V221H207L208 223H206L205 222V224H208V226H206V228L208 229V227H209V221L210 220H206V218L208 217V214L209 213H212V212H214V211H216L217 212V214H213L215 217V219L217 218V220H216V222L214 221V219L212 220V222H214L213 224H212V227L210 228V229H208V230H202L201 228H199V229H201L200 230V233L202 234V231H206L207 233L206 234H208L209 235V237H212L213 238V240H214V238L216 239L215 240V243H216V241H217V245L215 246V251H216V256L215 257H213V256H210V258H209V260H207L208 262H207V264H248V261H247V258H246V256L247 255H245V253H243V252H245V250L248 248L247 247V245H246V240H245V238H240V236H239V238L240 239H238L237 238V236L238 235H236V236H234V233H233V229L238 225V222H239V220H243V218L247 221L248 220V222L247 223H249V218L250 217H248V216H250L248 213L251 211V213H253L254 211V206H253V208H252V210H250L249 211V205L247 204V203H244V201L245 200H242V197L239 195V193L237 192L238 190H239V188H238V190H237V187H239L240 185H237V179H235V177H239V175H237L238 173H237V170L239 169V168H235V167H232V164H230V163H228V161H230V159L227 161V159H226V157L224 158H222V162L220 161L221 160V157H220V160H218V156H216V159H215V156H213ZM220 155V156H221ZM230 155V154H229ZM235 155V156H236ZM239 155H241V154H238L237 156L239 157ZM245 155V154H244ZM262 155H264V154H262ZM46 156L48 157V158H46ZM73 156V155H72ZM75 156V155H74ZM73 156V157H74ZM166 156V157H167ZM200 156H202V155H199L198 157H200ZM204 157H205V155H203ZM202 156V158H204ZM214 158H213V157ZM242 156V155H241ZM240 156V157H241ZM252 156H254V155H252ZM260 156V155H259ZM63 157V156H62ZM69 157H70V155H69ZM80 157V156H79ZM93 157H95L96 159L94 160L93 159ZM125 157V156H124ZM134 157V158H135ZM163 157V156H162ZM161 157V159H164L165 157H163L162 158ZM173 157H179V156H172V158ZM181 157H182V155H181ZM191 157V156H190ZM218 157V158H217ZM255 157H257V156H255ZM261 157V156H260ZM37 158V159H36ZM39 158V159H38ZM51 158V159H50ZM60 158V162H61V157H59ZM81 158V157H80ZM130 158V157H129ZM180 158V157H179ZM194 158H196V156L195 157H193V159ZM228 158V157H227ZM243 158H245V156L243 157ZM243 158H241V159H243ZM253 158V157H252ZM252 158H250L251 160H252ZM262 158V157H261ZM264 158V157H263ZM53 159H54V157H53ZM78 159V158H77ZM132 159V158H131ZM200 159V158H199ZM199 159H197V160H199ZM234 159V157H232V160ZM237 159H239V158H237ZM241 159H239V160H241ZM245 159H248V158H245ZM255 161L254 162H256L257 160L255 159V158H253ZM258 159H260V158H258ZM73 160V159H72ZM74 160H76V158L74 159ZM135 160V159H134ZM165 160L166 159H164L163 161L165 162ZM174 161H176L175 159H173ZM179 160V159H178ZM201 160V159H200ZM208 160V161H209ZM264 160V159H263ZM64 161V162H63ZM78 161V160H77ZM79 161H80V159H79ZM181 161H183V159L181 158ZM193 161H195V160H193ZM206 161V159H204L203 160V162H201V163H203L204 164V162ZM238 161V160H237ZM236 161V162H237ZM248 160H246V162H247ZM260 161V160H259ZM258 161V162H259ZM133 162V161H132ZM148 162H149V164H151V165H149L148 164ZM163 162V163H164ZM167 162V161H166ZM165 162V163H166ZM184 162V161H183ZM233 162V161H232ZM241 162H243V161H241ZM253 162V163H254ZM168 163V162H167ZM167 163L165 164V165H167ZM175 164V166H176V162H174ZM179 164L181 163L182 164V162H178ZM193 163V162H192ZM191 163V164H192ZM201 163H200V166H202L203 167V165H201ZM238 163V162H237ZM250 163V162H249ZM252 163V162H251ZM70 164V162L69 163H67V165H69ZM155 164V165H156ZM179 164H177V166H179ZM188 164V163H187ZM191 164L189 165V166H191ZM196 163H194V165H195ZM248 164V163H247ZM247 164H246V166H247ZM257 164V163H256ZM260 164V166L262 165V163L260 162L259 163ZM66 165V166H67ZM165 165H163V167L165 166ZM171 165H172V163H171ZM173 165V166H174ZM193 164H192V166L194 167V169H196L197 167H198V165H197V167L196 166H194ZM215 165H213V166H215ZM218 165V164H217ZM233 165H236L235 163L233 164ZM243 165H244V163H243ZM242 165V166H243ZM249 166H251V169H252V166L254 165V164H252V165H250V164H248ZM52 166V167H51ZM174 166V168L176 169V170H178L176 167ZM184 166H185V164H184ZM207 166V165H206ZM213 166H210V168L211 167H213ZM237 166V165H236ZM248 166V167H249ZM259 166V165H258ZM257 165H256V167H258ZM168 166H166L165 168H167ZM187 168H189L188 166H186ZM201 167V168H202ZM204 167H205V165H204ZM215 167H218V170L220 169L219 168V165L218 166H215ZM237 167H239V165L237 166ZM253 167H255V166H253ZM264 167V166H263ZM262 167V168H263ZM24 168V169H25ZM164 168V169H165ZM169 168H173V167H171V166H169ZM184 168V167H183ZM200 168V167H199ZM198 168V169H199ZM243 168V167H242ZM245 168V167H244ZM247 168V167H246ZM47 169V170H48ZM145 169V168H144ZM152 169H154V168H152ZM157 169H159L158 167H157ZM157 169H156V167H155V170L157 171ZM163 168H162V171L164 170ZM186 169V168H185ZM184 169V170H185ZM194 169H190L191 171L193 170V171H195ZM204 169V168H203ZM202 169V170H203ZM209 169V168H208ZM213 169H214V172H212V176H213V173L215 174V168L213 167ZM250 169V170H251ZM260 169V168H259ZM19 170V171H18ZM71 170V169H70ZM140 170H141V172H140ZM147 170H149V171H151L150 169H147ZM147 170H146V172H144L143 171V174H145V173H148L147 172ZM155 170H153L154 172H155ZM183 170V173H185V171ZM200 170V169H199ZM198 170V171H199ZM201 170V172H204V171H202ZM205 170V169H204ZM217 170V171H218ZM249 169H247V171H248ZM252 170H254V169H252ZM251 170V171H252ZM15 171H18L17 173H16V175H15ZM29 171H31V170H29ZM59 171V170H58ZM61 171V170H60ZM161 171V172H162ZM167 171L169 172V169H167ZM174 171V170H173ZM179 171V170H178ZM182 171V170H181ZM189 170H187V172H188ZM193 171H192V173H193ZM213 171V170H212ZM221 171H223V170H221ZM264 171V170H263ZM64 172V173H65ZM165 172H166V170H165ZM164 172V175L167 173H165ZM211 172V170L209 171V173ZM218 172H220V171H218ZM218 172H216V175H217V173ZM239 172V171H238ZM241 172V171H240ZM244 173L243 174H247L246 172H245V170L243 171ZM255 172V171H254ZM259 172H261V170H259ZM32 173V172H31ZM30 173V174H31ZM35 173V172H34ZM34 173H32V174H34ZM57 173H59V172H57ZM141 173V174H140ZM149 173H152V171L151 172H149ZM148 173V174H149ZM158 173V172H157ZM173 174H174V172H172ZM180 173V172H179ZM192 173H190V172H188V175L190 174V176H192ZM209 173H208V171H207V173H204V174H208L209 175ZM220 173H222V172H220ZM253 173V172H252ZM251 173V174H252ZM0 174V175H1ZM39 174V173H38ZM37 174V175H38ZM47 174V173H46ZM176 174H177V172H176ZM182 174V173H181ZM196 174H197V172H196ZM196 174L194 173V175L196 176ZM198 174H199V172H198ZM203 174V173H202ZM202 174H200V176L202 175ZM219 174V173H218ZM13 175L12 176H10V177H13ZM39 175H42V174H39ZM48 175V174H47ZM57 175V174H56ZM59 175H60V173H59ZM147 175V174H146ZM154 175V174H153ZM159 175V174H158ZM169 175H171V174H169ZM183 175V177H188L187 175L186 176H184V174H182ZM211 175V174H210ZM237 175V176H236ZM240 175H242L241 173H240ZM45 176V175H44ZM49 176V175H48ZM47 176V178L50 180V176L48 177ZM100 176V178L98 179V177ZM141 176H139L140 178H141ZM155 176V175H154ZM167 176H168V174H167ZM178 176V175H177ZM181 176V175H180ZM189 176V177H190ZM243 177L245 176V175H242ZM252 176V175H251ZM257 176V175H256ZM3 177V176H2ZM9 177V178H10ZM33 177V176H32ZM43 177V176H42ZM41 177V178H42ZM46 177V176H45ZM59 178H60V176H58ZM143 177V176H142ZM151 178H154V177H152V176H150ZM150 177H143L144 179L145 178H149V180L151 179ZM156 177V176H155ZM158 177V176H157ZM156 177V179H158L159 177H162V176H160L159 175V177L157 178ZM197 177V176H196ZM202 177V176H201ZM210 177V178H209ZM208 178H206L205 177V179H211V176H209ZM252 177H255V175L254 176H252ZM6 176L5 177H3V179L2 180H0V181H6ZM9 178H8V180H9ZM36 178V179H35ZM35 181H32V182H37L36 180L38 179V176H36L35 175ZM47 178H45L46 179V181H47V183H48V181L49 180H47ZM58 178V179H59ZM103 180H102V179ZM137 178V179H136ZM166 178H168V177H166ZM165 178V179H166ZM170 178V177H169ZM173 178V177H172ZM177 178V177H176ZM190 178H192V177H190ZM190 178H188L189 180H190ZM193 178H195V177H193ZM216 178V177H215ZM218 178V177H217ZM260 178V177H259ZM5 179V180H4ZM12 179V178H11ZM16 179V178H15ZM30 179V178H29ZM40 179V178H39ZM38 179V181L41 183V180H39ZM45 179H44V182L43 183H45ZM51 179H52V177H51ZM58 179H54L55 180V182H56V184H57V182H58ZM61 179V178H60ZM59 179V180H60ZM61 179V180H62ZM156 179L155 180H153L152 179V181L154 182L155 181V183H156ZM164 179V178H163ZM178 179V178H177ZM177 179H175V180H177ZM179 179H181V178H179ZM202 179V178H201ZM213 179V178H212ZM219 179V178H218ZM241 179V178H240ZM245 179H246V176H245ZM249 179V178H248ZM33 180V179H32ZM63 180V181H64ZM100 181V180H102V182L104 181V183H110V184H112L113 186H110V187H113L112 188V193H113V195H114V199L113 198H110V195L109 196H107L108 194H111L112 195V193L110 192L109 193V191H107V195L105 194V192L103 193V194H105V195H103L102 194V192L104 191V190H102V192L100 191L99 193H100V195H98V196H95V200H97V199H99L100 201H101V203H100V205L102 204V201H105L106 202V200L108 199V203L106 202V203H104V205H101V206H103V208H102V210H101V213H100V215H94L93 213L91 214L90 213V211H89V213H85V214H81V212L78 210V207H75V205L76 206H79L80 205V203H78V202H80L81 200H82V202H84V200L86 199V197L88 196V194H87V192H88V190L96 183V182H98V181ZM126 180V181H125ZM159 180V179H158ZM168 180V179H167ZM192 181H193V179H191ZM200 180V179H199ZM198 180V182H197V184L200 182ZM215 180H217V179H214V180H212V183L213 184H216V181ZM229 180V181H228ZM254 180V179H253ZM263 180H264V178H263ZM69 181V182H70ZM143 181V180H142ZM160 181V180H159ZM163 181H165V180H162V181H160V183L161 182H163ZM171 181H173L172 183H174V180L173 179H171ZM178 181V180H177ZM181 181H184V179L182 180L181 179ZM192 181H189L188 183H190V182H192ZM209 182V184L211 183L210 182V180H208ZM215 183H214V182ZM227 181V182H226ZM240 181V180H239ZM258 182H259V180H257ZM27 182V183H26ZM51 182V181H50ZM61 182V181H60ZM59 182V183H60ZM102 182H100L101 184H103L104 186H105V184L104 183H102ZM143 182H147V180L146 181H143ZM150 182V181H149ZM168 184H170L169 183V180L168 181H166ZM165 182V183H166ZM184 182H186V181H184ZM194 182V181H193ZM192 182V183H193ZM201 182H202V184H203V181L201 180ZM204 182H206V181H204ZM226 182V183H225ZM263 183V185H264V181H262ZM43 183H42V185H43ZM62 183V182H61ZM138 183H139V181H138ZM148 183V182H147ZM154 183V184H155ZM164 183V182H163ZM162 183V184H163ZM207 183V184H208ZM239 184H240V182H238ZM29 184V185H28ZM52 184V183H51ZM51 184H48V186H50ZM135 184V183H134ZM143 184V183H142ZM142 184H140L141 186H142ZM150 184V183H149ZM154 184L151 186V187H153L154 186ZM159 184V182L157 183V185ZM194 184H195V182H194ZM192 185V188L193 189H190L191 191H193L194 190V188H196L197 187V185H196V187H193V186H195V185ZM201 184V185H202ZM1 185V184H0ZM3 185V184H2ZM46 185L47 184H45V187H46ZM53 185V184H52ZM62 185H64L65 186V184H63L62 183ZM62 185L60 184V187H62ZM98 185V184H97ZM96 184H95V186H97ZM151 185V184H150ZM156 185V184H155ZM156 185V186H157ZM159 185H161V184H159ZM175 185H178V183L176 182L175 183ZM186 185H188V184H186ZM200 185V186H201ZM259 185H260V183H259ZM36 186H37V184H36ZM35 186V187H36ZM56 186V185H55ZM100 186H102V185H100ZM104 186H102V188L104 187ZM141 186H139V187H141ZM146 186V185H145ZM148 184H147V188H148ZM156 186H154V187H156ZM166 186V185H165ZM170 187L171 186H173V185H169ZM168 186V187H169ZM179 186H180V184H179ZM181 186H184L183 184L181 185ZM211 186V185H210ZM38 187V189H40V187L39 186H37ZM36 187V188H37ZM59 187V186H58ZM59 187V188H60ZM99 187V186H98ZM134 187H137V186H134ZM150 187V186H149ZM159 187H161V186H159ZM158 187V188H159ZM162 187H163V185H162ZM167 187V190H169L170 188H168ZM202 187V186H201ZM200 187V188H201ZM205 187V186H204ZM204 187H202V188H204ZM264 187V186H263ZM13 188V187H12ZM11 188V189H12ZM47 188H50V187H47ZM53 188H55V187H52V189ZM94 188V187H93ZM92 188V189H93ZM97 188V187H96ZM95 188V189H96ZM106 188V187H105ZM143 188V187H142ZM172 188V187H171ZM176 188V187H175ZM178 188H182V187H178ZM184 188H186V186L184 187ZM189 188H190V184H189ZM202 188L200 189V190H202ZM243 188H245V187H243ZM256 188H257V185H256ZM262 187L260 186V187H258V191H259V189L261 190V191H263L262 189H261ZM14 189H17V188H14ZM14 189H12V190H14ZM38 189H36V190H38ZM43 189H46V188H44L43 186H42V190H40V192L39 193H41V192H43ZM97 189H100V188H97ZM111 188H109V190H110ZM129 189V188H128ZM151 189V188H150ZM166 189V187H163V189H157L158 191L160 190L161 192H162V190H165ZM187 189V188H186ZM186 189H185V191H186ZM196 189H198V187L196 188ZM195 189V190H196ZM205 189V188H204ZM241 189V188H240ZM11 190V191H12ZM35 190V191H36ZM46 190H51V188L50 189H46ZM58 190V189H57ZM129 190H132L131 188L129 189ZM128 190V191H129ZM133 190H135V189H133ZM137 190V189H136ZM173 190V189H172ZM175 190V189H174ZM188 190V189H187ZM189 190V191H190ZM194 190V193H192L193 195L195 194V191ZM199 190V191H200ZM207 190V192H209L210 191V189H206ZM243 190V189H242ZM245 190H247V189H245ZM248 190H249V187H248ZM14 191H16V190H14ZM13 191V192H14ZM34 191V192H35ZM58 191H60V189L58 190ZM75 191V190H74ZM93 191V190H92ZM99 191V190H98ZM125 192H127V189L126 190H124ZM139 191H140V188H139ZM166 191V190H165ZM164 191V192H165ZM177 191H182V193H179V195H178V198H179V196H182L183 194H184V192H183V190L181 189V190H176L175 192H177ZM190 191V192H191ZM198 191V192H199ZM244 191V190H243ZM254 191V190H253ZM260 191V192H261ZM45 192V191H44ZM43 192V193H44ZM52 192V191H51ZM51 192H49V194H51ZM91 192V191H90ZM120 192H121V194H120ZM132 193H133V191H131ZM148 192V191H147ZM155 192V191H154ZM186 192H188V191H186ZM255 192H256V190H255ZM15 193V192H14ZM26 193V194H25ZM48 193V192H47ZM46 193V194H47ZM53 193V192H52ZM58 193V192H57ZM89 193V192H88ZM98 193V194H99ZM132 193H130V191H129V193L128 194H131V195H133ZM139 193H141V192H139ZM143 193V192H142ZM148 193H150L151 194V192H148ZM158 193V192H157ZM167 193V192H166ZM168 193H171V192H168ZM258 193V192H257ZM45 193H44V195L45 196H48L49 194H47L46 195ZM59 194V193H58ZM95 194V193H94ZM127 194V193H126ZM125 194V195H126ZM144 194V193H143ZM162 194V193H161ZM165 194V193H164ZM163 194V195H164ZM175 194H177V193H175ZM174 194V195H175ZM180 194H182V195H180ZM188 194V193H187ZM198 194V193H197ZM201 194H202V192H201ZM209 194V193H208ZM254 194V193H253ZM263 193H261V195H262ZM24 195L26 196L25 197V199H24ZM39 196L41 195V194H38ZM73 195V196H74ZM90 195V194H89ZM136 195H138V194H136ZM140 195V194H139ZM153 195V194H152ZM156 195H158V194H156V192H155V196ZM169 195H171V194H169ZM185 195V194H184ZM207 195V194H206ZM247 195H249V194H247ZM247 195H244L245 197H246V202H250L249 200H248V197H247ZM45 196L44 197H41L42 199L43 198H45ZM54 196V195H53ZM53 196H51L50 195V197H52L53 198ZM59 196V195H58ZM129 196V195H128ZM146 196H148V195H146ZM162 196V195H161ZM165 196V195H164ZM163 196V197H164ZM177 196V195H176ZM176 196H174L175 197V199L177 198ZM189 196V195H188ZM208 196V195H207ZM212 196L213 195H211V199H212V202L213 201H216L215 199L213 200V198H212ZM256 196V195H255ZM263 196V195H262ZM57 196L55 195V198H56ZM98 197V198H97ZM107 197H109V198H107ZM116 197V198H115ZM123 197V196H122ZM127 197V196H126ZM125 197V198H126ZM129 197H131V196H129ZM137 197H140V196H137ZM149 197V196H148ZM151 197V196H150ZM173 197V198H174ZM189 197H191V196H189ZM193 197V196H192ZM197 197H199V194H198V196H196L195 198L197 199ZM201 198H203L204 196H200ZM209 197V199H210V196H208ZM215 197V196H214ZM258 197V196H257ZM257 197H254L256 200H257ZM264 197V196H263ZM263 197H260L261 199H263ZM5 198V197H4ZM13 198V197H12ZM36 198V199H37ZM107 198V199H106ZM125 198H123V199H121V201L122 200H124ZM128 198V197H127ZM132 198V197H131ZM135 198V196L133 197V199ZM156 198V197H155ZM166 198V197H165ZM169 198V200H170V198H172V197H168ZM167 198V199H168ZM182 198V197H181ZM181 198H179V199H181ZM259 198V199H260ZM36 199H35V201H36ZM137 199V198H136ZM135 199V200H136ZM143 199V198H142ZM146 199V198H145ZM151 199L153 200L154 199V195H153V197H151ZM150 199V200H151ZM157 199V201L158 202H162L161 200L159 201L158 200V197L156 198ZM160 199H162V198H160ZM164 199V198H163ZM189 199V198H188ZM193 200H195L194 199V197L192 198ZM208 199V198H207ZM207 199L205 200L204 198H203V200L204 201H207ZM255 199H254V201H255ZM1 200V199H0ZM34 200V199H33ZM62 200V199H61ZM71 200H72V198H71ZM117 200V199H116ZM119 200V199H118ZM126 201H127V199H125ZM129 200V199H128ZM131 200L132 199H130V203H131ZM146 200H148V199H146ZM178 200V199H177ZM199 200V199H198ZM93 201V200H92ZM126 201H125V203H126ZM133 202H134V200H132ZM145 201V200H144ZM171 201V200H170ZM203 201V202H204ZM220 201V202H221ZM253 201V202H254ZM259 201H261V200H259ZM258 201V202H259ZM9 202V201H8ZM7 202V203H8ZM63 202V201H62ZM86 202H88L87 201V199H86ZM86 202H84L85 203V205H80V206H82V207H86L88 204H89V202L88 203H86ZM95 201H93V203H94ZM96 202H98V201H96ZM140 202H142V200H140ZM151 202V201H150ZM156 202V201H155ZM155 202L153 203V204H155ZM164 202H165V200H164ZM169 201H167V203H168ZM179 201H176V204L178 203ZM180 202H182V201H180ZM180 202H179V204H180ZM202 202V201H201ZM201 202L199 201V203H200V206H201ZM232 203V204H236V206H238L239 207V209H240V206L239 205H237V204H240L241 205V212L240 213H238L239 211H238V208H236V207H234V205H233V207L234 208H236L237 209V211L238 212H234L233 210H231L230 208L231 207H229V203ZM264 202V201H263ZM14 203V204H13ZM50 204H48L49 206L50 205H52L51 204V202H49ZM115 203V202H114ZM113 203V204H114ZM119 203H123V201L122 202H119ZM129 203V202H128ZM166 203V202H165ZM171 203V202H170ZM175 203V201H174V199H173V204ZM189 203V202H188ZM196 203H197V201H196ZM196 203H195V201H194V203H193V201H192V205H196ZM199 203H197V204H199ZM205 203V204H206ZM255 203H257V201L255 202ZM260 203V202H259ZM1 204H2V202H1ZM9 204V203H8ZM63 204V203H62ZM68 204V203H67ZM73 204H75V205H73ZM77 204H79V205H77ZM82 204V203H81ZM95 204V203H94ZM107 204V205H106ZM134 204H135V202H134ZM141 204V203H140ZM149 204H151V203H149ZM148 204V205H149ZM172 204V205H173ZM253 204V203H252ZM263 204V203H262ZM28 205V206H27ZM43 205V204H42ZM41 205V206H42ZM46 205V204H45ZM69 205V204H68ZM98 205V204H97ZM100 205H98L99 207H97V209H99L100 208ZM117 205V204H116ZM132 205V203L130 204V206ZM158 205V207L161 205V203L160 204H157ZM163 205V204H162ZM166 205V207H167V204H165ZM178 205V204H177ZM188 205V204H187ZM186 205V206H187ZM204 205V204H203ZM219 205V204H218ZM254 205H256V204H254ZM3 205H1V207H2ZM13 206H11V207H13ZM44 206V205H43ZM42 206V207H43ZM93 206V205H92ZM108 206V207H107ZM126 206H127V204H126ZM134 206V205H133ZM132 206V207H133ZM136 206H139V202H138V205H136ZM136 206H135V208H136ZM141 206H143V205H141ZM151 205H149V207H150ZM153 206V205H152ZM169 206H171V205H169ZM168 206V207H169ZM173 206H176L175 204L173 205ZM178 206H180V205H178ZM181 206H182V204H181ZM185 206V207H186ZM189 206V208H190V204L188 205ZM258 206H260V205H258ZM50 207H52V206H50ZM57 207H59V206H57ZM82 207H81V209H82ZM96 207V206H95ZM109 207H110V209H109ZM157 207V208H158ZM161 207V206H160ZM164 207V206H163ZM163 207L161 208V209H163ZM166 207H164L165 209H164V211L166 212V213H168V210L169 209H171L170 207L166 210ZM196 207H198L199 208V206L198 205H196ZM205 207V206H204ZM10 208V207H9ZM36 208V209H35ZM41 208V209H40ZM60 208V207H59ZM77 208V209H76ZM131 208V207H130ZM135 208H134V213L136 212L137 214L139 213V214H141V212H137V211H135ZM139 208H141V207H139ZM156 208V209H157ZM173 208V207H172ZM175 208V207H174ZM173 208V210H175ZM176 208H177V206H176ZM184 208V207H183ZM186 208H188V207H186ZM217 208V209H216ZM65 209V208H64ZM86 208H84V210H85ZM97 209H95V210H97ZM126 209V210H125ZM133 209V208H132ZM136 209H138V208H136ZM148 209V208H147ZM145 210V211H149V210ZM155 209V210H156ZM178 209V208H177ZM193 209H194V206H193ZM8 210V211H7ZM32 210V209H31ZM30 210V211H31ZM60 209H58V211H59ZM113 210H115L116 212H117V214L120 216V217H118V216H116V214H114L115 213V211H114V213L113 212H111V211H113ZM184 210V209H183ZM182 210V211H183ZM192 210V209H191ZM262 210H264V209H262ZM82 211V210H81ZM122 211V212H123ZM139 211V210H138ZM145 211H143V212H145ZM157 211L158 210H156V212L155 213H157ZM172 211V210H171ZM181 211V212H182ZM190 211V210H189ZM194 211V213H195V209L193 210ZM258 211V210H257ZM10 212V213H9ZM36 212V211H35ZM31 213V214H36V213ZM55 212V211H54ZM60 212V211H59ZM69 212V211H68ZM97 212V211H96ZM95 212V213H96ZM160 212V208H159V211H158V213ZM180 211H178V213H179ZM185 212V211H184ZM259 212V211H258ZM49 213V212H48ZM63 213V215H65ZM135 213V214H136ZM164 213V212H163ZM177 215H178V213L177 212H175ZM192 213V212H191ZM191 213H190V215H191ZM260 213V212H259ZM262 213V215H263V212H261ZM30 214V216L29 217H32V215ZM54 214V213H53ZM135 214H134V216H135ZM146 214V213H145ZM144 214V215H145ZM161 214V213H160ZM168 214H170V212L168 213ZM172 214V213H171ZM180 214V213H179ZM197 214H199V212H197ZM253 214H255V212L253 213ZM83 215V216H82ZM85 215V216H84ZM130 215V216H129ZM187 215H189V213H187ZM210 215V214H209ZM261 215V216H262ZM81 216L82 217H84L85 219H84V224H81V225H83V227H80L81 225H78V222H79V220H80V218H81ZM134 216H132V218H135L136 219V217H134ZM161 216H163V215H161ZM160 216V217H161ZM170 216V215H169ZM173 215H171L170 216V220H171V217H172ZM178 216H180V215H178ZM192 216V215H191ZM193 216H195L194 214H193ZM212 216V215H211ZM259 217V216H257V217H259V220L260 221H262V218H264V215H263V217ZM35 217V216H34ZM165 216H163L162 218H161V221H162V219L164 218ZM197 217H199L198 215H197ZM247 219H246V218ZM255 217V216H254ZM137 218H139V216H137ZM174 218V217H173ZM209 218V217H208ZM211 218V217H210ZM209 218V219H210ZM256 218V217H255ZM261 218V219H260ZM33 219V218H32ZM134 219V220H135ZM144 219V218H143ZM150 220H151V217L149 218ZM196 219V218H195ZM254 218H252V220H253ZM257 219V218H256ZM146 220V219H145ZM174 220H176L175 218H174ZM182 220V219H181ZM245 220H243L242 222H244ZM255 220V219H254ZM258 220V219H257ZM256 220V221H257ZM259 220H258V222H259ZM147 222H148V218H147V220H146ZM156 222H157V220H155ZM155 221L153 222L154 224H155ZM167 221H168V219H167ZM173 221V220H172ZM172 221H170L171 223H172ZM200 221H202V220H200ZM255 221V222H256ZM48 223V230L50 229L49 227L50 226H52L53 227V231H51V233L49 234V231H48V235L47 236H44V238H42L41 236H42V234H43V232L45 233V232H47L46 231V229H47V227H46V229H44V228H41V226L43 227V225L45 224V223ZM138 222V221H137ZM144 222V221H143ZM150 222V221H149ZM151 222V223H152ZM159 222V221H158ZM187 222L188 221H186L185 223L187 224ZM192 222V221H191ZM190 222V223H191ZM251 222V221H250ZM263 222H264V219H263ZM262 222V223H263ZM120 223V224H119ZM146 223V222H145ZM161 223V222H160ZM159 223V224H160ZM175 221H173V223H172V225L174 224V226H175ZM185 223H183L182 225H185ZM189 223V222H188ZM198 224H200V225H203L204 223H199V222H197ZM49 224H50V226H49ZM123 224V225H122ZM140 224V223H139ZM147 224V223H146ZM242 224V223H241ZM135 225V224H134ZM136 225H138V224H136ZM162 225H164V224H162ZM178 225V224H177ZM190 225V224H189ZM196 225V224H195ZM119 226V227H120ZM123 226V227H122ZM133 226V225H132ZM159 226V225H158ZM173 226V227H174ZM180 226V225H179ZM186 226V225H185ZM211 226V225H210ZM255 226V225H254ZM253 226V227H254ZM257 226V225H256ZM255 226V227H256ZM134 227V226H133ZM133 227H132V229H133ZM138 227V226H137ZM155 227H157V224L155 225ZM160 227V226H159ZM158 227V228H159ZM177 227V226H176ZM199 227V226H198ZM197 226L195 227V230H197V228H198ZM203 227H204V225H203ZM242 227H244V224H243V226ZM248 227V226H247ZM258 227V226H257ZM256 227V228H257ZM38 228H40V229H44L45 231H43V232H41V231H38ZM126 228V227H125ZM128 228V231H129V229L131 228H129V227H127ZM142 228V227H141ZM151 228V227H150ZM158 228H156V229H158ZM171 228V227H170ZM239 228H240V226H239ZM239 228H237V229H239ZM259 228V227H258ZM261 228H264L263 226L261 227ZM261 228H260V230H261ZM39 229V230H40ZM123 229H120L119 231H122L123 232V234H124V230ZM161 229V228H160ZM193 229H194V227H193ZM243 229V228H242ZM246 229V228H245ZM178 230V229H177ZM177 230H175V233H176V231ZM182 230V229H181ZM236 230V229H235ZM252 230V229H251ZM114 231H116V230H114ZM136 231V230H135ZM138 231V230H137ZM153 232V234H151V235H154L155 234V230H152ZM241 231V230H240ZM257 231V234H256V236L258 237V239L259 238H261V240H263L262 239V236H264V231L263 232H261V231H258V230H256ZM78 232H85V233H87V234H89V236L90 235H92V236H94L95 238H97V240H100L99 242H98V244H95L96 245V247H98V249H97V251H96V249H94V244L92 245V242H90V243H88L86 246L88 247V246H93L92 248L95 250L94 252H93V249H91L90 251H91V253L93 254L94 253V255H96V256H94V255H90V252H85L88 248H86V250L84 249V247H82V244H79V242H82L83 241V239L85 238V240L87 239L86 238V236L87 237H89L87 234L86 235H84V237L82 238L81 236V238H82V241H80V239L79 240H77V241H79L78 242V244H79V246H76V245H78V244H76V238H77V236H76V234L78 233ZM122 232H121V234H122ZM127 232V231H126ZM125 232V233H126ZM182 232H184L183 230H182ZM193 232V231H192ZM192 232H190V234L192 233ZM195 232V231H194ZM203 232V233H204ZM84 233V234H85ZM179 233H181V232H179ZM197 232H195V234H196ZM199 233V234H200ZM137 234V233H136ZM139 234H142V232L141 233H139ZM144 234V233H143ZM160 234V233H159ZM241 234V233H240ZM239 234V235H240ZM243 234V233H242ZM81 235V234H80ZM129 235V234H128ZM203 235H205V234H203ZM127 236V235H126ZM182 236H184L186 239H188L187 237L189 236L188 235V232H187V234H182ZM197 236V235H196ZM202 236V235H201ZM131 236H129L128 238H130ZM147 237H148V235H147ZM147 237H145V239L147 238ZM159 237V236H158ZM171 237H172V235H171ZM198 237H200L199 235H198ZM208 237V236H207ZM206 237V238H207ZM256 237V238H257ZM45 238H47V239H45ZM113 238V237H112ZM123 238H125L124 236H123ZM151 238V237H150ZM255 238V239H256ZM91 239V238H90ZM130 239H132V237L130 238ZM155 240L156 239H158L157 237L156 238H154ZM160 239V238H159ZM195 240L197 239V238H194ZM258 239H256V240H258ZM89 240V238L86 240V241H88ZM91 240H93L94 241V239L92 238ZM96 239H95V241H97ZM120 240V239H119ZM147 240V239H146ZM152 242L154 241V240H152V239H150ZM149 240V241H150ZM174 240V239H173ZM181 240V239H180ZM185 240V239H184ZM199 239H197V241H198ZM256 240H255V242L252 240H250L252 243L254 242V244H255V246H257L256 245ZM49 241H51L52 243H50ZM128 241H129V239H128ZM131 241V240H130ZM157 241V240H156ZM160 241V240H159ZM170 241H172L171 240V238H170ZM191 240H190V238H189V242H190ZM193 241V240H192ZM208 241H211V239L210 240H208ZM109 242V241H108ZM112 242V241H111ZM144 242V241H143ZM148 242V241H147ZM175 241H173V243H174ZM212 242V241H211ZM251 242H249L251 245H252V249L251 248H248V249H250V251H254L255 253H258V255L257 256H260V254H259V252H256V251H259L260 250V247H261V251H262V253H261V257H262V254L264 253V241L262 242V244H261V241H260V243L258 244V250L256 249V250H254V246H253V244L251 243ZM105 243H107V244H105ZM131 243H132V241H131ZM146 243V242H145ZM149 243V242H148ZM158 243V242H157ZM160 243V242H159ZM171 243V242H170ZM181 243H183V242H181ZM180 243V244H181ZM206 243V242H205ZM204 243V244H205ZM209 243V242H208ZM129 244V243H128ZM177 244V243H176ZM180 244H177V246L179 245L180 246ZM188 243L186 242V245H187ZM261 244V245H260ZM80 245H81V247L85 250H82V249H80L79 247H80ZM124 245H127V244H124ZM131 245V244H130ZM141 245V244H140ZM173 245V244H172ZM186 245H184V247L186 246ZM189 245H192V244H189ZM196 245V244H195ZM198 245V244H197ZM196 245V246H197ZM77 248H76V247ZM131 246H133V245H131ZM130 246V247H131ZM142 246H144V244L142 243ZM153 246V245H152ZM177 246H175L174 247V252H173V255L175 256V258L176 259H179V254H178V252L177 251H179L180 249H178L179 247H177ZM182 246V245H181ZM180 246V247H181ZM206 246H209V245H206ZM205 246V247H206ZM211 246H213V247H211L212 249V252H214V244H211ZM250 246V245H249ZM145 247H148V244H147V246H145ZM190 247V246H189ZM193 249H194V247L195 246H191ZM204 247V246H203ZM123 248V250H124V247H121V249ZM176 248L178 249V250H176ZM186 248V247H185ZM78 249H79V251L80 250H82L83 251V253H81V251L79 252L78 251ZM89 249H90V247H89ZM88 249V250H89ZM120 249V250H121ZM142 249H143V247H142ZM147 249V248H146ZM149 249V248H148ZM156 249H159V247L158 248H155V250ZM184 249V248H183ZM207 250H208V248H206ZM205 249V250H206ZM263 249V250H262ZM150 250H151V248H150ZM149 250V252L151 253L152 251H150ZM152 250H154V248L152 249ZM173 250V249H172ZM187 250V249H186ZM195 250V249H194ZM207 250H206V254H208V257H209V252H207ZM211 250H208V251H211ZM101 251V252H100ZM159 251V252H158ZM162 252H163V250H161ZM161 251L160 250H157V251H155V252H158V253H161ZM182 251V250H181ZM188 251V250H187ZM193 251V250H192ZM196 251V250H195ZM146 252V251H145ZM144 252V253H145ZM253 252V253H254ZM85 253H87L86 255H84ZM103 253V252H102ZM129 253H131V252H129ZM148 253V252H147ZM147 253H146V255H147ZM169 253V252H168ZM167 253V254H168ZM183 253H184V251H183ZM188 253V252H187ZM193 253H195V252H193ZM205 253V252H204ZM253 253H251L252 255H253ZM133 254V253H132ZM152 254V253H151ZM164 254H166L165 252L163 253V256H165ZM181 254V253H180ZM205 254V255H206ZM247 254V253H246ZM250 254V255H251ZM108 255V254H107ZM134 255V254H133ZM138 255H141L140 253H138ZM153 255H156V257L157 258H160L159 256H161V254L160 255H158V254H154V251H153ZM158 255V256H157ZM169 255V254H168ZM183 255V254H182ZM181 255V256H182ZM194 256H196V254H193ZM111 256H112V254H111ZM110 256V258H113V257H115L114 256V254H113V256L111 257ZM145 256V255H144ZM189 256V255H188ZM200 256V255H199ZM207 256V255H206ZM253 256H255V255H253ZM257 256H255V258L257 257ZM78 257V258H77ZM96 257H98V258H96ZM102 257V256H101ZM133 257V256H132ZM162 257V256H161ZM167 257V256H166ZM251 257V256H250ZM77 258V259H76ZM117 258V257H116ZM135 258V257H134ZM134 258H130V261L132 262V264L134 263L132 260L134 259ZM174 258V259H175ZM187 258V257H186ZM188 258H190V256L188 257ZM187 258V259H188ZM203 258V256L200 258V259H202ZM136 259V258H135ZM162 260H163V258H161ZM259 260L257 261L258 263H261L262 262V260H260V258H258ZM262 259H264L263 257H262ZM112 260V259H111ZM123 260H125V257H124V259ZM122 260V261H123ZM144 260V257H143V259H142V261ZM198 260V259H197ZM196 260V261H197ZM109 261V262H108ZM127 261V260H126ZM136 261H138V259H136ZM169 261V260H168ZM167 261V262H168ZM175 261V260H174ZM195 261V260H194ZM193 261V262H194ZM200 261V262H199ZM253 261V260H252ZM261 261V262H260ZM76 262V261H75ZM181 262V261H180ZM186 262H188V261H186ZM192 262V261H191ZM257 262H252V264L254 263V264H257ZM126 263V262H125ZM128 263H129V261H128ZM127 263V264H128ZM148 263V262H147ZM157 263V262H156ZM155 263V264H156ZM195 263V262H194ZM196 263H201V264H203L202 263V261L201 260H198ZM195 263V264H196ZM73 264V263H72ZM135 264V263H134ZM140 264V263H139ZM141 264H142V262H141ZM152 264V263H151ZM162 264V263H161ZM168 264H170V262L168 263ZM183 264V263H182ZM191 264V263H190ZM193 264V263H192Z\"/></svg>", "mask_w": 264, "mask_h": 264}]
</instances>
